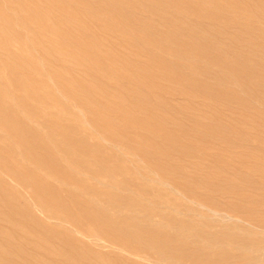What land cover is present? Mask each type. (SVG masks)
<instances>
[{
    "label": "rangeland",
    "instance_id": "374dc122",
    "mask_svg": "<svg viewBox=\"0 0 264 264\" xmlns=\"http://www.w3.org/2000/svg\"><path fill=\"white\" fill-rule=\"evenodd\" d=\"M4 2H5V6H6V8H8V9H16V10H19V9H17V8H20V7H22V5H24L27 1L30 3V4H33V6H35V7H37V8H39V9H41V13H42V15L41 16H44V18L46 17L47 18V20L48 21H45L46 23H38L40 26H38V27H36V25H35V27L34 26H30V28L28 27V28H22L24 31L26 30L27 32H24L22 29H20V28H17L18 26H14V27H5V26H2V20H1V18L2 17H0V89H1V87H2V90L4 91V92H1L0 93V100H1V103H0V109L2 110V111H0V122L2 121V123H0V135H1V137L0 138H3L2 137V135L4 136V138H5V136H6V139H2L3 141H5L6 143L4 144L3 143V141H1V139H0V162H2L1 163V165H0V182L2 183H0V191L2 192H0V194H3V193H7L6 195L5 194H3L4 196H6V197H3V195H0V199H2L1 201L3 202H0V229H1V231L2 232H0V239H2V238H7V239H9V240H4V239H2V240H0L1 242H0V259L2 260V262H1V260H0V264H73V262H74V264H109L108 262H110L111 264H156V256H155V254L154 255H152V252H151V255L149 254V252H150V250H147L146 249V247H140V246H143V244H141V245H137L136 247L134 246V249H132V248H129V246H128V248L127 249H129L130 250V252L131 251H135V253L136 252H138V249L140 248V250H139V253H136V255L135 254H132L133 256H134V258H132L131 257V255H130V252H128L127 253V250H126V247L127 246H124V245H122V244H120V243H118L119 245H117V244H115V246H118L117 248V250H116V248L113 246V247H111L112 246V244L111 243H113L112 241H111V239H115V236H113L114 234H115V232H116V238H117V235L119 236V238H117V241H121V240H123L122 238H126L125 239V241H128L129 242V239L130 238H128L126 235H124V234H121V230H120V233L119 232H117V230L119 229V228H116V230L115 229H113V228H111V227H109L108 228V230H107V228H102V226L100 227V226H98L99 225V222H100V220H96V221H93L94 219H96L95 217H96V215L95 214H97V213H101V210L103 209L104 211H106V210H109V209H111V208H108L107 209V207L105 208V206L104 205H98L97 207L96 206H93L94 208H93V212H97V213H93L91 210H92V206L90 207L91 208V210H90V208L88 209V204L86 205V203H85V206L87 207V208H84V200L85 199H83L82 197H81V195L82 194H86L87 196H88V194H89V196H91L90 198H93L92 200H94V201H102L101 199H103L104 197V195L103 194H101L102 193V191L103 192H105V193H107V191H111L112 193H114V194H118V195H122V196H134V197H137V198H142V200L144 199V197L142 196V195H144L145 196V203H147V208L148 209H152V212L153 211H155L156 213L155 214H157L158 213V217H160V215L162 214V217H166L165 215H167L168 217H171L172 218V216H173V218H176V219H179V220H181V219H183V220H185V221H187V220H190V218L192 219V218H194V216L193 215H195L196 214V212L194 213V211L193 210H197V208H198V206L196 205V204H190V203H188V202H185L183 199H182V197H189V198H191V199H195L197 202H200V203H203V204H205V205H213L212 203H211V201H212V197L215 199V200H217L219 203H222L221 205H222V207L223 208H227V209H231L230 211H231V213H233V212H236V213H233V214H235V216H237V217H239V216H241V217H239V218H241V220L242 221H244V222H246L245 220H250V219H252V220H250L251 222H254L253 221V219H257V218H262V219H264V217H261V216H264V215H262V214H264V212H262V211H264V185H262V184H260L261 182H264V179H262V178H264V177H260V174L259 175H255V177H257V176H259V177H257V178H259V179H256V178H254V174L253 173H255L254 172V170H257V169H259V170H261L262 169V167H264V146H261V143H262V145H264V141H260V142H258L259 140H262V139H264V137H261V136H264V134H259V133H264V127H262L261 125V127L259 126V125H257V124H260V122H262V123H264V120H262V119H264V117H262V116H264V102H261L262 100H264V97H262L261 95H264V92H262V91H264V90H261L262 88L261 87H264V86H262V85H264V83H262V82H264V80H262V78H264V76H262V75H264V74H262V72H264V71H261V70H264V69H262V68H264V65H262V64H264V62H262L261 60H260V57H259V55L261 56V55H264V50H261L260 51V49H264V47H262V46H264V44H262V42L261 41H264V39H262V40H260L261 38H264V33H260V31L262 30V32H264V28H262V27H264V26H262V25H264V23H262V22H264V21H261L260 19L261 18H264V15H261L260 16V14H264V11H262V10H264V9H262V8H264V4H262V3H260L261 1H259V0H251V1H253L252 3H251V1L250 0H245V1H249L248 3H246L245 1H243V0H237V2H235L236 0H234V2H232L233 0H218V1H216V0H213V1H215V2H211V0H204V2L202 1V0H184V2H183V5H186V6H183L184 8L182 9V1H181V5H178L177 6V4H180V2H179V0H178V2L179 3H177V0H173L174 1V3L176 2L177 4L175 5V6H177V7H180L179 9L181 10L180 12H179V10H175V8H174V10H172L173 8L171 7H169V9H168V7L167 6H165V4H166V2H170L169 0H167L166 2H165V0L163 1H160V3H162V5L161 6H163V7H165L166 9H164L163 7H159L158 9L161 11L162 10V12L165 14V15H167L168 14V12H167V10L169 11V17H171V15L173 14L172 12L174 11V14H175V16L176 15H178V18L176 17V20H174L175 19V16H174V18L173 17H171L170 18V20H171V22H170V20L168 19L169 17H168V15L166 16V20H165V18H164V21H166V22H163L162 21V19H161V22H160V20L158 19V17H157V15H153L152 16V14H147V12H145V13H142L139 9H135V10H128V12H127V10L126 9H124V8H120V9H123V11L122 10H120V12H118L119 10H118V6H116V5H114L113 4V2H112V0H14V1H16V2H14V1H12L13 3L11 4L10 3V0H7V1H9V2H7L6 0H3ZM45 1V2H44ZM49 1H50V3H49ZM57 1V2H56ZM80 3H79V2ZM91 1V2H90ZM135 1H137V2H139V3H137L138 4V6L139 5H141V6H149V7H147V8H149L150 9V7H152L151 9H150V12L151 11H153L154 9H156L157 10V7H158V5H160V3H158V4H155V7H154V3H156V2H153L152 3V1H150L149 3L148 2H144L143 0H135ZM154 1H156V0H154ZM159 1V0H158ZM172 1V0H171ZM173 1L171 2L172 4H174L173 3ZM209 1V2H208ZM219 1H220V3H219ZM229 1V3H227ZM240 1V2H239ZM60 2V3H59ZM165 2V3H164ZM193 2V3H192ZM196 2V3H195ZM201 4H200V3ZM216 2H217V5H218V3H219V6L221 5V2L225 5V6H222V10H223V12H222V10H220V8H219V10L220 11H218V7L219 6H217V5H215L216 4ZM239 2V3H238ZM242 2V3H241ZM245 2V3H244ZM256 2H259V3H256ZM262 2H264V1H262ZM49 3V4H48ZM57 3V4H56ZM107 3V4H106ZM164 3V4H163ZM170 3V4H171ZM188 3V4H187ZM211 3H215L214 4V6H212V4ZM255 5V7L256 8H254V7H252V5ZM52 4V5H51ZM104 4H106V5H104ZM152 4H153V6H152ZM169 3H167L166 5H168ZM209 4V5H208ZM231 4H235L234 6L233 5H231ZM239 4V5H238ZM241 4H243V5H245V6H243V8L245 7V9L246 8H248V6H249V9L250 8H253V9H250V10H248V9H246V10H248V12L250 13V12H252L251 10H253V11H255L256 9H258L257 11H255L254 12V14L252 13V15L250 14V17H248V18H246V17H242L243 16V13H242V11L240 10L239 11V7L240 8H242L241 6ZM257 4H260V5H257ZM10 5V6H9ZM50 5V6H49ZM157 5V6H156ZM188 5H190V6H188ZM201 5H203V6H206L205 7V9H204V7L203 6H201ZM251 5V6H250ZM0 6L2 7V6H4V3L2 2V0H0ZM45 6V7H44ZM49 6V7H48ZM93 6V7H92ZM102 6V7H101ZM114 6V7H113ZM198 6H201V7H198ZM237 7L236 9H234V7ZM262 6V7H261ZM154 7V8H153ZM212 7V8H211ZM223 7H225V10H226V12H230L231 10V14L229 13V14H227L226 12H225V10L223 9ZM116 10H115V9ZM162 8V9H161ZM200 8V9H199ZM204 9V11H203V9ZM208 8H209V10L210 9H213V11H209L208 10ZM8 9L5 11V9H3L2 11L4 12V14L3 15H1V16H6V14L8 15L9 14V12H8ZM47 9V10H46ZM75 9V10H74ZM262 9V10H261ZM103 10V11H102ZM105 10V11H104ZM115 10V11H114ZM164 10V11H163ZM166 10V11H165ZM199 10V11H198ZM201 10H202V12L203 13H201ZM216 10V11H215ZM237 12H235V11ZM125 11V12H124ZM132 11H133V15L131 14L132 13ZM172 11V12H171ZM207 11H209L208 13H204V12H207ZM216 13H215V12ZM8 12V13H7ZM68 13V15H67V13ZM135 12V13H134ZM139 12H141V13H139ZM211 12V13H210ZM217 12H219V14L221 15V14H224V16L223 15H221L222 17H219L218 15V13ZM225 12V13H224ZM260 12V13H259ZM56 13V14H55ZM83 13V14H82ZM138 13V14H137ZM167 13V14H166ZM172 13V14H171ZM200 13H201V15H203V14H206V15H203L202 16V18H201V15H200ZM240 13H242V14H240ZM257 15H259V16H257ZM259 13V14H258ZM52 15V17H51V15ZM112 14L114 15V16H112ZM128 14V15H127ZM134 14H135V16H134ZM190 14V15H189ZM195 16H194V15ZM207 14H208V16H209V18H207ZM211 14H212V17L213 16H216V17H213V18H216L215 20H213V19H211L212 17H210L211 16ZM237 14H240V15H236ZM58 15V16H57ZM67 15V16H66ZM92 15H94V17L92 16ZM127 15V16H126ZM149 16V18H150V23H151V25H153V26H142V28H140L141 27V25H140V23L138 24V22L140 21V19L139 20H137L139 17L141 18V16H142V18H141V20L143 19V17L144 18H146L147 16ZM151 15V16H150ZM193 15V16H192ZM255 15V16H254ZM23 16H25L26 17V15H25V13H23V14H21L20 16H18V20H17V22H20V21H22L21 19H22V17ZM137 16V17H136ZM182 16V17H181ZM228 16V17H227ZM244 16H246V15H244ZM253 16V17H252ZM64 17V18H63ZM133 17H135V18H137V19H134ZM184 17H186V18H184ZM255 17H256V20H254L255 19ZM258 17H260V18H258ZM88 18H90V19H88ZM148 17H147V19H149ZM153 18V19H152ZM160 18V17H159ZM195 18H197V19H195ZM206 20H205V19ZM222 18H224V19H222ZM230 18V19H229ZM252 20V22H254L255 24L253 25V23H250L251 22V20ZM252 18H254V19H252ZM67 19V20H66ZM121 19V20H120ZM146 19V20H147ZM156 19H158V20H156ZM190 21L191 20V22H189L188 20ZM220 20L221 21V23H223L224 24V22H222L223 20L224 21H226V22H228V20H225V19H229V22H231V21H233V20H231V19H234L235 20V23L233 22V24H230L229 23V25H226V24H224V25H226L225 27H224V25L223 24H221L219 21L217 22V20ZM244 19V20H243ZM249 19V20H248ZM51 22H50V21ZM72 20H75V21H78V24L79 25H71L70 23L72 22ZM116 20V21H115ZM143 20H145V19H143ZM154 22V20H156L155 22L158 24L157 26L159 27V24H164V23H166L165 24V26L164 27H166V25L167 26H169V28L168 29H165L164 27H162V26H160V28L162 27V28H164V29H162V31L164 30V31H167V32H162L161 33V31H158V34H159V36L160 37H163L161 40H160V37L159 36H157V34L156 35H154V32L153 31H155V32H157V30H161L160 28H158V27H156L154 24H153V22ZM169 20V21H168ZM179 20V22L180 23H183V21H184V23L183 24H185V27L182 29V28H179L176 24H175V22H177ZM185 20H187V21H185ZM195 20V21H194ZM208 20H210V22L208 21ZM262 20H264V19H262ZM114 21V22H113ZM135 21H137L136 23H137V25H135L136 23H135ZM172 21H173V25H171L172 24ZM182 21V22H181ZM195 23V25H194V23ZM248 21H250V22H248ZM258 21H260V23L258 22ZM16 22V21H15ZM113 22V23H112ZM134 24H133V23ZM197 22V23H196ZM198 22H201V23H204V25L203 24H200L199 23V25H198ZM237 22V23H236ZM170 23V24H169ZM239 23V24H238ZM262 23V24H261ZM16 24V23H15ZM53 24V25H52ZM191 24H193V26L192 27H190V25ZM206 24L208 25V26H206ZM213 25V26H211V25ZM238 24V25H237ZM244 24H247V25H244ZM257 24V25H256ZM259 24V25H258ZM110 25V26H109ZM114 25V26H113ZM171 25V26H170ZM217 25H218V27L220 28L221 27V29H219L218 30V28H217V30L221 33V35H220V33L218 32V31H216V29H214V28H216L217 27ZM233 25V26H232ZM260 25H261V27H260ZM79 26V27H78ZM82 26L84 27V28H82ZM173 26H175V28H174V30L173 31H175L176 30V28H178L176 31H177V34H175V32L173 33V31H171L172 30V28H173ZM199 26V27H198ZM206 26V27H205ZM210 26V27H209ZM214 26H216V27H214ZM229 26V27H228ZM232 26V27H231ZM244 26V27H243ZM245 26H246V28H245ZM250 26V27H249ZM255 26V27H254ZM259 28H257V27ZM107 27V28H106ZM188 27V28H187ZM194 27H196V28H194ZM200 29V30H204V27H205V30L206 31H204L203 32V30L202 31H200L198 28ZM201 27V28H200ZM212 27V28H211ZM227 27V28H226ZM102 28V29H101ZM150 28H152V29H150ZM154 28H155V30H154ZM156 28H158L157 30H156ZM167 28V27H166ZM193 28V29H192ZM226 29V31H228V32H230V33H228V34H226V35H228V36H230L229 34H231V36L233 37V34H234V36L235 37H242V36H239V35H243L244 36V39H246L245 37L247 36L246 34H251V35H248V37H247V39L246 40H248V39H251V40H249V42H250V46L252 47H250L249 46V48L247 47L246 48V46L247 45H245V44H242V45H244L243 46V48L242 47H240L239 48V46L237 45L238 43L236 42V41H233L232 43H235L236 42V44H231V43H229V45L227 44L228 42H226V44L225 45H223L224 43H221V41L223 42L224 41V39H221V38H224V35H225V33H227V32H225L224 30H222V29ZM231 28H232V30H231ZM260 28H261V30H260ZM31 29V30H30ZM35 29V30H34ZM110 29V30H109ZM129 29V30H128ZM145 29H146V31H145ZM182 29V30H181ZM191 29V30H190ZM211 29H213V32H212V30ZM228 29V30H227ZM230 29V30H229ZM235 29H237V30H235ZM255 31H254V30ZM1 30H2V32H1ZM97 30H99V31H97ZM131 30V31H130ZM249 30V31H248ZM30 33H29V32ZM45 31V32H44ZM127 31V32H126ZM132 31H134V32H132ZM142 31V32H141ZM179 31V32H178ZM215 31H216V34H215ZM222 31V32H221ZM234 31H235V33H234ZM236 31H237V33H236ZM240 31H242V32H240ZM145 32V33H144ZM148 32H149V34H148ZM168 32H170V33H168ZM173 34H175V35H173ZM197 34H196V33ZM207 32V33H206ZM210 34H209V33ZM232 32V33H231ZM245 32V33H244ZM256 32H258V33H256ZM24 33H26V34H29L28 36H25V34ZM122 33V35H117V34H121ZM133 33H135V34H133ZM161 33V34H160ZM167 35H166V34ZM180 33H182L183 34V36H184V38H183V36L180 34ZM192 33V34H191ZM203 33V34H202ZM204 33H206V34H204ZM213 33V34H212ZM218 33V34H217ZM222 33H224V34H222ZM253 33H256L259 37L257 38V35L256 34H254L255 35V37L258 39V41L260 40V42H261V45H260V42H258L257 40H256V38H253L254 37V35H253ZM260 33V34H259ZM33 36H32V35ZM111 34H112V36H111ZM125 34H128V35H125ZM153 34V38L154 39H152L151 38V35ZM163 34H164V36H163ZM179 34V35H178ZM186 36H185V35ZM202 36V38L199 36ZM207 34H209L210 35V39H212V41H210V40H207V39H209V38H207ZM165 35L167 36V37H165ZM168 35H171V36H168ZM192 35V36H191ZM203 35H205V37H203ZM214 35H218V37H220V38H217L216 36H214ZM253 35V36H252ZM95 36V37H94ZM116 36H117V38H116ZM127 36V37H126ZM139 36V37H138ZM157 36V37H156ZM182 38H181V37ZM223 36V37H222ZM250 36H251V38H250ZM27 37H29V38H27ZM134 38L132 41H131V39L130 38ZM188 37V38H187ZM191 37H193V38H191ZM200 37V38H199ZM215 37V38H214ZM32 38V39H31ZM110 38V39H109ZM140 38H142V41H139V39ZM165 38V39H164ZM173 39V40H168V39ZM176 38V39H175ZM204 38L206 39V40H204ZM216 38H217V40H216ZM253 38V39H252ZM27 39H29V40H27ZM112 39V40H111ZM143 39L146 41V40H148L149 42H145V41H143ZM189 39V40H188ZM191 39H192V41H191ZM221 39V40H220ZM100 40V41H99ZM115 40V41H114ZM141 40V39H140ZM164 40V41H163ZM178 40V41H177ZM187 41V42H189V41H191L192 43H196V44H193L192 45V43L191 42H189V44H187V42H185V41ZM197 42H196V41ZM201 40V41H200ZM203 40L204 41H206L205 43L203 42ZM216 40V41H215ZM99 41V42H98ZM117 41V42H116ZM131 41V42H130ZM150 41H151V43H150ZM170 41H174L173 43L172 42H170ZM182 41V42H181ZM212 42V44L210 43V42ZM257 41V42H256ZM16 44H15V43ZM33 42V43H32ZM53 42V43H52ZM56 42V43H55ZM125 42V43H124ZM139 42H141V43H144L145 42V44L147 43V45H145V44H141V43H139ZM166 42H168V43H166ZM186 44H185V43ZM203 42V43H202ZM207 42L209 43V44H207ZM216 42H217V47L219 46V44H220V46L219 47H221V48H223V50L225 49L226 50V48L227 47H225L226 45L227 46H229L228 48H227V50H229L228 52L227 51H222L221 50V48L219 49V47H218V49H216L217 50V52H215L216 50H214L215 49V47L216 46H214L213 44H215L216 45ZM220 42V43H219ZM254 44H253V43ZM108 44V45H106V44ZM159 43V44H158ZM181 43V45H179ZM5 44H7L8 45V47H10V48H12V50L13 51H15V54H18L16 57H14V58H12V59H6L5 57H4V46H5ZM27 44V45H26ZM55 44L57 45V47L55 46ZM94 44V45H93ZM136 44H141L142 45V47H138ZM148 44H150V45H148ZM174 44H175V46L177 47H175L174 46ZM177 44V45H176ZM205 44H207V45H205ZM222 44V45H221ZM4 45V46H3ZM12 45H14V46H12ZM19 46V47H21V49H19V47H17V46ZM54 45V46H53ZM111 45V46H110ZM113 45V46H112ZM136 45V46H135ZM167 45V46H166ZM178 45H179V47H178ZM182 45H183V47H182ZM191 45V46H190ZM195 45H197V46H195ZM209 45V46H208ZM213 46L212 48L213 49H211V48H209V47H211V46ZM232 45V46H231ZM235 46V48H233L232 50H231V48L232 47H234ZM236 45L238 46V48L236 47ZM241 45V44H240ZM33 46V47H32ZM106 46V47H105ZM108 46V47H107ZM144 46V47H143ZM167 47L166 48V50H165V48L164 47ZM180 46L182 47V48H185L184 50H182V48L180 49ZM193 46H195V47H197V49L196 48H193ZM201 46V47H200ZM207 46V47H206ZM225 48H224V47ZM31 47V48H30ZM97 47V48H96ZM105 47V48H104ZM118 47H120V48H118ZM163 47V48H162ZM186 47H187V51H186ZM260 49H259V48ZM262 47V48H261ZM14 48H15V50H14ZM25 48H27V49H25ZM34 48V49H33ZM59 48V49H58ZM107 48H110L112 51H110L109 49L107 50ZM116 48H118V49H120V50H118V49H116ZM153 48V49H152ZM170 48V49H169ZM190 48H191V50L192 49H195V52L196 53H193V55H192V53H190L191 51H190ZM255 48H257V49H255L256 51H257V53H254V52H256L254 49ZM149 49V50H148ZM189 49V50H188ZM202 49V50H201ZM237 51L238 49H242L243 51L244 50H246L245 52H244V56H242V54L243 53H241V51H237L238 52V57H242L244 60H248L247 62H245L244 63V65L243 66H245V67H241L240 65H237L234 61H235V57H237V54L235 55V53H237L235 50ZM247 49L249 50L248 52H247ZM22 52H21V51ZM97 50H101V53L100 52H97ZM174 50V51H173ZM200 50L202 53H204L205 52V50H206V52L204 53V55H202L201 54V52L199 53L198 51ZM231 50V51H230ZM252 52H251V51ZM34 51V52H33ZM110 51V52H109ZM127 51V52H126ZM137 51V52H136ZM159 51V52H158ZM170 51V52H169ZM214 53H213V52ZM242 51V52H243ZM258 51H260V53L258 52ZM24 52V53H23ZM31 53L30 54V56H29V54L28 53ZM129 52V53H128ZM168 52V53H167ZM186 52V53H185ZM188 52V53H187ZM194 52V51H193ZM239 52L241 53V55L239 54ZM252 54H251V53ZM28 55H27V54ZM54 53V54H53ZM126 53V54H125ZM174 53V54H173ZM190 53V54H189ZM206 53H209V55H214V56H212V57H214V58H211V60L208 58V56H207V54ZM218 55H216V54ZM219 53V54H218ZM225 56V57H227V59L229 58V60H231V61H228V60H226V63L224 64V65H227V66H223L222 64V62H225L222 58H221V55L222 54ZM227 53H229V54H227ZM230 53H231V55H230ZM234 53V54H233ZM248 53V54H247ZM195 54L196 55H198L197 57L195 56ZM202 55V57H203V59H202V57H201V55ZM227 54V55H226ZM232 54L235 56H233V57H231L232 56ZM250 54H251V56H250ZM27 55V56H26ZM42 55V56H41ZM111 55V56H110ZM193 57H192V56ZM229 55H230V57H229ZM249 55V56H248ZM166 56V57H165ZM253 56H255V57H253ZM32 57V58H31ZM112 57V58H111ZM136 57V58H135ZM139 57V58H138ZM177 57V58H176ZM196 57V58H195ZM198 57H200L199 59H198ZM217 57H218V59H217ZM256 57H257V59H256ZM38 58H39V60L41 59V62H42V64L39 62V60H38ZM47 58V59H46ZM160 58V59H159ZM222 59V62H220V60ZM252 58H255V59H252ZM1 59H3V60H1ZM35 59H37V60H35ZM119 60L118 61V63H117V60ZM138 59V60H137ZM179 59H181V60H179ZM220 62V63H218L217 62V60ZM233 59V60H232ZM47 60V61H46ZM127 60V61H126ZM163 60V61H162ZM209 60L211 61V62H213L212 64H211V62H209ZM214 60V61H213ZM255 60V61H254ZM76 61V62H75ZM116 61V62H115ZM171 61V62H170ZM251 62V63H248V62ZM40 63L41 65H42V67H38L37 65H38V63ZM128 62V63H127ZM136 62V63H135ZM203 62H205L206 64H203ZM231 62L233 63V66H232V64H231ZM256 62V63H255ZM70 63V64H69ZM117 63V64H116ZM200 63L201 64H203L202 65V67L200 66ZM209 63V64H208ZM219 65H218V64ZM222 63V64H221ZM230 63V64H229ZM246 63H248V65L249 64H253L254 65V70L252 71V73L254 72L255 74H253L254 75V77L256 78V79H254V77H253V79L252 80H250L251 78H252V74H250V72H248V69H247V67L246 66H248ZM262 63V64H261ZM8 64V65H7ZM121 64V65H120ZM145 64V65H144ZM192 66H191V65ZM220 64L222 65V67L220 66ZM259 64H261V65H259ZM4 65V66H3ZM53 65H55V66H53ZM185 65V66H184ZM209 65V66H208ZM211 65H213L212 67H211ZM214 65H215V67H214ZM229 65H230V67H233V68H231V70H233V71H230L229 70V72H231V74H229V72H228V68H230L229 67ZM235 65V66H234ZM135 66V67H134ZM188 66H191V67H189V68H191L192 69V67L194 68V69H192V70H194V72H192L191 73V69H189L188 68ZM196 66H199V67H197L196 68ZM218 66H220V67H218ZM240 66V67H239ZM261 66H262V68H261ZM74 67V68H73ZM128 67V68H127ZM139 67V68H138ZM206 67V68H205ZM209 67L211 68V70H209ZM224 67H225V69H224ZM228 67V68H227ZM235 67V68H234ZM237 67H239V68H237ZM258 67V68H257ZM260 67V68H259ZM42 68L44 69L43 71H42ZM81 68V69H80ZM184 68V69H183ZM196 68V69H195ZM202 68V69H201ZM220 68H222V69H224V70H227V72L226 71H224L223 72V70L222 69H220ZM242 68V69H241ZM139 69V70H138ZM142 69V72L140 71ZM188 69V70H187ZM212 69H214V71L212 70ZM237 69V70H236ZM244 69H246V70H244ZM16 70V71H15ZM87 70V71H86ZM137 70V71H136ZM190 70V71H189ZM203 72H202V71ZM222 70V71H221ZM239 70V72H240V74L241 75H237L236 73H238L239 74V72H237ZM78 71V72H77ZM144 71V72H143ZM154 73H153V72ZM200 71V72H199ZM218 71H221V73H218L217 75L215 74V73H217ZM242 71V72H241ZM63 72V73H62ZM146 72V73H145ZM152 72V73H151ZM160 72H162V73H160ZM225 72H226V74H229L228 76L226 75V78H225V80H223L224 78H222L221 80H217L216 78H219V77H221L220 76V74H224L225 75ZM234 72V73H233ZM259 74H258V73ZM18 73V74H17ZM191 73V74H190ZM194 73H196V74H194ZM202 73V74H201ZM212 73V74H211ZM257 73V74H256ZM49 75V77H50V79L48 78V76L47 75ZM139 74V75H138ZM152 74V75H151ZM154 74H156V76L154 75ZM199 74L202 76V75H204V76H199ZM213 74H215V76H216V78H214V75ZM222 74V75H223ZM233 74H235L234 76H233ZM243 74V75H242ZM250 74V75H249ZM76 75H79L78 77L76 76ZM85 75H87V76H85ZM138 75V76H137ZM158 75V76H157ZM193 75V76H192ZM210 75H211V78L214 80H212V79H210ZM213 75V76H212ZM247 75H249V76H247ZM256 75V76H255ZM260 75H261V78H259L260 77ZM47 76V77H46ZM77 78H76V77ZM144 76V77H143ZM161 76V77H160ZM192 78H191V77ZM197 76H198V78L199 79H201V83H197ZM230 76H232V77H230ZM237 76V77H236ZM247 77V78H250V76H251V78L250 79H246V81L244 80V78L243 77ZM257 76H259V77H257ZM31 77V78H30ZM38 77V78H37ZM81 77V78H80ZM121 79H120V78ZM225 77V76H224ZM235 77V78H234ZM240 77H241V79H240ZM245 77V78H246ZM46 78H48V79H46ZM83 78V79H82ZM112 78V79H111ZM190 78H191V80H190ZM194 78V79H193ZM207 78H209L211 81L210 82H212L211 84H210V82H209V80L207 79ZM229 78H233L234 79V81L236 80V78H238L239 80H237V81H235V83H233V79H230V81H227V80H229ZM27 79V80H26ZM121 81H120V80ZM145 79V80H144ZM169 79V80H168ZM196 79V80H195ZM257 79H260V80H262V81H260V80H257ZM31 80H36V82L38 83V81L40 82V84L43 86H41V85H37V84H33V81H31ZM51 80H52V84H51ZM83 80V81H82ZM223 80V81H222ZM242 80L245 82L244 83V85H243V83H242ZM247 80H249L248 82L249 83H247ZM50 81V82H49ZM149 81H151V83L149 82ZM163 81V82H162ZM217 81V82H216ZM222 82V84H219L218 82ZM232 81V89H231V86L230 85H228V82H231ZM239 81H241V82H239ZM26 83V84H24V83ZM45 82V83H44ZM47 82V83H46ZM95 82V83H94ZM118 82V83H117ZM148 82V83H147ZM153 82V83H152ZM167 82V83H166ZM209 82V84H207ZM215 82H216V84H215ZM220 82V83H221ZM224 82H225V84H224ZM236 82H237V85H236ZM260 83V85L258 84V83ZM21 83H23V84H21ZM30 83V84H29ZM32 83V84H31ZM34 83H35V81H34ZM44 83V84H43ZM55 83V84H54ZM252 83V84H251ZM253 83L254 84H256V85H258V87H256L255 85H253ZM28 84V85H27ZM46 84V85H45ZM84 84V85H83ZM121 84H122V86H121ZM141 84V85H140ZM143 84V85H142ZM147 84V85H146ZM148 84H150V87H148ZM151 84L153 85V86H151ZM212 84H214V85H212ZM234 84V85H233ZM248 85V84H251L252 86H254L252 89L254 90V88H255V91H256V89H258L259 88V90H257L256 92V94H255V91H253L251 88H250V90H249V87H251L250 85H249V87L247 86L246 87V85ZM44 85H45V87H44ZM81 85V86H80ZM99 85V86H98ZM106 85V86H105ZM140 85V86H139ZM202 85H207V86H205V87H207L206 88V90L207 91H205L204 89H205V87L203 88V90H204V92H203V90H202ZM226 85H228L227 86V88H226ZM241 87H240V86ZM23 86V87H22ZM28 87V89H27V87ZM37 86V87H36ZM61 88H60V87ZM104 86V87H103ZM108 86V87H107ZM210 86V87H209ZM219 86V87H218ZM236 86H238L237 87V90L238 89H242L243 88V86H244V88L241 90V91H243L242 93H240L241 91H237L236 90ZM261 86V87H260ZM24 87H25V92L23 91V89H24ZM40 88V90H38L39 88ZM123 87V88H122ZM200 87V88H199ZM215 87V88H214ZM240 87V88H239ZM246 87V88H245ZM23 88V89H22ZM36 88V89H35ZM43 88V89H42ZM45 88V89H44ZM48 88L50 89V91L51 92H49V90H48ZM118 88V89H117ZM160 88V89H159ZM218 88V89H217ZM229 88V89H228ZM235 88V89H234ZM31 89H32V91H34L35 93V99H34V94L32 95V91H31ZM41 89H42V91H43V93L41 92ZM198 89V90H197ZM199 89H200V91H199ZM215 89L219 94H216V91H215V93H212V95H211V92H214L213 90ZM246 89H248V90H246ZM29 90H30V93L29 94H27L28 92H29ZM46 90V91H45ZM98 90V91H97ZM105 90V91H104ZM141 90V91H140ZM179 90V91H178ZM219 90V91H218ZM40 91V92H39ZM48 91V92H47ZM60 94H58L57 92ZM103 91L104 93H101V92ZM142 91L144 92V93H142ZM151 91V92H150ZM189 91H191V92H189ZM249 91V92H248ZM258 91H260V92H262V94L260 95L261 97H262V100H261V97H260V99H259V94H260V92H258ZM24 92V93H23ZM32 92V93H31ZM110 92V93H109ZM146 92V93H145ZM194 92V93H193ZM196 92V93H195ZM206 92V93H205ZM210 92V93H209ZM221 92H224V94L223 93H221ZM227 92H228V95H230V93L229 92H231V94L233 95V93H235L236 92V94H234L233 96L232 95H230V96H227L226 94H227ZM239 92V93H238ZM252 93L253 95H255V98L257 99H255L254 98V96L250 93L249 95L248 94H245V93ZM40 93V94H39ZM47 93H49V95H50V93H51V96H48L47 95ZM95 93V94H94ZM113 93H114V95H113ZM122 93V94H121ZM136 93V94H135ZM203 93H205V95L203 94ZM30 94L32 95V96H30ZM38 94V95H37ZM42 94H44V95H42ZM46 94V95H45ZM105 94V95H104ZM156 94H158V97H157V95ZM162 96H161V95ZM165 94V95H164ZM191 94V95H190ZM193 94H194V96L196 97H193ZM202 94H203V96H202ZM207 94V95H206ZM215 96H214V95ZM238 94V96H236V98H232V97H235V95H237ZM242 94L244 95V98H245V100L244 101H242V98H243V96H242ZM42 95V96H41ZM54 95H56V97L54 96ZM96 95V96H95ZM117 95H119L120 96V99H119V97L118 98H116V96ZM208 95L210 96L209 98H208ZM218 95H220V96H218ZM227 96V97H229V98H227V97H224V96ZM239 95H241V97L242 98H240L239 97ZM247 95V96H246ZM253 96L252 98L251 97H248V96ZM57 96L59 97V99L57 98ZM126 96H128V98L126 97ZM133 96V97H132ZM155 96V97H154ZM159 96H160V98H159ZM213 96V97H212ZM218 96V100L216 99V97ZM221 96H223L222 98H221ZM31 97V98H30ZM33 97V98H32ZM51 97V98H50ZM53 97V98H52ZM82 97V98H81ZM126 97V98H125ZM144 97V98H143ZM203 97V98H202ZM219 97H220V99H219ZM239 97V98H238ZM37 98V99H36ZM49 98V99H48ZM125 98V99H124ZM164 98V99H163ZM188 98V99H187ZM198 98V99H197ZM207 98V99H206ZM225 98L226 99H228V100H225ZM232 98V99H231ZM238 98V99H237ZM51 99V100H50ZM65 99V100H64ZM129 99V100H128ZM141 99V100H140ZM205 99V100H204ZM236 99V100H235ZM258 99L260 100L259 102H260V104L262 103V105H260L259 104V102H257L258 101ZM81 100V101H80ZM85 100V101H84ZM107 100L109 101V102H107ZM136 100H137V102H136ZM144 100V101H143ZM225 100V101H224ZM239 100H241V101H239ZM114 101L116 102L115 104H114ZM122 101V102H121ZM188 101V102H187ZM194 101H195V103H194ZM199 101L201 102V103H199ZM205 101V102H204ZM207 101H209V102H207ZM213 101H214V103L216 104L217 102V104H216V106H214L215 107V109L213 108V105H215L214 103H213ZM226 102V101H228L227 103H229V101H230V103H232L233 104V106L231 107V106H229L228 105V109L229 108H233L234 106L236 107V106H238L239 105V107H242V105H244V107H245V105H246V107H245V109L244 110H246V108H248V110L247 111H245V112H243L242 110V108H244V107H242V108H239V107H237V108H239L238 110H237V108H233L234 110L232 111L233 113H231V110L232 109H229V110H227L226 108H227V103H225V105L226 106H223L224 104L222 103V102ZM233 101H236V102H233ZM237 101H239L240 103H238ZM255 101V102H254ZM54 102V103H53ZM60 102V103H59ZM62 102H64V103H62ZM74 103V105H73V103ZM111 102H113V103H111ZM120 102V103H119ZM131 102V103H130ZM136 102V103H135ZM253 102V103H252ZM62 103V104H61ZM67 103V104H66ZM110 103V104H109ZM123 103V104H122ZM130 103V104H129ZM135 103V104H134ZM147 103V104H146ZM164 103H168V104H165V105H163ZM177 104V106H176V104ZM187 105H186V104ZM189 103H190V105H189ZM199 103V104H198ZM212 103H213V105H212ZM234 103H237L236 105L234 104ZM242 103V104H241ZM18 104H20V105H18ZM108 104V105H107ZM119 104L121 105V107H123V106H127L128 108H132V109H128L126 106L124 107V109H122L120 106H119ZM138 104V105H137ZM197 104H198V107H197ZM207 104V105H206ZM209 104H211L210 106H209ZM223 104V105H222ZM30 105H32V106H30ZM65 105V106H64ZM69 105V106H68ZM113 105V106H112ZM116 105H117V108H116ZM133 105V106H132ZM223 106L222 108H224V107H226L224 110L223 109H221V107H219L218 108V106ZM241 105V106H240ZM7 106V107H6ZM76 106L78 107V109L76 108ZM110 106H112V108L113 107H115V108H111ZM135 106H139L138 108L137 107H135ZM172 106V107H171ZM174 106H175V109L173 110L172 108H174ZM195 106V107H194ZM70 107V108H69ZM144 107V108H143ZM171 108V110H170V108ZM206 107V108H205ZM208 107V108H207ZM8 108H9V111H8ZM41 108H42V110H41ZM110 108V109H109ZM129 110V112H128V114H127V109ZM134 108V109H133ZM136 108V109H135ZM142 108V109H141ZM180 108V109H179ZM210 108V109H209ZM212 108V109H211ZM252 109V112L254 111L255 113L258 111V110H260V111H258L256 114H254V112L252 113V115H253V117H254V120L255 121H250V118H248V117H250V115H247V113H249V110L250 109ZM261 108V109H260ZM10 109H12V110H14V112L15 113H9V112H11V110ZM24 109V110H23ZM38 110V112L39 111H43L42 113L41 112H39V113H41V114H37L38 112H37V110ZM82 110L81 111V113L83 114L82 116L83 117H80V112L78 111V110ZM115 109H117V111L115 110ZM121 111H119V110ZM139 109V110H138ZM195 109V110H194ZM203 109H205V110H203ZM217 109H219L218 110V112L219 111H221V112H219V113H217L218 115H215V116H217V117H215L214 116V114H216L215 112H217ZM241 109V110H240ZM254 109V110H253ZM74 112L73 114L71 113L72 111ZM124 110H126V111H124ZM145 110V111H144ZM164 110V111H163ZM189 111L188 113H186L187 111ZM193 110V112H191ZM211 110V111H210ZM45 111V112H44ZM46 111H48V112H50V115L52 116V118H51V116H48L49 115V113L48 112H46ZM55 113H54V112ZM70 111V112H69ZM77 111H78V113H77ZM115 111V112H114ZM146 111H148V112H146ZM166 111V112H165ZM176 111V112H175ZM198 112V113H196V112ZM230 112L231 113V115H230V113L228 114V113H226L227 114V116H228V118H231V120L232 119H234L235 117V120H232V122H231V120H230V122H231V124H230V122H229V120H227V116H226V114H225V112ZM240 111V112H239ZM13 112V111H12ZM53 112V113H52ZM67 112V113H66ZM113 112L114 113H116V114H113ZM119 113V115H118V113ZM170 112H173V113H170ZM184 112V113H183ZM199 112L201 113V114H199ZM203 112V113H202ZM208 113V117H210V120H211V122H209L210 120H209V118L207 117V115H206V113ZM242 112L244 113V114H242ZM29 113V114H28ZM100 113V114H99ZM122 113V114H121ZM154 113V114H153ZM220 113H221V115L223 116V114H224V116L222 117L221 115H220ZM235 113V114H234ZM241 113V114H240ZM260 113H261V115H260ZM27 114L28 115H30V114H34L33 116H27ZM35 114H37L38 116H36ZM43 114V115H42ZM44 114H45V116H44ZM48 114V115H47ZM55 116V114H57V116H59L58 118H60L59 120H58V118L57 119H54L53 118V115ZM165 114V115H164ZM189 114H191V115H193V116H195V114H197L196 116H198V119H197V117H193V116H191V115H189ZM245 114H246V117H245ZM41 115H42V117L44 118H42L41 117ZM89 115V116H88ZM106 115H108V116H106ZM199 115H201V118L199 117ZM204 115H206V117L208 118V120L209 121H204L203 119H205V116ZM210 115V116H209ZM239 117H238V116ZM242 115H244V118L246 119V121H245V119H242L243 117H242ZM252 115H251V120H253L252 119ZM258 115H260V116H258ZM13 116V118H14V120L16 119V121H17V123H13L12 124V122H11V124L8 122L7 123V120L9 119V117H12ZM48 118H47V117ZM63 116V117H62ZM64 116H65V118H64ZM77 116V117H76ZM110 116H111V118H110ZM118 117V119L116 118L115 119V117ZM135 116V118H134V120H132L133 119V117ZM170 116V117H169ZM191 118H190V117ZM212 116H214V117H212ZM226 116V117H225ZM257 118H260V117H262L260 120H256V117ZM30 117H33L32 119L30 118ZM61 117H62V119H63V122L65 121L67 124H69L68 123V120H69V122H71L72 123V120H74L75 121V123H76V125L78 124L79 126H83L84 128H86V130L83 132L84 133V135L85 134H87V135H85V136H83L82 135V132L80 133V132H78L77 130H75L76 129V125H72V124H75L74 123V121H73V123L72 124H70V129H69V127H68V125H66L65 124V122L62 124V125H64L65 126V128H64V126H62L60 123H62L61 121H62V119H61ZM86 117V118H85ZM89 117V118H88ZM113 117V118H112ZM124 117H127V122L126 123H128V127H126L127 125H125L124 123H125V121H123L125 118ZM128 117H130V119L132 120V122L131 121H128L129 119H128ZM139 117V118H138ZM144 118V119H142V118ZM173 119H172V118ZM186 117V118H185ZM219 117H220V120H221V124H223L222 122H224L223 120L224 119H226V122H229V124L231 125H229V124H223V129H226V130H228V131H226V132H223V131H225V130H223L222 131V127L220 126V128H219V125H221L220 124V122H216L215 120H217V119H219ZM241 117V118H240ZM5 118V119H4ZM29 118V119H28ZM56 118V117H55ZM83 118V119H82ZM122 118V119H121ZM182 118V119H181ZM215 118V119H214ZM222 118V119H221ZM22 119H23V123H22ZM31 119V120H30ZM33 119H34V121H33ZM111 119V120H110ZM142 119V120H141ZM147 119L149 120V121H147ZM162 119V120H161ZM38 120V121H37ZM39 120H40V123H39ZM42 120L44 121V123L42 122ZM58 120V121H57ZM88 120V121H87ZM91 120V121H90ZM102 120V121H101ZM136 120H139V121H142L141 123H143V124H140L139 123V121L138 122H136ZM144 120V121H143ZM168 120V121H167ZM174 120V121H173ZM27 121V122H26ZM46 121H49L48 123L46 122ZM85 121V122H84ZM89 122V123H87V122ZM94 121H96V122H98V123H100L98 126H97V124H96V122H94ZM111 121V122H110ZM115 121V122H114ZM119 121H121V123H122V121H123V125L125 126V128H124V126L119 122ZM133 121H135V122H133ZM145 121H147V123L145 122ZM219 121V120H218ZM233 121H234V123H233ZM250 121V122H249ZM26 122V123H25ZM36 122V123H35ZM41 122H42V124H41ZM52 122V123H51ZM112 122H114V123H112ZM145 122V123H144ZM168 122V123H167ZM171 122V123H170ZM194 123V125L192 124V123ZM198 122V123H197ZM226 122H224V123H226ZM237 122V123H236ZM243 122V125H244V128H243V126L242 127H238V126H240V124ZM244 122H245V124H244ZM248 122V126H247V123ZM259 122V123H258ZM22 123V124H21ZM24 123L25 124H28L29 126H31V128L33 129V130H37L36 132H38V134H40L39 132H42V134H40L39 136H41L42 138H44V140L47 142L46 144H48V146L46 145V148L47 147H51V149L50 150H52L53 152H51L48 148V150L50 151V153H51V155H53V153H54V155L53 156H51L48 152H45V151H48L46 148L44 149V148H42L43 150H45V151H43L42 149H38V148H36L35 149V147L32 145V143L30 142V140H28L27 138H24L25 140L27 139V141H25V140H23V137L21 138V133L23 132H25V129L23 128V126L22 125H24ZM39 123V124H38ZM50 123V124H49ZM86 123H87V125H86ZM94 123V124H93ZM101 123H102V125H101ZM116 123V124H115ZM120 125H119V124ZM129 123L131 124L132 123V125H135V128L137 129V131H136V133L134 132L136 129L133 127V129H132V127L131 126H129ZM134 123V124H133ZM138 123V124H137ZM184 123H186L187 125H185L184 126ZM196 123H197V125H196ZM200 123L203 125V127L204 126H206V127H204V129L205 130H203L204 131V135L206 136H204L203 134H201L202 135V137H201V135L199 136V138H198V140H197V138H195L197 135H199L200 133H202V132H200V131H202L201 129H203L202 127L199 129V125H200ZM218 123V124H217ZM233 123V124H232ZM252 124V127H253V129H251L250 128V132L248 131V130H245L246 129V127L245 126H247V127H250L251 126V124ZM257 123V124H256ZM4 124H6V128L4 127ZM46 124L48 125H50V127H49V125L47 126V127H49L48 128V130H47V127H46ZM53 124H55V125H53ZM57 124V125H56ZM88 124H89V127H88ZM108 124V125H107ZM112 124H113V126H112ZM149 124V125H148ZM158 124H159V126H158ZM161 124V125H160ZM168 124V125H167ZM176 124H178V125H176ZM191 124V125H190ZM238 125V126H235V125ZM12 125V126H11ZM32 125H33V127H32ZM44 127H43V126ZM52 125V126H51ZM61 125V126H60ZM94 125V126H93ZM105 125H107V127L106 128H104L105 127ZM139 125L141 126V127H139ZM155 125V126H154ZM174 125V126H173ZM193 125V126H192ZM201 125V126H202ZM217 125H218V128H217ZM225 125H226V128H225ZM15 126H16V128H15ZM40 126H41V128H40ZM54 126V129L53 128H51V127H53ZM55 126H58L59 128H61V127H63V128H61V129H56V131H55V128H58V127H55ZM147 126V127H146ZM152 126V128L150 129V127ZM155 128H154V127ZM156 126H158V127H161L160 128V130H159V128H158V132L157 133H155L157 130H155L156 129ZM162 126H164V127H162ZM169 126V127H168ZM190 129H188L187 127ZM191 126V127H190ZM199 126V127H198ZM209 126H210V128H209ZM211 126H212V129H214V132L212 133V131L213 130H211ZM258 126V127H257ZM13 127V128H12ZM18 127V128H17ZM20 127V128H19ZM43 127V128H42ZM114 128V129H112V128ZM147 128V129H145V128ZM215 127V128H214ZM230 127V129H228ZM231 127H234L233 129H231ZM237 127V128H236ZM31 128H30V130H31ZM67 128V129H66ZM75 128V129H74ZM78 128V127H77ZM99 128V129H98ZM109 128V132L106 130V129H108ZM154 128V133H153V131H152V129ZM180 128V129H179ZM185 128V129H184ZM193 128V129H192ZM240 128H241V130H242V128H243V131L241 132V130H240ZM257 128L259 129V130H257ZM16 129V130H15ZM43 129V130H42ZM47 130V133L46 132H44V131H46ZM51 129V131L50 132H52L53 131V133H51L50 134V132H49V130ZM92 129V130H91ZM120 130L121 132H118V131H116V130ZM127 129H129V130H127ZM130 129H132V130H130ZM150 129V130H149ZM187 129V130H186ZM193 130V132L196 134V133H198L197 135H195L193 132H192V130ZM211 130V132H209V131H207V130ZM215 129H216V131H215ZM217 129L219 130L220 129V131H217ZM249 129V128H248ZM255 129H256V131H255ZM10 131V132H8V131ZM22 132H21V131ZM59 130H60V133H59ZM111 130H113V132L111 131ZM125 130V131H124ZM134 130V131H133ZM163 131V133H164V136L162 135L163 133H162V131ZM194 130H196V131H194ZM200 130V131H199ZM229 130H231V131H233L232 132V135L233 134H237L238 136H231V134H230V132L231 131H229ZM234 130H236L235 131V133H234ZM255 131L254 133H255V135H253L254 133H253V131ZM3 131H5V133L3 132ZM64 131H66V133L64 132ZM134 132L135 134H139V136H138V134H137V136L135 135V137H134V134H131L132 132ZM145 131V132H144ZM152 131V132H151ZM259 131V132H258ZM62 132V133H61ZM68 132V133H67ZM76 132L78 133L77 135H76ZM100 132V133H99ZM105 132H107V133H105ZM127 132V133H126ZM161 132V133H160ZM167 132V133H166ZM172 132V133H171ZM174 132H175V134H174ZM188 132H189V134H188ZM223 132V133H222ZM7 133V134H6ZM22 133V134H23ZM63 133H65V134H63ZM126 133V134H125ZM129 133V134H128ZM151 133V134H150ZM153 133V134H152ZM183 133V134H182ZM226 133V134H225ZM230 135H229V134ZM240 133H242L241 135H239ZM245 133H248V134H252L251 135V137H250V135H248V134H245ZM55 134H57V135H55ZM68 135V136H71V138H75V137H77L78 139H79V141L81 140L82 141V146H80L79 144L78 145H75V146H73V147H71V150H70V148H65V145H64V148L63 147H60L59 146V149H58V147H56L57 145H60V144H57V140L58 139H60L61 137H63V136H59V135ZM114 134H115V136H114ZM119 134V135H118ZM121 134H122V136H121ZM124 134V135H123ZM158 134V135H157ZM161 134V136H159ZM208 134H212L211 136H213V137H211L210 135H208ZM215 136H214V135ZM217 134H219V135H217ZM248 135V136H244V135ZM257 134H259V138L258 137H256L257 136ZM13 135V136H12ZM19 135V136H18ZM52 137V140H54V139H56V138H54L53 139V136H56L57 137V140L55 141V142H52V140L50 139V137ZM74 135V136H73ZM133 135V136H132ZM143 135V136H142ZM155 135H157V136H155ZM172 135H174V136H172ZM187 135V136H186ZM194 135V136H193ZM223 135L225 136V137H223ZM83 137V138H81V137ZM92 136V137H91ZM127 136V137H126ZM146 137V139H145V137ZM208 136L210 137V138H208ZM240 136L242 137L241 139H240ZM244 136V137H243ZM17 137V138H16ZM60 137V138H59ZM85 137H86V139H85ZM87 137H89V138H91V139H88ZM102 137V138H101ZM110 137H112L113 139L114 138H116V137H118V140H111L112 138H110ZM133 137V138H132ZM160 137H165V138H160ZM175 137V138H174ZM218 137L221 139H223V140H226V144L224 143V142H222L221 140H219L218 139ZM236 137H238L239 138V140L236 138ZM41 138V139H42ZM50 140H49V139ZM100 138V139H99ZM122 140H121V139ZM128 140H127V139ZM158 138H160V139H158ZM259 140H258V139ZM103 139V141H101ZM119 139L122 141H119ZM139 139H143V140H139ZM158 139V140H157ZM167 139V140H166ZM171 139H173V140H171ZM181 139H184V140H182V142H181ZM213 139H214V141H213ZM235 139H237V140H235ZM252 139V140H251ZM254 139H256V140H254ZM15 141V143H14V141ZM19 140V141H18ZM20 140H21V142H20ZM113 141V143L111 142V141ZM126 140V141H125ZM131 140H135V142L133 141V143L134 144H132V142H131ZM199 140H200V142H199ZM206 140V141H205ZM241 140H243V141H241ZM258 140V141H257ZM7 141H10L9 143L11 144H8L7 143ZM22 141H23V143H22ZM44 141V142H45ZM85 143H84V142ZM89 141H91V142H89ZM95 141H98L99 143H100V146L99 145H95V144H99V143H96ZM104 141H106V143H104ZM116 141V142H115ZM130 141V142H129ZM158 141V142H157ZM160 141H162V142H160ZM165 143H164V142ZM188 143H187V142ZM231 142V145H233V148H231L232 146L230 145V143L229 142ZM253 141H255V143L253 142ZM29 142V143H28ZM118 142H120L119 144H118ZM160 142V143H159ZM168 142V143H167ZM209 142V144L207 145L206 143H208ZM216 142H219V143H216ZM237 142H238V144H237ZM251 142V143H250ZM258 144H257V143ZM13 143V144H12ZM26 144V146H25V144ZM52 143V144H51ZM89 145H88V144ZM90 143H92V144H90ZM95 143V144H94ZM111 145H110V144ZM126 143H128L126 146H125V144ZM136 143V144H135ZM140 143V144H139ZM183 145H181V144ZM214 143V144H213ZM223 143V144H222ZM259 143H260V145H259ZM55 144H57L56 146H55ZM86 144H87V147H86ZM103 144H104V146H103ZM131 144V145H130ZM142 144V145H141ZM159 144V145H158ZM167 144H169V145H167ZM210 144H212V145H210ZM217 145L218 146V150L216 149V147L217 146H213V145ZM225 144V145H224ZM234 144H235V146H234ZM9 145H10V147H9ZM18 145V146H17ZM21 145V146H20ZM54 145V146H53ZM95 145V146H94ZM107 145V146H106ZM109 145V146H108ZM118 145V146H117ZM119 145H120V147H119ZM130 145V146H129ZM133 145V147L134 146H136V147H134L133 149H134V151L132 152V148H129V147H131ZM139 145V146H138ZM144 145L145 146H147V147H144ZM153 145L155 146L156 145V148L157 147H159V148H157V150H156V148L155 147H153ZM163 145H165V146H163ZM169 146V147H167V146ZM171 145V146H170ZM246 145V147L244 148V146ZM251 145V146H250ZM5 146V147H4ZM14 146H15V148H14ZM24 146H25V148H24ZM98 146V147H97ZM103 146V147H102ZM137 146H138V151H137ZM140 146H142L144 149H142V147H140ZM213 146V147H212ZM226 146V147H225ZM236 146H239L240 148H242V150L238 147H236ZM7 147V148H6ZM9 147V148H8ZM55 147L57 148V149H55ZM86 149H84V148ZM116 147V148H115ZM166 147V148H165ZM170 147H171V150H174L175 151V149H176V153H177V150L179 151V154H181L182 153V155H179V154H175V152H173V151H171L170 150ZM179 147V148H178ZM228 147H230V149L228 148ZM249 147V149L248 150H251V151H248V150H246L247 148ZM254 148V149H251V148ZM259 149H258V148ZM4 148H6V150L4 149ZM17 148V149H16ZM34 148V149H33ZM53 148V149H52ZM60 148H61V150H60ZM62 148H63V152H64V149H68L67 151L65 150V154H63V152H62ZM72 148H75V151H73L74 149H72ZM129 148V149H128ZM153 148V149H152ZM182 148H184V149H186V151L184 150V149H182ZM191 148H193L192 150H191ZM199 148V149H198ZM211 148V149H210ZM228 148V149H227ZM236 148L237 149H240V151H238L237 152V150H236ZM257 148V149H256ZM2 149V150H1ZM9 149V150H8ZM20 149V150H19ZM28 149H29V151H28ZM37 149L39 150V154H37L36 152H37ZM76 149H78V150H82V151H85V153L84 152H82V151H78V150H76ZM88 149H93L92 151L94 152H92V151H90V150H88ZM95 149V150H94ZM117 149V150H116ZM146 149H147V152H146ZM199 150V155L197 156L196 154H194L193 155V153L192 152H194V153H197V152H195V151H197V150ZM205 150V151H203V150ZM13 152H12V151ZM16 150V151H15ZM101 150V151H100ZM120 150V151H119ZM142 150V151H141ZM148 150H149V152H148ZM170 152H169V151ZM227 150V151H226ZM236 150V151H235ZM254 150V151H253ZM258 150V151H257ZM261 150V152H259ZM5 153H4V152ZM9 151V152H8ZM17 151H19V152H17ZM30 151H31V153H30ZM36 151V152H35ZM100 151V152H99ZM108 152V153H106V152ZM188 151L190 152V153H188ZM201 151H203V153H201ZM223 151H224V153H223ZM248 151V152H247ZM41 152V153H40ZM44 152L46 153V154H44ZM68 152V153H67ZM69 152H72L73 154H72V156L74 155V157H75V154H76V157L78 158H74V157H72V156H70L69 155ZM93 154V156H96L95 158H97V156H98V158L100 159V161L102 162V164H101V162L100 161H98V160H96L95 158H93V156L90 154ZM97 152V154H95ZM134 152H135V154L137 155H135L134 154ZM142 152H144V153H142ZM155 152V153H154ZM187 153V154H185V153ZM219 152H221V153H219ZM229 153V152H231V153H229L228 155H226L225 153ZM240 152V153H239ZM244 152H246V153H248V156H247V154L246 153H244ZM252 152H254V153H252ZM22 155H21V154ZM29 153L31 154V155H29ZM47 153L49 154V156H48V158L46 157L47 156ZM80 155L81 154V157H79L78 156V154ZM99 153V154H98ZM103 153V155L105 156V157H103V155H101ZM110 153L112 154V156H110ZM116 153L117 154H119V155H116ZM127 153V154H126ZM152 153V154H151ZM156 153H158L157 154V156H156ZM185 155H184V154ZM235 153H237V154H235ZM256 153H258V154H256ZM15 154L16 155H18L19 154V157H18V159H16L17 157L15 156ZM35 154V155H34ZM41 154V155H40ZM57 156H56V155ZM63 154V155H62ZM67 154V155H66ZM86 154H89V155H86ZM139 154H140V156H139ZM142 154V155H141ZM169 154H171V156L169 155ZM173 154V155H172ZM192 155V156H194L195 158H193L192 156L191 157H189V155ZM206 154V156H205V158H207V157H210V158H208V159H205V158H203L204 157V155ZM214 156H213V155ZM231 154H233V156L231 155ZM255 155L256 157H254L253 155ZM4 155H5V157H4ZM8 155H9V157H8ZM33 155H34V157H33ZM36 155H38L39 156V158H38V161L40 162V163H38L37 162V157H36ZM45 155V156H44ZM65 155V156H64ZM136 157H134V156ZM164 155V156H163ZM166 155V156H165ZM188 155V156H187ZM216 155H218V156H216ZM239 155H241L240 157L242 158H244L245 160H247V161H244L243 159L242 160H240L241 158L240 157H238ZM252 155V156H251ZM259 155V158H260V155L262 156V158H258L257 156ZM8 158H7V157ZM11 156H12V158H11ZM60 156H62V157H60ZM69 156V157H68ZM99 156H101V157H99ZM113 156H115V157H113ZM177 157V159H175V157ZM178 156H179V160H181L182 162H178ZM201 156H203L202 158H201ZM216 156V157H215ZM221 156H227L228 158H230L229 160H228V158L226 157V159H225V157H221ZM237 156V157H236ZM249 156L252 158H258V160H257V162L260 160L261 162H256L255 164L254 163H252V162H254V161H256V159L254 160V159H249ZM14 157H16V158H14ZM22 157V158H21ZM40 157H41V160H40ZM54 158V157H57V158H54V159H52V158ZM67 157L69 158V159H67ZM87 159H89V160H87ZM106 157H108V159L106 158ZM119 157V158H118ZM137 157H139V158H137ZM185 157H187V158H185ZM199 157H200V159H199ZM235 157V158H234ZM47 158V159H46ZM51 158V159H50ZM61 158V159H60ZM71 158V159H70ZM81 158H83L82 160H81ZM127 158V159H126ZM131 159L130 161L128 160V159ZM144 158V159H143ZM188 158H190V159H195V160H197V158H198V161L200 162V161H206L207 163L211 160V158H212V160L209 162V165H207V166H204V164H202V166L199 164V162H198V164L197 165H199V167H197V168H199L197 171H196V169L197 168H194V166L196 167V165L194 164V163H197V162H194L195 160H189ZM213 158H215V161H214V159ZM216 158L218 159V161L216 160ZM220 158V159H219ZM10 159V160H9ZM12 159H15L16 161H18L17 163H19V161L21 162V160L20 159H22V162L20 163V165L19 164H17L16 163V161H13ZM24 159L26 160V161H24ZM46 159V160H45ZM48 159H49V161L51 160V162H49L48 161ZM59 160V161H57V162H55V160ZM74 159V160H73ZM90 159H92V160H90ZM170 159H172V160H170ZM189 160L188 161V163H186L187 162V160ZM222 159V160H221ZM31 160V162H29ZM34 160H36V162L34 161ZM63 160V162H61ZM69 160H71V165L69 166ZM77 160V161H76ZM96 160V161H95ZM104 160H107L108 162H105ZM111 160H114V161H111ZM119 160V161H118ZM123 160H126L127 161V165H125L124 167L123 166H121L122 164L124 165L125 163H121V162H123ZM150 160H151V162H150ZM173 160H174V163H176V164H174V163H172L173 162ZM209 160V161H208ZM240 160V161H239ZM251 161V163H249L248 161ZM24 161V162H23ZM32 161H34V164L35 165H33V162ZM49 163H48V162ZM89 161V162H88ZM116 161H118V163L120 164H117V162ZM135 161V162H134ZM184 161H185V163H184ZM222 161H223V166L221 165V163H222ZM10 162H11V164H10ZM27 162V163H26ZM44 162H46V165H45V163ZM54 162V163H53ZM65 162V163H64ZM75 162H77V163H75ZM96 162V164H94ZM114 164H113V163ZM125 162V161H124ZM130 162H131V165L129 166V164H130ZM205 162V163H206ZM217 162H218V164H217ZM232 162H236V163H232ZM25 165V163H26V165H27V167H26V165L24 166L23 164ZM30 163H32V164H29ZM38 163V164H37ZM56 163H57V165L59 164V166H61V165H63L64 167H62L61 166V168H63L65 171H66V176L69 178H66L65 180H64V178H65V176L63 177L62 176V178L60 177V176H57V175H55V174H53L54 172L53 171H55L56 172V170H57V168L59 169V167H57L56 166ZM82 163V165H84V164H86V166H84V167H81L80 168V164ZM88 163H90V164H88ZM100 164L102 167H104V166H109V167H112L113 165L116 167V168H114V167H112V169L110 168V169H106V167L103 169L101 166L99 167L98 166V164ZM105 163V164H104ZM129 163V164H128ZM143 163V164H142ZM151 165H149V164ZM219 163H220V165H219ZM232 163V164H231ZM237 163H239L238 164V166L236 167V165H237ZM243 163V165H245V164H249V165H246L245 167L247 168L246 169V173H247V175H248V177L250 178V179H253L252 181H254V182H256V180H257V182H258V180L260 181V182H258L257 184L258 185H260L259 187H260V189H259V191H256V190H254V189H251V188H247V192H245L246 191V189L244 190V191H241V190H237V192H235V191H233V189L232 188H228V186H225V187H223V188H220L219 189V193H220V195L221 194H223V192H224V194H225V190L227 191V193H226V196L228 195V196H231V197H229L230 199L228 200H224V199H220L219 198V194L217 193V195L218 196H216V194L215 193H213V192H209V191H206V188H204V186L205 187H210L211 185L213 186V184H216V180H215V178L216 177H214L215 175H213L212 174V176H213V179H210V178H212V176H211V173H215V174H217V173H219L221 170V172L220 173H222L223 172V170H224V173H225V171H226V173H227V176L228 175H230V173H233L234 175L233 176H236L237 174V177H239V176H241L242 174H244V170H245V168L243 169V167L241 168L240 167V165ZM43 164H44V166H43ZM48 164H49V166H48ZM73 164H75V166L77 167H79V168H76V169H74V165ZM78 164V165H77ZM88 164V165H87ZM92 164H94V166L95 165H97V166H95L96 168H94V166L92 165ZM108 164H110V165H108ZM153 164L157 167V168H155V167H153ZM157 164V165H156ZM162 164V165H161ZM180 164V165H179ZM191 164V165H190ZM193 164V165H192ZM210 164L212 165H215V167H213V165L211 166L212 168H213V170L212 169H210V167H208V166H210ZM224 164H227V165H224ZM234 164H236V165H234ZM255 165L256 166V168H254L255 166H253V165ZM258 164V165H257ZM262 164V165H261ZM2 165H3V168H4V170H5V168L7 169V172L9 173V176H10V180L11 179H14V181L16 182L15 184H13L12 182H14L13 180H11V182H10V180H7L8 178H9V176L7 175V172H6V175H5V172H4V170L2 169ZM13 165V166H12ZM22 165V166H21ZM37 165H38V167H40L39 169H38V167H37ZM40 165V166H39ZM55 165V166H54ZM81 165V166H82ZM135 165V166H134ZM176 168V169H174V167ZM190 165V166H189ZM206 165V164H205ZM253 166V167H251V166ZM47 166V167H46ZM54 167V168H52V167ZM91 166H93V168L94 169H91ZM161 166V167H160ZM177 166H180V167H183L182 169H185V170H183V172H182V170H180L179 169V167L177 168ZM193 166V167H192ZM217 166V167H216ZM228 168H233L231 171L229 170V172H228V170H226L227 169V167ZM230 166V167H229ZM260 166V167H259ZM33 168L34 167V169L36 170V172H35V170H29V168ZM50 167V168H49ZM56 167V168H55ZM118 167H119V169L121 168V170H120V172H118ZM131 168V171H133V172H129V170L128 169H130ZM136 169H134V168ZM186 167V168H185ZM204 167H208V169H210V170H208L207 168H204ZM218 167H220V168H222L221 170H220V168L218 169ZM9 168V169H8ZM28 168V169H27ZM31 168V169H32ZM85 168V169H84ZM99 168V169H98ZM103 169L102 171L100 170V169ZM114 168V169H113ZM127 169L126 171L124 170V169ZM137 168H139V169H137ZM144 168V169H143ZM158 168H160L161 170H164L163 172H160V171H157L158 170ZM194 170L195 169V171L197 172H194L192 169ZM203 169V170H200V169ZM217 168V169H216ZM230 168V169H231ZM239 168V169H238ZM248 168H251V169H249V170H252L253 171V175L252 174H250V172L249 171H247L248 170ZM17 169V170H16ZM41 169H42V174L40 173V171H41ZM50 169V170H49ZM56 169V170H55ZM70 172H72V173H70L69 174V171ZM84 169V170H83ZM118 169V170H117ZM154 169V170H153ZM172 169H174V170H172ZM189 169H190V171L193 173L192 175H189L191 172L189 171ZM207 169V170H206ZM243 169V170H242ZM254 169V170H253ZM53 170V171H52ZM77 170V171H76ZM82 170V171H81ZM105 170H107V172L105 171ZM111 170H114L116 173L118 172V173H120L119 174V177H117L118 176V174H116V173H114V171H113V173L115 174V175H113V173H111L112 171ZM117 170V171H116ZM122 170H124V172L125 173H123V171ZM141 170H142V172H141ZM166 170H168V171H166ZM172 170V171H171ZM175 170H177V171H181V172H176ZM201 171V173H205V174H202L203 176V178L202 177H200V175H201V173H200V171ZM235 170H238L239 172L241 171H243L242 172V174H241V172L239 173L238 171H236L235 172ZM17 171V172H16ZM79 171V172H78ZM81 171V172H80ZM145 173H144V172ZM154 171V172H153ZM188 171L190 172L189 174H188ZM198 171H199V176H198ZM203 171V172H202ZM251 171V172H252ZM258 171V170H257ZM35 172V173H34ZM38 172H39V174L40 175H38ZM83 172H86V173H83ZM106 172V173H105ZM109 172V173H108ZM167 172H169V173H167ZM176 172V173H175ZM185 172V173H184ZM187 172V173H186ZM207 172V173H206ZM210 172V173H209ZM2 173H3V175H2ZM46 173V174H45ZM94 173V174H93ZM103 173V175H100V174H102ZM132 175H131V174ZM153 174V176H152V174ZM167 173V174H166ZM172 173V174H171ZM176 175H180V177H178V176H176ZM229 173V174H228ZM256 173H259V172H256ZM16 174V175H15ZM24 174H26L27 175V179H26V175L24 176ZM45 174V175H44ZM74 174L76 175V176H74ZM81 174V175H80ZM90 174V175H89ZM110 174H111V176H110ZM197 174V175H196ZM207 174V176H205ZM208 174L211 176H208ZM236 174V175H235ZM4 175H5V177H4ZM44 175V176H43ZM47 175L48 176H50L51 177V179H50V177H47ZM70 175H72L71 177H70ZM84 175V176H83ZM92 175H95V176H92ZM97 175V176H96ZM136 175V177H134ZM157 175V176H156ZM168 175V176H167ZM185 176V177H187L186 179L183 177V176ZM196 175V176H195ZM232 175V174H231ZM252 175V176H251ZM82 176V178H80ZM103 176V177H102ZM129 176H130V178L131 179H129ZM140 178H139V177ZM149 176H152V177H149ZM159 176V177H158ZM182 176V177H181ZM189 176L191 177V178H189ZM205 176V177H204ZM252 178H251V177ZM261 176H264V175H261ZM8 177V178H7ZM45 177H47L45 180H44V178ZM59 177V178H58ZM78 177V178H77ZM98 177H100V178H98ZM101 177L103 178V179H101ZM147 177H149V179H146ZM170 177V178H169ZM3 178V179H2ZM5 178H6V180L7 181H5ZM25 178V179H24ZM29 178H30V180H29ZM49 178V179H48ZM55 178H58V182H56L57 180H54ZM74 178H76V181L74 180ZM86 180H88V181H86ZM91 180H90V179ZM94 178H96V179H94ZM127 178V179H126ZM135 180H133V179ZM152 178H154V179H152ZM161 178L163 179V180H161ZM169 178V180H167ZM171 178H173V179H171ZM175 178L176 179H178L177 181L179 182V180H183V179H185L184 181H180L179 183H175L176 181H175ZM188 178H189V180H188ZM200 179V180H202V182L201 181H198V180H196V179ZM204 178L206 179L207 178V180H204ZM21 179V180H20ZM40 180L41 182V184L39 183V181L38 180ZM62 179V180H61ZM68 179V180H67ZM79 179H81V180H84V181H86V183H88V184H92L93 186H94V190H84L82 187H81V183H78L77 184V181L79 180ZM98 179V180H97ZM138 179V180H137ZM165 179V180H164ZM190 179L192 180V181H190ZM196 181H195V180ZM256 179V180H255ZM27 180H29V182L27 181ZM53 180V181H52ZM63 180L65 181L63 184H62V186H61V183L63 182ZM69 182V184H67L68 182ZM122 180H127V182H123ZM129 180H130V182H129ZM150 180H151V182H150ZM214 180V181H213ZM8 181H9V184H7L8 183ZM48 181H49V183H48ZM52 181V182H51ZM70 181H72L73 183H71ZM91 183H90V182ZM122 181V182H121ZM132 181V182H131ZM155 181V182H154ZM169 181H173V183L172 182H169ZM189 183H191V182H193V183H191V184H189ZM195 181V182H194ZM199 182V183H196V182ZM31 182V183H30ZM67 182V183H66ZM76 182V183H75ZM93 182V183H92ZM166 182H168V183H166ZM181 182H183L184 184L183 185H179V184H181ZM204 182V183H203ZM205 182H207V183H205ZM11 183V184H10ZM44 183V184H43ZM129 183H131V184H129ZM134 183V184H133ZM188 183V184H187ZM208 183H212L211 185L209 184L208 185ZM16 184H17V186H19V187H17L16 186ZM32 184V185H31ZM51 184V185H50ZM52 184H54V185H52ZM59 184V185H58ZM75 184H77V185H79L78 187L77 186H75ZM95 184H96V187H95ZM139 184V185H138ZM142 184L144 185V187L146 186V187H148V189L150 190V192H149V190L146 188V189H144V187H142ZM176 184V185H175ZM197 184H198V186H199V184H200V187L199 188H196L194 185H196L197 186ZM4 185V186H3ZM9 185H11L12 187H14L15 189H13L12 187H10ZM24 185V186H23ZM34 185V186H33ZM44 185V186H43ZM50 185V186H49ZM65 185H66V187H65ZM128 185V186H127ZM155 185V186H154ZM161 186V187H159V186ZM166 187H165V186ZM170 185V188H171V190H170V188L168 187ZM175 187H174V186ZM185 185L187 186V187H185ZM202 185V186H201ZM56 186H58V187H56ZM116 186V187H115ZM132 186V187H131ZM140 186V188H138ZM173 186V187H172ZM181 186H184V187H181ZM6 187H7V189H6ZM50 187V188H49ZM68 187V189H69V191L70 190H74L72 187H75V189H76V187H77V189H76V191H78V188L80 189V191H79V197L78 196H76L77 195V193L78 192H76L75 193V195H73L72 196V194L70 195L69 194V192H68V189H63V188H67ZM84 187V186H83ZM135 187L136 188H138V189H144V190H140V193L142 192L143 194H141V195H139L140 193H138L139 192V190H136L135 189ZM151 187H155V189L154 190H152V188ZM201 187H203L205 190H203V188H201ZM18 188V189H17ZM33 188V189H32ZM56 188H57V190H56ZM96 188V189H95ZM133 188H134V190H135V192L134 191H132L133 190ZM160 188H162L163 190L164 189H168V190H165V191H162ZM177 188V189H176ZM183 188V189H182ZM185 188V189H184ZM187 188H190V190L189 189H187ZM23 191V193L24 194H26V195H24L23 193H22V191ZM25 189V190H24ZM37 189V190H36ZM102 189V191H100ZM193 189V190H192ZM250 189H251V192H248V191H250ZM31 190H33L32 192H31ZM36 190V191H35ZM62 190H63V193H61L62 192ZM65 190V191H64ZM67 190V191H66ZM99 190V192H97ZM122 190V191H121ZM220 190L221 191H223V192H220ZM233 191V192H231V191ZM5 191V192H4ZM8 191H11V192H8ZM15 191H17V192H15ZM21 192V195H19L20 193L19 192ZM25 191V192H24ZM38 191H40V194H38L39 192ZM55 191V192H54ZM81 191H83V192H81ZM84 191H85V193H84ZM136 191H138V192H136ZM154 191H158V192H154ZM167 191V192H166ZM178 193H177V192ZM228 191H229V194H228ZM254 191H256V192H254ZM13 192H15V195H13L14 193ZM37 192V193H36ZM66 192V193H65ZM89 192V193H88ZM145 192H147L148 194H149V197L148 198H146L148 195L145 193ZM152 192V193H151ZM190 192H192V193H194V194H192V193H190ZM258 192V193H257ZM31 193V194H30ZM68 194L67 196L68 197H65L66 195H64V197H63V194ZM99 194L98 196L97 195H95V194ZM151 193V194H150ZM156 194L154 197H153V194ZM159 193L161 194V195H159ZM162 193L165 195V196H167V199L170 201V204H167V205H162L161 203H159V198H161V197H164V198H166L164 195H162ZM167 193H169V195H167ZM230 193H231V195H230ZM232 193H234V194H232ZM242 193V194H241ZM245 193H247V194H249V195H246ZM255 194V195H252V194ZM28 194V195H27ZM34 196H33V195ZM236 194V195H235ZM238 194V195H237ZM17 195V196H16ZM23 195V196H22ZM43 195V196H42ZM45 195V196H44ZM55 195V196H54ZM62 195V198L60 197ZM101 195V196H100ZM103 195V196H102ZM183 195V196H182ZM252 195V196H251ZM10 196V197H9ZM16 196V197H15ZM27 196H29V197H27ZM36 197V198H38V199H36V198H33V197ZM42 196V197H41ZM100 196V197H99ZM151 196V197H150ZM157 196V197H156ZM161 196V197H160ZM173 196V197H172ZM193 196H195L194 198H193ZM232 196H233V198H232ZM234 196H236V197H234ZM250 196V197H249ZM253 196H258V199L257 200H259V201H255L254 200V202L257 204V205H260V207H258V206H253V205H256V204H252V206H251V204L250 203H245V202H250L249 200H251L252 199V197ZM3 197V198H2ZM243 197H245V198H247V197H249V199L246 201L245 200V198H243ZM10 198V199H9ZM22 198H25V199H22ZM29 200V199H31V200H27V199ZM45 198V199H44ZM66 198H68V199H66ZM81 198H82V200H81ZM150 198H152V199H150ZM237 198H239L240 200L241 199H243V200H241V201H239V199H237ZM253 198H255V197H253ZM34 199H36V202H37V204H39V203H42V204H39V205H37L36 204V202H34L33 200ZM65 199V200H64ZM74 199H76V201L77 200H79V201H75ZM139 199V200H140ZM148 199V200H147ZM156 199H158L157 201V203L156 204H158L159 203V205H155V203H153V202H156ZM235 199V201L236 202H240V204L241 203H243L242 205H243V207L245 208V209H248L249 211V213H247V210L245 211V209H244V212L242 211L243 210V208H242V210L241 209H237V208H235V209H237L238 210V212H237V210H235V209H233V205H235L236 203H234V204H232V200H234ZM256 199V198H255ZM260 199H261V202H260ZM7 200V201H6ZM10 202H9V201ZM41 202H40V201ZM70 200V201H69ZM74 201V203L72 202V203H70L71 201ZM151 201V202H149V203H151V205L148 203V201ZM152 200H154V201H152ZM172 200V201H171ZM245 200V201H244ZM253 200V199H252ZM27 203H26V202ZM51 201V202H50ZM66 201V202H65ZM83 203H81V202ZM207 201V202H206ZM209 201V202H208ZM234 201V202H235ZM244 201V202H243ZM48 202H50V203H48ZM68 202V203H67ZM80 203V205L79 204H77V203ZM173 202V203H172ZM229 202H231L230 203V205H232V206H230L229 205ZM1 203H2V205H1ZM26 203V204H25ZM47 203V204H46ZM52 203H55L54 204V206H53V204ZM101 203H103V201L101 202ZM176 203V206H174V204ZM177 203H179L180 205H182V206H180V205H177ZM183 203V204H182ZM228 203V204H227ZM258 203H260V204H258ZM5 206H4V205ZM9 204H10V206H9ZM12 204H16L15 206L14 205H12ZM64 204V205H63ZM81 204L83 205L82 206V208H84L83 210H82V208L80 207L81 206ZM192 206L191 207V209H188L186 206ZM247 205V206H244V205ZM249 204V205H248ZM31 205V206H30ZM35 206V208L34 207H32V206ZM62 205H63V208H62ZM75 205V207L73 208V206ZM195 205V206H194ZM226 205V207H224ZM238 205H239V203H238ZM30 207V208H27V207ZM41 206H42V208H41ZM67 207V209H66V207ZM70 206V207H69ZM78 206V207H77ZM159 206V207H158ZM185 206V207H184ZM8 208L9 210H6L5 208ZM10 207V208H9ZM16 207H19V208H16ZM31 207H32V209H31ZM36 207H39L38 209L36 208ZM51 207V208H50ZM55 207H56V209H55ZM155 207H157V209L155 208ZM181 207V208H180ZM182 207H184V208H182ZM195 209H194V208ZM235 207V206H234ZM252 207V208H251ZM257 209H256V208ZM262 207V208H261ZM4 208V209H3ZM15 208L16 210H13V209ZM23 208V209H22ZM47 208H48V210H49V212L47 211ZM54 208V209H53ZM62 208V209H61ZM71 208V209H70ZM97 208H99V210L97 209ZM159 208V209H158ZM192 208H193V210H192ZM258 208H261V209H258ZM6 210V211H8V214H6L7 212L6 211H4L5 213H3V210ZM18 209H21L20 211L18 210ZM25 209H30L29 211L31 212L32 210H34V211H32V213H31V218H33L31 221H27L26 219V217H27V214H26V212H25ZM39 209H42L43 210V212H44V214H45V216L42 214L43 212H42V210L40 211ZM52 209V210H51ZM76 209V210H75ZM87 209V210H86ZM95 209V210H94ZM106 209V210H105ZM154 209V210H153ZM162 209H164V210H162ZM179 209H181L180 211H182V212H180L179 211ZM23 210V211H22ZM63 210V211H62ZM85 210V211H84ZM102 210V211H103ZM166 210V211H165ZM169 210H170V213L171 212H173L172 214H170L169 213ZM172 210V211H171ZM183 210H185V211H183ZM233 210V211H232ZM243 212H241V211ZM253 210H254V212H253ZM256 210H258L257 212H259V214H252V213H257L256 212ZM10 211V212H9ZM11 211H13V215H12V213H11ZM22 211V212H21ZM51 211H53V212H51ZM56 211V212H55ZM57 211H58V213H57ZM68 213H67V212ZM71 211V212H70ZM79 211H81V212H79ZM14 212H16V213H14ZM23 212H25V213H23ZM42 212V213H41ZM62 212H64V213H62ZM69 212H70V214H69ZM87 212V213H86ZM89 212H90V214H92L93 213V215L92 216H94V219L92 220V218H91V215L89 214ZM110 212H111V210H109V211H106V213L107 214H110ZM180 212V213H179ZM184 212V213H183ZM185 212H187L186 214H185ZM248 214V216H250L251 215V217H248L247 218V214ZM262 212V213H261ZM12 215H10V214ZM23 213V214H22ZM36 213V214H35ZM48 213H49V215H48ZM53 213V214H52ZM61 213V214H60ZM78 213V217H77V221L75 220V218H76V216H75V214H77ZM112 213H113V211H112ZM112 213H111V215H112ZM183 213V214H182ZM238 213H239V216H238ZM245 213V214H244ZM261 213V214H260ZM30 214V213H29ZM35 214V215H34ZM52 214V215H51ZM58 214H60V215H62V216H59ZM89 214V215H88ZM241 214H244V215H241ZM6 215H8V216H10L9 217V219H8V217L6 216ZM19 216V218H20V216H21V220L22 221H20V219L18 218V216ZM43 215V216H42ZM50 215L51 216H55L56 215V217L58 218V219H56L55 217H50ZM68 215V216H67ZM170 215H172V216H170ZM190 215V216H189ZM255 216V217H253V216ZM256 215H258V217L256 216ZM260 215V216H259ZM16 216V217H15ZM42 216V217H41ZM47 216H49L50 218H48ZM87 216V217H86ZM175 216V217H174ZM187 218H186V217ZM244 216H246L245 218H243ZM41 217V218H40ZM43 217H45V218H47L46 220H45V218H43ZM65 217V218H64ZM74 217V218H73ZM83 219H81V218ZM94 222V224L93 223H91V224H89V222L91 221L89 218ZM162 217H160V218H162ZM182 217V218H181ZM189 217V218H188ZM196 217V216H195ZM3 219V221H1L2 219ZM16 218H18V220H16ZM197 218V217H196ZM11 219H13L12 221H11ZM15 219V220H14ZM42 219V220H41ZM79 219H80V221H79ZM244 219V220H243ZM7 220V221H6ZM10 220V221H9ZM24 220V221H23ZM49 220H51L50 222H48ZM54 220H56V222L54 221ZM260 220V219H259ZM13 221H15V222H18L19 224H23L22 226H19V224L17 225L15 222H13ZM27 221V222H26ZM33 221V222H32ZM41 221H43L44 223H42ZM46 221V222H45ZM65 221V222H64ZM247 221V222H248ZM32 222V223H31ZM48 222V224L49 225H47V224H45V223H47ZM87 222V223H86ZM196 222H198V221H196ZM204 222H206L207 223V225H209V223H211L209 226L212 228V227H214L215 226V224H217L216 222H214V221H204ZM244 222H239V223H236V222H233V221H229V222H222L220 225H222V228H225L226 226L227 227H229V226H231L232 224H234L235 223V225L237 224L238 226L239 225H241V227L243 228V226H245L244 227V229H249L250 231L252 230H254V228H251L250 226L252 225L250 222H246L245 224H244ZM15 223V224H14ZM62 223V224H61ZM74 223H76V224H74ZM85 224V227H86V229H87V231L85 232V227L83 226V228L81 227L82 226V224ZM198 223H201V222H198ZM203 223V222H202ZM206 223H203V225L204 224H206ZM34 225V227H33V225ZM63 224H65V225H63ZM81 226H80V225ZM91 225V226H88V225ZM93 224V225H92ZM97 224V225H96ZM101 224V223H100ZM247 224H250V226H248ZM30 225V226H29ZM68 225V226H67ZM74 225V230H73V228H72V226ZM76 225V226H75ZM77 225H79V227L77 226ZM211 225H213V226H211ZM219 225V224H218ZM218 225H216L215 227H216V229H212L214 232V234H218V233H216V232H218L219 231V234L220 233H222V229H220L221 227L220 226H218ZM225 225V226H224ZM247 225V226H246ZM19 226V227H18ZM92 226H94V227H92ZM137 226V225H136ZM141 226H142V224H141ZM173 226H175V227H170L168 230H170V234H175V233H177V227H176V225H173ZM218 226V227H217ZM224 226V227H223ZM3 229H2V228ZM8 227V228H7ZM96 227V228H95ZM135 227V226H134ZM143 227H145V226H142V228ZM220 227V228H219ZM247 227V228H246ZM249 227V228H248ZM253 227V226H252ZM82 228V229H81ZM93 228L97 231V232H94L93 231ZM97 228H98V230H97ZM102 228V229H101ZM140 226L138 225L137 226V229L138 230H140ZM175 228V229H174ZM11 229V230H10ZM85 229V230H84ZM99 229H101V232H100V230ZM107 231H106V230ZM111 229H113V231H111ZM136 229V228H135ZM135 229H133V230H135ZM136 229V230H137ZM20 230V231H19ZM24 230H26V231H24ZM36 230V231H35ZM39 230V231H38ZM84 230V231H83ZM92 230V231H91ZM102 230H104V233L105 232H107L108 233V235L107 234H104V233H102ZM135 230V231H136ZM168 230H166L168 233H169V231ZM23 231V232H22ZM28 231H30V232H28ZM43 231V234H44V232L46 233V235L44 236L41 232ZM52 231V232H51ZM83 231V232H82ZM109 231H111L110 232V234H109ZM141 231H142V229H141ZM230 231H232V230H230ZM229 231V232H230ZM14 232V233H13ZM19 232V233H18ZM24 232H26V233H24ZM39 232V233H38ZM54 232V233H53ZM76 232V233H75ZM85 232V234L87 233H89L87 236L85 235V234H83ZM136 232H140V231H136ZM97 233V234H96ZM100 233H101V236H102V238H101V236H100ZM123 233V232H122ZM141 233V232H140ZM11 234V235H10ZM18 234V235H17ZM112 234V235H111ZM230 234L233 236V238H231L230 237ZM230 234L228 233L227 235V237L226 238H224V237H222V235L220 234L219 235V240H221V242H223V244L221 243V244H219V242L220 241H216L215 243H212V245H211V248H212V250L213 251H215V252H219V251H217V250H220V252H223V251H225V248H226V250L227 251H230L232 248H233V252H235L234 250V248L236 247V250L238 249V248H240V247H242V248H240V249H238V252H253L254 251V249H251V247L252 248H254V244H256L257 242V240H255L256 239V237L255 236H251L250 235V237H248V236H245L244 237V235L243 234H239L237 231H235V230H233V232H230ZM239 236H238V235ZM23 235L26 237V239H25V237H23ZM49 235V236H48ZM78 235V236H77ZM82 235H83V237H82ZM89 235H90V237H89ZM94 235H99L100 236V238L102 239V241H104V242H101V241H99V242H94V240L92 239L93 237H94ZM237 235V236H236ZM241 235V236H240ZM14 236V237H13ZM48 237V239L50 240H46L47 239V237ZM50 236H52V237H50ZM81 236V237H80ZM110 236V237H109ZM123 236V237H122ZM221 236V237H220ZM243 236V237H242ZM88 237V238H87ZM122 237V238H121ZM246 237H248V238H246ZM253 237H255V238H253ZM14 238V239H13ZM19 238V239H18ZM32 238V239H31ZM53 239V241H51L52 239ZM80 238H82V240L80 239ZM86 238V239H85ZM91 238V239H90ZM110 238V239H109ZM230 238V239H229ZM246 238V239H245ZM16 239H18V240H16ZM25 239V240H24ZM119 239H121V240H119ZM239 239V240H238ZM253 239L255 240V241H253ZM16 240V241H15ZM22 240V241H21ZM29 240V241H28ZM30 240L32 241V242H30ZM36 241V243H35V241ZM69 240V241H68ZM91 242H90V241ZM108 240H110V241H108ZM230 240H232L231 242L234 244V242H235V240H236V242H235V244H234V246L232 245V243H230ZM237 240L239 241L238 243L241 245H238L237 244ZM240 240H242V242L240 241ZM245 240H247V241H250L251 242V240L254 242V244H252V245H254V246H252L251 244H246L245 242L243 243V241H245ZM63 241L65 242V243H63ZM89 241V242H88ZM106 241H108V242H110L109 244H107L106 243ZM116 241V239H115V241L114 242H117ZM226 241H229L228 243L226 242ZM4 242H6V244L4 243ZM10 242V243H9ZM13 242V243H12ZM21 242H23V243H21ZM55 242V243H54ZM122 242H124V240L122 241ZM11 245H9V244ZM38 243V244H37ZM103 243V244H102ZM104 243H106V244H104ZM218 243V244H217ZM226 243V244H225ZM9 245L8 247H6V246H4V247H2V245ZM14 244H16L15 246H16V248L17 247H19L18 248V250L15 248V250L13 251V246H14ZM22 244V245H21ZM91 244H94V245H91ZM111 244V245H110ZM114 244V243H113ZM228 244H230V245H228ZM246 244V245H245ZM13 245V246H12ZM26 247H24V246ZM56 245H58V246H56ZM98 245H102V246H100V247H98ZM109 245V246H108ZM214 245V247H212ZM247 245L249 246V247H247ZM251 245V246H250ZM83 246V247H82ZM92 246V247H91ZM145 246V245H144ZM229 246H231V247H229ZM240 246V247H239ZM5 247H6V249H5ZM23 247V248H22ZM63 247V248H62ZM101 247H103L104 249H101ZM219 247V248H218ZM95 248H96V250H98V251H96L95 250ZM107 248V249H106ZM109 248V249H108ZM125 248V249H124ZM142 248H143V250H142ZM218 248V249H217ZM21 249V250H20ZM35 249V250H34ZM76 249V250H75ZM101 249V250H100ZM115 249V250H114ZM119 249H121V250H119ZM146 249V250H145ZM223 249V250H222ZM247 249V250H246ZM248 249H249V251H248ZM117 253H115L114 251ZM128 250V251H129ZM222 250V251H221ZM68 251V252H67ZM124 251V252H123ZM30 252H31V254H30ZM82 252H86V253H83V254H81ZM122 252V253H121ZM126 252V253H125ZM144 252H146V253H144ZM237 252V251H236ZM33 253V254H32ZM39 253V254H38ZM80 253V254H79ZM124 253V254H123ZM36 254V255H35ZM71 254V255H70ZM85 254V255H84ZM108 254V255H107ZM119 254V255H118ZM127 254H128V256H127ZM19 255V256H18ZM75 255V256H74ZM118 255V257H116ZM147 255V256H146ZM150 255V256H149ZM73 256V257H72ZM153 256V257H152ZM2 257V258H1ZM21 257V258H20ZM88 257H89V259H88ZM99 259H97V258ZM125 257H126V260H125ZM148 257V258H147ZM150 257V258H149ZM46 260H45V259ZM91 258V259H90ZM110 258H112V259H110ZM121 258V259H120ZM138 258V259H137ZM153 258V259H152ZM11 261H10V260ZM93 259V260H92ZM102 259V260H101ZM108 259V260H107ZM131 261L132 263H130L129 261ZM131 259H133V261L131 260ZM145 261H144V260ZM31 260V261H30ZM87 262H86V261ZM90 260V261H89ZM98 260V261H97ZM115 260V261H114ZM142 260V261H141ZM150 261V263H148V261ZM153 262H152V261ZM29 261L30 262H32V263H29ZM46 261V262H45ZM120 263H119V262ZM8 262V263H7ZM146 262V263H145Z\"/></svg>",
    "mask_w": 264,
    "mask_h": 264
},
{
    "label": "bare ground",
    "instance_id": "6f19581e",
    "mask_svg": "<svg viewBox=\"0 0 264 264\" xmlns=\"http://www.w3.org/2000/svg\"><path fill=\"white\" fill-rule=\"evenodd\" d=\"M6 1H7V0H6ZM12 1H14V0H10V3H11V4L13 3ZM25 1H26V0H25ZM81 1H82V0H81ZM81 1H80V2H81ZM83 1H84V0H83ZM143 1L149 3V2L152 1V0H143ZM160 1H162V0H159V1H158V0L154 1V0H153L152 3H153V2H156V3H154V7H155V4L160 3ZM163 1H164V0H163ZM166 1H167V0H165V2H166ZM169 1H170V2H166V4H167V3H169V4H168V5L165 4V6H167V7L169 6L170 8L172 7V8H173L172 10H174V8H175V10L177 9V10H179V12H180V11H181V10H180L181 8H180V7H177V6H178V5H181V1H182V9L184 8L183 6H186V5H183L184 0H179L180 4H177V3H179L178 0H177V3H176V2L174 3V1L172 0L174 4L171 3V2H172L171 0H169ZM189 1H190V0H189ZM197 1H198V0H197ZM202 1L204 2V0H202ZM216 1H218V0H216ZM243 1H245V0H243ZM250 1H251V0H250ZM255 1H256V0H255ZM259 1H261L260 3L264 4V2H262V1H264V0H259ZM2 2L4 3V6H2V7L0 6V17H2V18H1V20H2V26H5V27L8 28V27H14V26L16 25V26H18L17 28L22 29V28H28V27L30 28V26H34V27H35V25H36V27H38V26H40L38 23L41 24L43 21H44L43 23H46L45 21H48L46 17L44 18V16H41V15H42V13H41V9H39V8H37V7H35V6H33V4H30L28 1H27L24 5H22V7L17 8V9H19V10H16V9H11V10H10V9L6 8V6H5V2H4L3 0H2ZM7 2H9V1H7ZM14 2H16V1H14ZM44 2H45V1H44ZM56 2H57V1H56ZM78 2H79V1H78ZM80 2H79V3H80ZM90 2H91V1H90ZM112 2H113L114 5L118 6V7H117L118 10H119L118 12H120V10L123 11V9H120V8H124V9H126L127 12H128V10L139 9L142 13L147 12V14H148V13H149V14H152V16H153V15H154V16L157 15V17L159 16L160 18L158 17V19L160 20V22H161V19H162L163 22H166V21H164V18H165V20H166V19L169 17V11H168V10H167L168 14L166 13V14L168 15V17L166 18L167 15H165V14L162 12V10L160 11V10L158 9V8L162 5V3H160V5H158L157 10L154 9L153 11L150 12V9H151L152 7H150V9H149V8H147V7H149V6H147V7H146V6L144 7V6H141V5L138 6L137 3H139V2H137V1H135V0H112ZM136 2H137V3H136ZM165 2H164V3H165ZM208 2H209V1H208ZM211 2H215V1L211 0ZM232 2H234V0H233ZM235 2H237V0H236ZM239 2H240V1H239ZM239 2H238V3H239ZM245 2L248 3L249 1H245ZM245 2H244V3H245ZM252 2H253V1H251V3H252ZM49 3H50V1H49ZM49 3H48V4H49ZM59 3H60V2H59ZM164 3H163V4H164ZM170 3H171V4H170ZM192 3H193V2H192ZM195 3H196V2H195ZM199 3H200V2H199ZM219 3H220V1H219ZM219 3H218V5H217V2H216V4H215V3H211V4H212V6H214V4L217 5V6H219ZM227 3H229V1H228ZM241 3H242V2H241ZM251 3H250V4H251ZM256 3H259V2H256ZM56 4H57V3H56ZM106 4H107V3H106ZM106 4H104V5H106ZM139 4H140V3H139ZM176 4H177V6H175ZM187 4H188V3H187ZM200 4H201V3H200ZM248 4H249V3H248ZM252 4H253V3H252ZM252 4H251V5H252ZM51 5H52V4H51ZM208 5H209V4H208ZM231 5H233V4H231ZM234 5H235V4H234ZM234 5H233V6H234ZM238 5H239V4H238ZM241 5H242V6H241L242 8L239 7V11L241 10L242 13H243V16H242V17H246V18L250 17V14H251V15H252V13L254 14V12L257 11V10L259 9V8H258V9H256L255 11H253L254 9H253V8H250V9H253V10H251L252 12L249 13V12H248V10H250V9H249V6H248V8H246V9H248V10H246L245 7L243 8V6H245L246 4H245V5L241 4ZM251 5H250V6H251ZM257 5H260V4H257ZM9 6H10V5H9ZM49 6H50V5H49ZM49 6H48V7H49ZM120 6H121V7H120ZM152 6H153V4H152ZM156 6H157V5H156ZM188 6H190V5H188ZM201 6H203V5H201ZM201 6H198V7H201ZM222 6H225V5L221 2V5L218 7V11L222 10V9H221ZM44 7H45V6H44ZM92 7H93V6H92ZM101 7H102V6H101ZM113 7H114V6H113ZM119 7H120V8H119ZM154 7H153V8H154ZM161 7H163V6H161ZM169 7H168V9H169ZM203 7H204V9H205L206 6H203ZM220 7H221V8H220ZM252 7L256 8L255 5H252ZM261 7H262V6H261ZM117 8H116V9H117ZM163 8L166 9L165 7H163ZM179 8H180V9H179ZM211 8H212V7H211ZM219 8H220V10H219ZM236 8H237V7L235 6L234 9H236ZM3 9H5V11L8 9L9 14H8V15L6 14V16H1V15L4 14V12L2 11ZM114 9H115V8H114ZM116 9H115V10H116ZM161 9H162V8H161ZM199 9H200V8H199ZM202 9H203V8H202ZM204 9H203V11H204ZM223 9L225 10V7H223ZM262 9H264V8H262ZM262 9H261V10H262ZM46 10H47V9H46ZM74 10H75V9H74ZM115 10H114V11H115ZM175 10H174V11H175ZM208 10H209V8H208ZM210 10L213 11V9H210ZM210 10H209V11H210ZM259 10H260V9H259ZM102 11H103V10H102ZM104 11H105V10H104ZM163 11H164V10H163ZM165 11H166V10H165ZM174 11H173V12L171 11V12L173 13V14L171 13V14H172L171 17H173V18H174V16H175ZM198 11H199V10H198ZM209 11L204 12V13H208ZM215 11H216V10H215ZM215 11H214V12H215ZM231 11H232V10H231ZM231 11H230V12H229V11L226 12V10H225V12H226L227 14H229V13L231 14ZM234 11H235V10H234ZM236 11H237V10H236ZM236 11H235V12H236ZM262 11H264V10H262ZM8 12H7V13H8ZM124 12H125V11H124ZM141 12H139V13H141ZM222 12H223V10H222ZM225 12H224V13H225ZM237 12H238V11H237ZM237 12H236V13H237ZM23 13H25L26 17L23 16L22 19H21L22 21L17 22V20H18V16H20V15L23 14ZM66 13H67V12H66ZM128 13H129V12H128ZM134 13H135V12H134ZM201 13H203L202 10H201ZM201 13H200V15H201ZM210 13H211V12H210ZM215 13H216V12H215ZM217 13L219 14V12H217ZM242 13H240V14H242ZM259 13H260V12H259ZM259 13H258V14H259ZM55 14H56V13H55ZM82 14H83V13H82ZM131 14L133 15V11H132ZM137 14H138V13H137ZM240 14H237V15H240ZM255 14H256V13H255ZM50 15H51V14H50ZM67 15H68V13H67ZM67 15H66V16H67ZM127 15H128V14H127ZM127 15H126V16H127ZM173 15H174V16H173ZM178 15H179V14H178ZM178 15L175 16V19H174V20H176V17L178 18ZM189 15H190V14H189ZM193 15H194V14H193ZM193 15H192V16H193ZM203 15H206V14H203ZM203 15H201V18H202ZM221 15L224 16V14H221ZM221 15L219 14L218 16H219V17H222ZM235 15H236V14H235ZM237 15H236V16H237ZM244 15H246V16H244ZM256 15H257V14H256ZM261 15H264V14H260V16H261ZM57 16H58V15H57ZM92 16L94 17V15H92ZM112 16H114V15L112 14ZM134 16H135V14H134ZM146 16H147V15H146ZM150 16H151V15H150ZM194 16H195V15H194ZM240 16H241V15H240ZM247 16H248V17H247ZM254 16H255V15H254ZM257 16H259V15H257ZM51 17H52V15H51ZM136 17H137V16H136ZM144 17H145V16H144ZM144 17H143V19H145V20H143V19L141 20L142 16H141V18L139 17L138 19L135 18V17H133V18H134V19H137V20L140 19V21L138 22V24L140 23V25H141L140 28H142V26H147V27H148V26H153V25H151V23H150V18H149V16H147L149 19H147V17H146V18H144ZM155 17H156V16H155ZM157 17H156V18H157ZM171 17H169L168 19L170 20ZM181 17H182V16H181ZM210 17H212V14H211ZM213 17H216V16H213ZM213 17H212L211 19L215 20L216 18H213ZM227 17H228V16H227ZM252 17H253V16H252ZM63 18H64V17H63ZM184 18H186V17H184ZM207 18H209L208 14H207ZM250 18H251V17H250ZM250 18H249V19H250ZM258 18H260V17H258ZM88 19H90V18H88ZM146 19H147V20H146ZM152 19H153V18H152ZM158 19H156V20H158ZM195 19H197V18H195ZM204 19H205V18H204ZM209 19H210V18H209ZM222 19H224V18H222ZM229 19H230V18H229ZM229 19H225V20H228V22H226V21H224V20H223L222 22H224V24H226V25H229V23H230V24H233V22L235 23V20H234V19H231V20H233V21H231V22H229ZM249 19H248V20H249ZM252 19H254V18H252ZM262 19H264V18H261L260 20H261V21H264V20H262ZM66 20H67V19H66ZM120 20H121V19H120ZM156 20H154V22H153L152 20H151V21L153 22V24L155 23L154 25H155L156 27H158V26H157V25H158V24H157L158 22H157V23L155 22ZM169 20H168V21H169ZM187 20H188V19H187ZM187 20H185V21H187ZM205 20H206V19H205ZM243 20H244V19H243ZM250 20H251V19H250ZM254 20H256V17H255ZM15 21H16V22H15ZM49 21H50V20H49ZM115 21H116V20H115ZM188 21H189V20H188ZM194 21H195V20H194ZM208 21L210 22V20H208ZM215 21H216V20H215ZM218 21L221 23V21H220L219 19L217 20V22H218ZM256 21H257V20H256ZM50 22H51V21H50ZM113 22H114V21H113ZM113 22H112V23H113ZM136 22H137V21H135V23H136ZM170 22H171V20H170ZM181 22H182V21H181ZM189 22H191V20H190ZM192 22H193V21H192ZM248 22H250V21H248ZM258 22L260 23V21H258ZM15 23H16V24H15ZM43 23H42V24H43ZM132 23H133V22H132ZM183 23H184V21H183ZM183 23H180L179 20H178L177 22H175V24H176L179 28H182V29L185 27V24H183ZM193 23H194V22H193ZM196 23H197V22H196ZM199 23L204 25V23H201V22H198V25H199ZM236 23H237V22H236ZM250 23H253V25L255 24L254 22H252V20H251ZM262 23H264V22H262ZM262 23H261V24H262ZM70 24L73 25V26H74V25H79V24H78V21H75V20H72V22H71ZM133 24H134V23H133ZM165 24H166V23H164L163 25H162V24H159V27H158V28H160V26L164 27ZM169 24H170V23H169ZM221 24H223V23H221ZM224 24H223V25H224ZM238 24H239V23H238ZM238 24H237V25H238ZM52 25H53V24H52ZM135 25H137V23H136ZM167 25H168V24H167ZM167 25H166L167 28L164 27L165 29H168V28H169V26H167ZM171 25H173V21H172V24H171ZM171 25H170V26H171ZM189 25H190V24H189ZM194 25H195V23H194ZM210 25H211V24H210ZM226 25H224V27H225ZM244 25H247V24H244ZM256 25H257V24H256ZM258 25H259V24H258ZM109 26H110V25H109ZM113 26H114V25H113ZM192 26H193V24L190 25V27H192ZM206 26H208V25L206 24ZM206 26H205V27H206ZM211 26H213V25H211ZM229 26H230V25H229ZM229 26H228V27H229ZM232 26H233V25H232ZM232 26H231V27H232ZM262 26H264V25H262ZM78 27H79V26H78ZM153 27H154V26H153ZM162 27L160 28L161 30H157L158 28H156L157 32L153 31V32H154V35L157 34V36H159L158 31H161V33L164 31V30L162 31V29H164V28H162ZM198 27H199V26H198ZM198 27H197V28H198ZM205 27H204V30L202 29L203 32L206 31V30H205ZM209 27H210V26H209ZM214 27H216V26H214ZM243 27H244V26H243ZM249 27H250V26H249ZM254 27H255V26H254ZM256 27H257V26H256ZM260 27H261V25H260ZM82 28H84V27L82 26ZM106 28H107V27H106ZM174 28H175V26H173V28H172L171 31H173ZM187 28H188V27H187ZM194 28H196V27H194ZM200 28H201V27H200ZM211 28H212V27H211ZM217 28H218V30L221 29V27L219 28L218 25H217V27L214 28V29H216V31H218ZM226 28H227V27H226ZM245 28H246V26H245ZM257 28H258V27H257ZM262 28H264V27H262ZM101 29H102V28H101ZM150 29H152V28H150ZM177 29H178V28H176V30H177ZM182 29H181V30H182ZM192 29H193V28H192ZM198 29H199V28H198ZM258 29H259V28H258ZM22 30H23V29H22ZM30 30H31V29H30ZM34 30H35V29H34ZM109 30H110V29H109ZM128 30H129V29H128ZM154 30H155V28H154ZM176 30H175V31H176ZM190 30H191V29H190ZM199 30H200V29H199ZM202 30H200V31H202ZM211 30H212V32H213V29H211ZM222 30H224L225 32H227V33H225L224 38H221V39H224L223 42L221 41V43H224L223 45H225L226 42H228V43H227L228 45H229V43H231V44H236V42H237V43H238L237 45L239 46V48H240V47L243 48L244 45H242V44L247 45L246 48H247V47L249 48V46H250V42H249V40H251V39H248V40H246V39H247L248 35H251L250 33H249V34H246V35H247V36L245 37L246 39H244V36H243V35H239V36H242V37H235L234 34H233V37H232L231 34H229L230 36L226 35V34H228V33H230V32L226 31L225 28L222 29ZM227 30H228V29H227ZM229 30H230V29H229ZM231 30H232V28H231ZM235 30H237V29H235ZM253 30H254V29H253ZM260 30H261V28H260ZM23 31H24V30H23ZM97 31H99V30H97ZM130 31H131V30H130ZM145 31H146V29H145ZM167 31H168V30H167ZM167 31H164V32H167ZM175 31H173V33H174ZM216 31H215V34H216ZM248 31H249V30H248ZM254 31H255V30H254ZM1 32H2V30H1ZM24 32H27V31L25 30ZM28 32H29V31H28ZM44 32H45V31H44ZM126 32H127V31H126ZM132 32H134V31H132ZM141 32H142V31H141ZM178 32H179V31H178ZM218 32H219V31H218ZM221 32H222V31H221ZM240 32H242V31H240ZM29 33H30V32H29ZM144 33H145V32H144ZM155 33H156V34H155ZM161 33H160V34H161ZM168 33H170V32H168ZM171 33H172V32H171ZM173 33H172V34H173ZM195 33H196V32H195ZM206 33H207V32H206ZM206 33H204V34H206ZM208 33H209V32H208ZM219 33H220V32H219ZM231 33H232V32H231ZM234 33H235V31H234ZM236 33H237V31H236ZM242 33H243V32H242ZM244 33H245V32H244ZM256 33H258V32H256ZM256 33H253V35L256 34ZM260 33L262 34V33H264V32H262V30H261ZM260 33H259V34H260ZM24 34H25V36H28V35H29V34H26V33H24ZM133 34H135V33H133ZM148 34H149V32H148ZM165 34H166V33H165ZM175 34H177V31L175 32ZM175 34H173V35H175ZM180 34L183 36L182 33H180ZM191 34H192V33H191ZM196 34H197V33H196ZM202 34H203V33H202ZM209 34H210V33H209ZM209 34L206 35L207 38L210 37ZM212 34H213V33H212ZM217 34H218V33H217ZM222 34H224V33H222ZM261 34H260V35H261ZM31 35H32V34H31ZM117 35H118V36H119V35H122V33H121V34H117ZM125 35H128V34H125ZM166 35H167V34H166ZM166 35H165V37H167ZM178 35H179V34H178ZM184 35H185V34H184ZM198 35H199V34H198ZM220 35H221V33H220ZM253 35H252V36H253ZM256 35H257V34H256ZM260 35H259V36H260ZM29 36H30V35H29ZM32 36H33V35H32ZM111 36H112V34H111ZM152 36H153V34L151 35V38L154 39L155 37L153 38ZM157 36H156V37H157ZM163 36H164V34H163ZM168 36H171V35H168ZM185 36H186V35H185ZM191 36H192V35H191ZM199 36H200V35H199ZM208 36H209V37H208ZM214 36H216V35H214ZM259 36L257 35V38H258ZM261 36H262V35H261ZM94 37H95V36H94ZM126 37H127V36H126ZM138 37H139V36H138ZM159 37H160V36H159ZM180 37H181V36H180ZM200 37L202 38V36H200ZM200 37H199V38H200ZM203 37H205V35H203ZM216 37H217V38H220V37H218V35H217ZM222 37H223V36H222ZM27 38H29V37H27ZM116 38H117V36H116ZM129 38H130V37H129ZM162 38H163V37H160V40H161ZM181 38H182V37H181ZM183 38H184V36H183ZM187 38H188V37H187ZM191 38H193V37H191ZM207 38H206V39H207ZM214 38H215V37H214ZM217 38H216V40H217ZM250 38H251V36H250ZM253 38H256L255 35H254ZM253 38H252V39H253ZM257 38H256V40L258 41ZM31 39H32V38H31ZM109 39H110V38H109ZM130 39H131V41H132L134 38H130ZM140 39H141V40H140ZM140 39H139V41H142V38H140ZM164 39H165V38H164ZM175 39H176V38H175ZM206 39L204 38V40H206ZM221 39H220V40H221ZM262 39H264V38H261L260 40H262ZM27 40H29V39H27ZM111 40H112V39H111ZM168 40H173V39H170V38H169ZM188 40H189V39H188ZM204 40H203V42L205 43L206 41H204ZM207 40L212 41V39H210V38L207 39ZM216 40H215V41H216ZM260 40H259L258 42H260ZM99 41H100V40H99ZM99 41H98V42H99ZM114 41H115V40H114ZM131 41H130V42H131ZM143 41H145V40L143 39ZM146 41L149 42L148 40H146ZM146 41H145V42H146ZM163 41H164V40H163ZM177 41H178V40H177ZM184 41H185V40H184ZM191 41H192V39H191ZM191 41H189V42H191ZM195 41H196V40H195ZM200 41H201V40H200ZM210 41H209V42H210ZM233 41H236V42H235V43H232ZM257 41H256V42H257ZM116 42H117V41H116ZM145 42H144V43L139 42V43H141V44H145ZM170 42L173 43L174 41H170ZM181 42H182V41H181ZM185 42H187V41H185ZM185 42H184V43H185ZM189 42H187V44H189ZM196 42H197V41H196ZM203 42H202V43H203ZM261 42H262V44H264V41H261ZM261 42H260V45H261ZM14 43H15V42H14ZM32 43H33V42H32ZM52 43H53V42H52ZM55 43H56V42H55ZM124 43H125V42H124ZM150 43H151V41H150ZM166 43H168V42H166ZM191 43H192V42H191ZM210 43L212 44V42H210ZM219 43H220V42H219ZM252 43H253V42H252ZM15 44H16V43H15ZM105 44H106V43H105ZM141 44H139V45L136 44V45H137L138 47H142ZM151 44H152V43H151ZM158 44H159V43H158ZM185 44H186V43H185ZM193 44H196V43H192V45H193ZM207 44H209V43L207 42ZM207 44H205V45H207ZM240 44H241V45H240ZM253 44H254V43H253ZM26 45H27V44H26ZM93 45H94V44H93ZM106 45H108V44H106ZM136 45H135V46H136ZM145 45H147V43H146ZM148 45H150V44H148ZM176 45H177V44H176ZM179 45H181V43H180ZM179 45H178V47H179ZM213 45L216 46L214 50L218 49V47L220 46V44H219V46L217 47V45H218L217 42H216V45H215V44H213ZM221 45H222V44H221ZM237 45H236V47L238 48ZM3 46H4V45H3ZM12 46H14V45H12ZM16 46H17V45H16ZM19 46H20V45H19ZM19 46H17V47H19ZM53 46H54V45H53ZM55 46L57 47L56 44H55ZM110 46H111V45H110ZM112 46H113V45H112ZM150 46H151V45H150ZM166 46H167V45H166ZM166 46L164 47L165 50H166V48H167ZM174 46H175V44H174ZM190 46H191V45H190ZM195 46H197V45H195ZM195 46H193V48H196V49H197V47H195ZM208 46H209V45H208ZM210 46H211V45H210ZM229 46H230V45H229ZM229 46L226 45L225 47L228 48ZM231 46H232V45H231ZM233 46H234V45H233ZM251 46H252V45H251ZM251 46H250V47H251ZM32 47H33V46H32ZM105 47H106V46H105ZM105 47H104V48H105ZM107 47H108V46H107ZM143 47H144V46H143ZM151 47H152V46H151ZM175 47H176V46H175ZM182 47H183V45H182ZM182 47L180 46V49H181ZM200 47H201V46H200ZM206 47H207V46H206ZM212 47H213V46H211V47H209V48L213 49ZM223 47H224V46H223ZM225 47H224V48H225ZM262 47H264V46H262ZM262 47H261V48H262ZM12 48H13V47H12ZM12 48L8 47V45L5 44V46H4V57H5L6 59H12V58H14V57H16V56L18 55V54H15V51H13ZM30 48H31V47H30ZM96 48H97V47H96ZM118 48H120V47H118ZM118 48H116V49H118ZM162 48H163V47H162ZM176 48H177V47H176ZM220 48H221V47H219V49H220ZM227 48H226V50H225V49L223 50V48H221V50H222V51H227V52H228L229 50H227ZM229 48H230V47H229ZM233 48H235V46L232 47L231 50H232ZM251 48H252V47H251ZM258 48H259V47H258ZM19 49H21V47H19ZM25 49H27V48H25ZM33 49H34V48H33ZM58 49H59V48H58ZM108 49H109L110 51H112L110 48H107V50H108ZM152 49H153V48H152ZM169 49H170V48H169ZM184 49H185V48H182V50H184ZM219 49H218V50H219ZM253 49H254V48H253ZM255 49H257V48H255ZM255 49H254V50H255ZM259 49H260V48H259ZM14 50H15V48H14ZM118 50H120V49H118ZM148 50H149V49H148ZM188 50H189V49H188ZM201 50H202V49H201ZM231 50H230V51H231ZM234 50H235V49H234ZM238 50L241 51V53H243L242 56H244V52H245L246 50H244V51H243L242 49H241V50L238 49ZM238 50H237V51H238ZM261 50H264V49H260V51H261ZM20 51H21V50H20ZM110 51H109V52H110ZM173 51H174V50H173ZM184 51H185V50H184ZM186 51H187V47H186ZM190 51H191L190 53H192V55H193V53H196V52H195V49H192V50H191V48H190ZM193 51H194V52H193ZM197 51H198V50H197ZM199 51H200V50H199ZM199 51H198V52H199ZM235 51H236V50H235ZM237 51H236V52H237ZM242 51H243V52H242ZM248 51H249V50L247 49V52H248ZM250 51H251V50H250ZM255 51H256V50H255ZM260 51H258V52L260 53ZM21 52H22V51H21ZM33 52H34V51H33ZM97 52H100V53H101V50H100V51L97 50ZM112 52H113V51H112ZM126 52H127V51H126ZM136 52H137V51H136ZM158 52H159V51H158ZM169 52H170V51H169ZM200 52H201V51H200ZM200 52H199V53H200ZM202 52H203V51H202ZM202 52H201V54L204 55V53L206 52V50H205L204 53H202ZM212 52H213V51H212ZM215 52H217V50H216ZM251 52H252V51H251ZM251 52H250V53H251ZM23 53H24V52H23ZM128 53H129V52H128ZM167 53H168V52H167ZM185 53H186V52H185ZM187 53H188V52H187ZM190 53H189V54H190ZM213 53H214V52H213ZM241 53L239 52L240 55H241ZM245 53H246V52H245ZM254 53H257V51L254 52ZM26 54H27V53H26ZM28 54H29V56H30L31 53L29 52ZM28 54H27V55H28ZM53 54H54V53H53ZM125 54H126V53H125ZM173 54H174V53H173ZM201 54H200V55H201ZM206 54H207V56L209 55V53H206ZM215 54H216V53H215ZM218 54H219V53H218ZM221 54H222V53H221ZM227 54H229V53H227ZM227 54H226V55H227ZM233 54H234V53H233ZM233 54H232L231 57L234 56ZM236 54H237V57L234 56V57H235V61H234V62H235L237 65H240V66L242 67V66L244 65V63L247 62L248 60H244L245 58L243 59L242 57H238V56H239V55H238V52L235 53V55H236ZM247 54H248V53H247ZM251 54H252V53H251ZM251 54H250V56H251ZM27 55H26V56H27ZM192 55H191V56H192ZM202 55H201V57H202ZM216 55H217V54H216ZM230 55H231V53H230ZM230 55H229V57H230ZM41 56H42V55H41ZM110 56H111V55H110ZM195 56L197 57L198 55L195 54ZM212 56H214V55H209L208 58L211 60V58H214V57H212ZM217 56H218V55H217ZM248 56H249V55H248ZM165 57H166V56H165ZM192 57H193V56H192ZM196 57H195V58H196ZM210 57H211V58H210ZM231 57H230V58H231ZM234 57H233V58H234ZM253 57H255V56H253ZM259 57H260V60H261L262 62H264V55H261V56L259 55ZM31 58H32V57H31ZM111 58H112V57H111ZM135 58H136V57H135ZM138 58H139V57H138ZM176 58H177V57H176ZM199 58H200V57H198V59H199ZM221 58H222L225 62H222V59H221ZM221 58H220V59H221L220 62L223 63V64L221 63L223 66H227V65H224V64L226 63V60L231 61V60H229V58L227 59V57H225L223 54L221 55ZM46 59H47V58H46ZM159 59H160V58H159ZM202 59H203V57H202ZM214 59H215V58H214ZM217 59H218V57H217ZM217 59H216V60H217ZM252 59H255V58H252ZM256 59H257V57H256ZM1 60H3V59H1ZM35 60H37V59H35ZM38 60H39V58H38ZM38 60H37V61H38ZM116 60H117V59H116ZM137 60H138V59H137ZM179 60H181V59H179ZM210 60H209V62H211ZM232 60H233V59H232ZM257 60H258V59H257ZM46 61H47V60H46ZM118 61H119V60H117V63H118ZM126 61H127V60H126ZM162 61H163V60H162ZM213 61H214V60H213ZM254 61H255V60H254ZM39 62L42 64L41 59L39 60ZM75 62H76V61H75ZM115 62H116V61H115ZM170 62H171V61H170ZM217 62L220 63L218 60H217ZM37 63H38V62H37ZM40 63H38V65H37L38 67H42V65H41ZM117 63H116V64H117ZM127 63H128V62H127ZM135 63H136V62H135ZM212 63H213V62H211V64H212ZM218 63H217V64H218ZM248 63H251V62L249 61ZM248 63H246V64L248 65ZM255 63H256V62H255ZM69 64H70V63H69ZM203 64H206V63L203 62ZM203 64L200 63V66L202 67ZM208 64H209V63H208ZM221 64H220V66L222 67ZM229 64H230V63H229ZM231 64H232V66H233V63H232V62H231ZM261 64H262V63H261ZM261 64H259V65H261ZM7 65H8V64H7ZM120 65H121V64H120ZM144 65H145V64H144ZM190 65H191V64H190ZM218 65H219V64H218ZM262 65H264V64H262ZM3 66H4V65H3ZM53 66H55V65H53ZM184 66H185V65H184ZM191 66H192V65H191ZM191 66H188V68L191 67ZM203 66H204V65H203ZM208 66H209V65H208ZM212 66H213V65H211V67H212ZM220 66H218V67H220ZM234 66H235V65H234ZM240 66H239V67H240ZM134 67H135V66H134ZM197 67H199V66H196V68H197ZM214 67H215V65H214ZM229 67H230V65H229ZM239 67H237V68H239ZM243 67H245V66H243ZM246 67H247V69H248V72H250V74H252V75L255 74L254 72L252 73V71L254 70V65H253V64H249V65L246 66ZM73 68H74V67H73ZM127 68H128V67H127ZM138 68H139V67H138ZM196 68H195V69H196ZM202 68H203V67H202ZM202 68H201V69H202ZM205 68H206V67H205ZM215 68H216V67H215ZM222 68H223V67H222ZM222 68H220V69H222ZM227 68H228V67H227ZM231 68H233V67L228 68V72H229V70H230V71H233V70H231ZM234 68H235V67H234ZM257 68H258V67H257ZM259 68H260V67H259ZM261 68H262V66H261ZM80 69H81V68H80ZM183 69H184V68H183ZM189 69H191V68H189ZM192 69H194V68L192 67ZM192 69H191V70H192ZM224 69H225V67H224ZM224 69H222L223 72H224V71L227 72V70H224ZM241 69H242V68H241ZM262 69H264V68H262ZM43 70H44V69L42 68V71H43ZM138 70H139V69H138ZM187 70H188V69H187ZM209 70H211L210 67H209ZM212 70L214 71V69H212ZM222 70H221V71H222ZM236 70H237V69H236ZM244 70H246V69H244ZM15 71H16V70H15ZM86 71H87V70H86ZM136 71H137V70H136ZM140 71L142 72V69H141ZM189 71H190V70H189ZM201 71H202V70H201ZM221 71H218V72L215 73V74L217 75L218 73H221ZM261 71H264V70H261ZM77 72H78V71H77ZM143 72H144V71H143ZM152 72H153V71H152ZM152 72H151V73H152ZM192 72H194V70H192L191 73H192ZM199 72H200V71H199ZM202 72H203V71H202ZM226 72H225V75H224L223 73H222L223 75L220 74L221 77H219V78H216L215 74H213V75H214V78H216L217 80H221L222 78H224L223 80H225L226 75L228 76L229 74H231V72H229V74H226ZM228 72H227V73H228ZM237 72H239V70H238ZM241 72H242V71H241ZM62 73H63V72H62ZM145 73H146V72H145ZM153 73H154V72H153ZM160 73H162V72H160ZM191 73H190V74H191ZM233 73H234V72H233ZM257 73H258V72H257ZM257 73H256V74H257ZM17 74H18V73H17ZM194 74H196V73H194ZM201 74H202V73H201ZM211 74H212V73H211ZM236 74H237V75H241L240 72H239V74H238V73H236ZM250 74H249V75H250ZM258 74H259V73H258ZM262 74H264V72H262ZM46 75H47V74H46ZM138 75H139V74H138ZM138 75H137V76H138ZM151 75H152V74H151ZM154 75L156 76V74H154ZM204 75H205V74H204ZM204 75H202V76H204ZM213 75H212V76H213ZM231 75H232V74H231ZM234 75H235V74H233V76H234ZM242 75H243V74H242ZM249 75H247V76H249ZM47 76H48V78L50 79L49 75H47ZM47 76H46V77H47ZM76 76L78 77L79 75H76ZM76 76H75V77H76ZM85 76H87V75H85ZM157 76H158V75H157ZM192 76H193V75H192ZM199 76H201V75L199 74ZM202 76H201V77H202ZM224 76H225V77H224ZM255 76H256V75H255ZM262 76H264V75H262ZM77 77H76V78H77ZM143 77H144V76H143ZM160 77H161V76H160ZM190 77H191V76H190ZM230 77H232V76H230ZM236 77H237V76H236ZM242 77H243V76H242ZM245 77H246V76H245ZM245 77H243L245 81H246V79H250V78H251V76H250V78H247V77L245 78ZM253 77H254V75L252 76V78H251L250 80H252ZM257 77H259V76H257ZM30 78H31V77H30ZM37 78H38V77H37ZM48 78H46V79H48ZM78 78H79V77H78ZM80 78H81V77H80ZM119 78H120V77H119ZM191 78H192V77H191ZM191 78H190V80H191ZM234 78H235V77H234ZM259 78H261V75H260ZM82 79H83V78H82ZM111 79H112V78H111ZM120 79H121V78H120ZM120 79H119V80H120ZM193 79H194V78H193ZM196 79H197V80H196ZM196 79H195V80L197 81L198 84L202 82L201 79L198 78V76H197ZM207 79H208L209 82H210V81H211L210 79H212V78H211V75H210V79H209V78H207ZM226 79H227V78H226ZM230 79H233V78H229V80H227V81H230ZM240 79H241V77H240ZM254 79H256V78L254 77ZM26 80H27V79H26ZM144 80H145V79H144ZM168 80H169V79H168ZM212 80H213V79H212ZM223 80H222V81H223ZM237 80H239V79L236 78L235 81H237ZM257 80H260V79H257ZM262 80H264V78H262ZM262 80H260V81H262ZM31 81H33V80H31ZM34 81H35V83H34ZM34 81H33V84H37V85L39 84V85H41L39 81H38V83L36 82V80H34ZM82 81H83V80H82ZM120 81H121V80H120ZM200 81H201V82H200ZM213 81H214V80H213ZM213 81H212V82H213ZM232 81H233V83H235L234 79H233ZM232 81H231V82H228V85L231 86V89H232V87H233V86L231 85V84H232ZM248 81H249V80H247V83H249ZM49 82H50V81H49ZM149 82L151 83V81H149ZM162 82H163V81H162ZM209 82H208L207 84H209ZM212 82H210V84H211ZM216 82H217V81H216ZM216 82H215V84H216ZM220 82H221V81H220ZM220 82H218V83H219V84H222V82H221V83H220ZM239 82H241V81H239ZM23 83H24V82H23ZM23 83H21V84H23ZM44 83H45V82H44ZM44 83H43V84H44ZM46 83H47V82H46ZM52 83H53V82H52V80H51V84H52ZM94 83H95V82H94ZM117 83H118V82H117ZM147 83H148V82H147ZM152 83H153V82H152ZM166 83H167V82H166ZM230 83H231V84H230ZM242 83H243V85H244L245 82L242 80ZM257 83H258V82H257ZM257 83H256V84H257ZM262 83H264V82H262ZM24 84H26V83H24ZM29 84H30V83H29ZM31 84H32V83H31ZM54 84H55V83H54ZM210 84H209V85H210ZM224 84H225V82H224ZM251 84H252V83H251ZM251 84H248V85L245 84L246 87H247V86L249 87V85L251 86V87H249V90H250V88L252 89V88L254 87V86H252ZM256 84L253 83V85H255L256 87H258V85H256ZM258 84L260 85V83H258ZM27 85H28V84H27ZM45 85H46V84H45ZM45 85H44V87H45ZM83 85H84V84H83ZM140 85H141V84H140ZM140 85H139V86H140ZM142 85H143V84H142ZM146 85H147V84H146ZM212 85H214V84H212ZM216 85H217V84H216ZM228 85H226V88H227ZM233 85H234V84H233ZM236 85H237V82H236ZM41 86H42V85H41ZM80 86H81V85H80ZM98 86H99V85H98ZM105 86H106V85H105ZM121 86H122V84H121ZM151 86H153V85L151 84ZM205 86H207V85H202V87H201L202 90H203V88H204ZM239 86H240V85H239ZM262 86H264V85H262ZM22 87H23V86H22ZM26 87H27V86H26ZM36 87H37V86H36ZM42 87H43V86H42ZM59 87H60V86H59ZM103 87H104V86H103ZM107 87H108V86H107ZM148 87H150V84H148ZM209 87H210V86H209ZM218 87H219V86H218ZM228 87H229V86H228ZM237 87H238V86L235 87L236 90H237ZM240 87H241V86H240ZM240 87H239V88H240ZM246 87H245V88H246ZM256 87H255V88H256ZM260 87H261V86H260ZM38 88H39V87H38ZM60 88H61V87H60ZM122 88H123V87H122ZM199 88H200V87H199ZM206 88H207V87H205V89H204L205 91H207ZM214 88H215V87H214ZM229 88H230V87H229ZM229 88H228V89H229ZM235 88H234V89H235ZM243 88H244V86H243ZM243 88H242V89H243ZM255 88H254V90H253V89H252V90L255 91ZM261 88H262L261 90H264V87H261ZM22 89H23V88H22ZM27 89H28V87H27ZM27 89H26V90H27ZM35 89H36V88H35ZM42 89H43V88H42ZM42 89H41V92L43 93L44 90L42 91ZM44 89H45V88H44ZM117 89H118V88H117ZM159 89H160V88H159ZM207 89H208V88H207ZM217 89H218V88H217ZM242 89H238V90L241 91ZM26 90H25V87H24L23 91L25 92ZM38 90H40V88H39ZM48 90H49V92H51L49 88H48ZM197 90H198V89H197ZM204 90H203V92H204ZM212 90H213V89H212ZM232 90H233V89H232ZM238 90H237V91H238ZM246 90H248V89H246ZM257 90H259V88L256 89V91H257ZM31 91H32V89H31ZM45 91H46V90H45ZM97 91H98V90H97ZM104 91H105V90H104ZM140 91H141V90H140ZM178 91H179V90H178ZM199 91H200V89H199ZM213 91H214V92H211V95H212V93H215L216 90L214 89ZM218 91H219V90H218ZM256 91H255V94L257 93ZM1 92H4V91L2 90V87H1V89H0V93H1ZM24 92H23V93H24ZM32 92H33V93H32ZM32 92H31V93H32V95H33L35 92H34V91H32ZM39 92H40V91H39ZM47 92H48V91H47ZM56 92H57V91H56ZM100 92H101V91H100ZM150 92H151V91H150ZM189 92H191V91H189ZM242 92H243V91H241L240 93H242ZM248 92H249V91H248ZM258 92H260V91H258ZM262 92H264V91H262ZM262 92H260V94L258 95V96H259V99H260L261 96L264 97V95H261ZM29 93H30V90H29V92H28L27 94H29ZM57 93H58V92H57ZM59 93H60V92H59ZM59 93H58V94H59ZM101 93H104V92L102 91ZM109 93H110V92H109ZM142 93H144V92L142 91ZM145 93H146V92H145ZM193 93H194V92H193ZM195 93H196V92H195ZM205 93H206V92H205ZM205 93H203V94L205 95ZM209 93H210V92H209ZM221 93L224 94V92H221ZM229 93H230V95H232L231 92H229ZM238 93H239V92H238ZM244 93H245V92H244ZM250 93H251V92H250ZM250 93H245V94H248V95H249ZM252 93H253V92H252ZM252 93H251V94H252ZM39 94H40V93H39ZM94 94H95V93H94ZM121 94H122V93H121ZM135 94H136V93H135ZM203 94H202V96H203ZM216 94H219V93L216 91ZM234 94H236V92L233 93V95H234ZM32 95L30 94V96H32ZM37 95H38V94H37ZM42 95H44V94H42ZM42 95H41V96H42ZM45 95H46V94H45ZM47 95H48V96H51V93H50V95H49V93H47ZM59 95H60V94H59ZM104 95H105V94H104ZM113 95H114V93H113ZM156 95H157V97H158V94H156ZM160 95H161V94H160ZM164 95H165V94H164ZM190 95H191V94H190ZM206 95H207V94H206ZM213 95H214V94H213ZM224 95H225V94H224ZM224 95H223V96H224ZM226 95H227V96H230V95H228V92H227ZM233 95H232V96H233ZM252 95H253V94H252ZM260 95H261V96H260ZM0 96H1V95H0ZM54 96L56 97V95H54ZM95 96H96V95H95ZM114 96H115V95H114ZM161 96H162V95H161ZM214 96H215V95H214ZM218 96H220V95H218ZM218 96L216 97V99L218 98ZM223 96H221V98H222ZM227 96H224V97H227ZM236 96H238V94L235 95V97H232V98H236ZM242 96H243V98L241 97V95H239V97L242 98V101H244V100H245L244 95L242 94ZM246 96H247V95H246ZM253 96H254V98H255V95H253ZM253 96L250 95V96H248V97H251V98H252ZM33 97H34V99H35V94H34ZM33 97H32V98H33ZM118 97H119V99H120V96H119V95L116 96V98H118ZM126 97L128 98V96H126ZM126 97H125V98H126ZM132 97H133V96H132ZM154 97H155V96H154ZM193 97H195L194 94H193ZM209 97H210V96L208 95V98H209ZM212 97H213V96H212ZM224 97H223V98H224ZM239 97H238V98H239ZM262 97H261V100H262ZM30 98H31V97H30ZM50 98H51V97H50ZM52 98H53V97H52ZM57 98L59 99L58 96H57ZM81 98H82V97H81ZM125 98H124V99H125ZM143 98H144V97H143ZM159 98H160V96H159ZM195 98H196V97H195ZM202 98H203V97H202ZM223 98H222V99H223ZM227 98H229V97H227ZM232 98H231V99H232ZM238 98H237V99H238ZM36 99H37V98H36ZM48 99H49V98H48ZM163 99H164V98H163ZM187 99H188V98H187ZM197 99H198V98H197ZM206 99H207V98H206ZM219 99H220V97H219ZM243 99H244V100H243ZM255 99H256V98H255ZM259 99H258L257 102L260 101ZM50 100H51V99H50ZM64 100H65V99H64ZM128 100H129V99H128ZM140 100H141V99H140ZM204 100H205V99H204ZM217 100H218V99H217ZM225 100H228V99L225 98ZM225 100H224V101H225ZM235 100H236V99H235ZM256 100H257V99H256ZM80 101H81V100H80ZM84 101H85V100H84ZM143 101H144V100H143ZM224 101L222 102L224 105H223V104H222V105H223V106H226L225 103H227L228 101H226V102H224ZM239 101H241V100H239ZM239 101H237V102L240 103ZM107 102H109V101L107 100ZM121 102H122V101H121ZM136 102H137V100H136ZM136 102H135V103H136ZM187 102H188V101H187ZM204 102H205V101H204ZM207 102H209V101H207ZM233 102H236V101H233ZM254 102H255V101H254ZM261 102H264V100H262ZM0 103H1V100H0ZM53 103H54V102H53ZM59 103H60V102H59ZM62 103H64V102H62ZM62 103H61V104H62ZM72 103H73V102H72ZM111 103H113V102H111ZM115 103H116V102L114 101V104H115ZM119 103H120V102H119ZM130 103H131V102H130ZM130 103H129V104H130ZM135 103H134V104H135ZM194 103H195V101H194ZM199 103H201V102L199 101ZM199 103H198V104H199ZM213 103H214V101H213ZM213 103H212V105H213ZM217 103H218V102H217ZM217 103H216V104H217ZM229 103H230V101H229ZM229 103H227V108H226V107L222 108V107H223L222 105H221V106H218V108L221 107V109H223V110H224L225 108H226L227 110L232 109V110H231V113H233V112H232V111L234 110L233 108H237V107H239V105H238V106H236V107L234 106L233 108H229V109H228V105H229V106H231V105L233 106L232 103H230L231 105H230ZM252 103H253V102H252ZM64 104H65V103H64ZM66 104H67V103H66ZM109 104H110V103H109ZM122 104H123V103H122ZM146 104H147V103H146ZM165 104H168V103H164L163 105H165ZM175 104H176V103H175ZM185 104H186V103H185ZM198 104H197V107H198ZM214 104H215V103H214ZM216 104L213 105V108H214V109H215L214 106H216ZM234 104L236 105L237 103H234ZM241 104H242V103H241ZM259 104H260V102H259ZM18 105H20V104H18ZM73 105H74V103H73ZM107 105H108V104H107ZM137 105H138V104H137ZM186 105H187V104H186ZM189 105H190V103H189ZM206 105H207V104H206ZM210 105H211V104H209V106H210ZM260 105H262V103H261ZM30 106H32V105H30ZM64 106H65V105H64ZM68 106H69V105H68ZM112 106H113V105H112ZM112 106H110V107L112 108ZM119 106L121 107L120 104H119ZM125 106H126V105H125ZM125 106H123V107H121V108L124 109ZM132 106H133V105H132ZM176 106H177V104H176ZM232 106H231V107H232ZM240 106H241V105H240ZM6 107H7V106H6ZM126 107H127V106H126ZM135 107H137V106H135ZM138 107H139V106H138ZM138 107H137V108H138ZM171 107H172V106H171ZM194 107H195V106H194ZM210 107H211V106H210ZM216 107H217V106H216ZM242 107H244V105H242ZM242 107H239V108H242ZM245 107H246V105H245ZM245 107L242 108V109H243V110H242L243 112H245V111L248 110V108H246V110H244ZM69 108H70V107H69ZM76 108L78 109L77 106H76ZM113 108H115V107H113ZM113 108H112V109H113ZM116 108H117V105H116ZM127 108H128V107H127ZM127 108H126V109H127ZM143 108H144V107H143ZM169 108H170V107H169ZM205 108H206V107H205ZM207 108H208V107H207ZM239 108H237V110H238ZM109 109H110V108H109ZM128 109L130 110V109H132V108H128ZM128 109H127V110H128ZM133 109H134V108H133ZM135 109H136V108H135ZM141 109H142V108H141ZM172 109L174 110V109H175V106H174V108H172ZM179 109H180V108H179ZM209 109H210V108H209ZM211 109H212V108H211ZM249 109H250V108H249ZM260 109H261V108H260ZM10 110H11V112H9L10 114H11V113H15L14 110H12V109H10ZM23 110H24V109H23ZM36 110H37V109H36ZM41 110H42V108H41ZM115 110L117 111V109H115ZM118 110H119V109H118ZM129 110L127 111V114H128V112H129ZM138 110H139V109H138ZM170 110H171V108H170ZM194 110H195V109H194ZM203 110H205V109H203ZM218 110H219V109H217V112H215L216 114H214V116H215V115H218L217 113L221 112V111L218 112ZM240 110H241V109H240ZM253 110H254V109H253ZM255 110H256V109H255ZM255 110H254V111H255ZM0 111H2V110L0 109ZM8 111H9V108H8ZM12 111H13V112H12ZM71 111H72V110H71ZM78 111L80 112V117H83V116H82V115H83V114H82L83 112L81 113L82 110L79 109ZM78 111H77V113H78ZM119 111H120V110H119ZM124 111H126V110H124ZM144 111H145V110H144ZM163 111H164V110H163ZM186 111H187V110H186ZM210 111H211V110H210ZM254 111H253V112H254ZM258 111H260V110H258ZM258 111H257V112H258ZM37 112H38V110H37ZM39 112H41V111H39ZM39 112H38L37 114H41L43 111H42L41 113H39ZM44 112H45V111H44ZM46 112H48V111H46ZM53 112H54V111H53ZM53 112H52V113H53ZM69 112H70V111H69ZM114 112H115V111H114ZM114 112H113V114H116V113H114ZM120 112H121V111H120ZM146 112H148V111H146ZM165 112H166V111H165ZM175 112H176V111H175ZM188 112H189V111H187L186 113H188ZM191 112H193V110H192ZM195 112H196V111H195ZM224 112H225V111H224ZM239 112H240V111H239ZM243 112H242V114H244ZM253 112H252V109H250V110H249V113H247V115H250V117H248V118H250V121H251V122H252V121H255V120H254V117H253V115H252ZM257 112H256V113H257ZM260 112H261V111H260ZM48 113H49V115H48V114H47V115H48V116H51V115H50V112H48ZM54 113H55V112H54ZM66 113H67V112H66ZM71 113L73 114L74 112L72 111ZM117 113H118V112H117ZM170 113H173V112H170ZM183 113H184V112H183ZM196 113H198V112H196ZM202 113H203V112H202ZM205 113H206V112H205ZM226 113H228V112H225V114H226ZM229 113H230V112H229ZM229 113H228V114H229ZM231 113H230V115H231ZM245 113H246V112H245ZM256 113L254 112V114H256ZM28 114H29V113H28ZM28 114H27V116H33V115H34V114H33V115H32V114L28 115ZM37 114H35V115L38 116ZM99 114H100V113H99ZM121 114H122V113H121ZM153 114H154V113H153ZM199 114H201V113L199 112ZM234 114H235V113H234ZM240 114H241V113H240ZM42 115H43V114H42ZM42 115H41V117H42ZM52 115H53V114H52ZM73 115H74V114H73ZM118 115H119V113H118ZM128 115H129V114H128ZM164 115H165V114H164ZM189 115H191V114H189ZM196 115H197V114H195V116H193V115H191V116H193V117H197V119H198V116H196ZM206 115H207V117H208V113H206ZM206 115H204V116H205V119H203V120H204V121H205V120H206V121H209V120H210V117H208V118H209V120H208V118L206 117ZM220 115H221V113H220ZM251 115H252V119H253V120H251ZM260 115H261V113H260ZM260 115H258V116H260ZM44 116H45V114H44ZM88 116H89V115H88ZM106 116H108V115H106ZM209 116H210V115H209ZM214 116H212V117H214ZM218 116H219V115H218ZM221 116H222V115H221ZM223 116H224V114H223ZM223 116H222V117H223ZM226 116H227V114H226ZM226 116H225V117H226ZM228 116H229V115H228ZM228 116H227V120H229V122H230L231 118H228ZM237 116H238V115H237ZM261 116H262V115H261ZM46 117H47V116H46ZM55 117H56V118H55ZM58 117H59V116H57V114H55V116L53 115V118H54V119H57ZM62 117H63V116H62ZM62 117H61V119H62ZM76 117H77V116H76ZM114 117H115V116H114ZM169 117H170V116H169ZM189 117H190V116H189ZM199 117L201 118V115H199ZM215 117H217V116H215ZM238 117H239V116H238ZM242 117H243L242 119H245V118H244V115H242ZM245 117H246V114H245ZM255 117H256V116H255ZM262 117H264V116H262ZM262 117H260V118H257V117H256V120H260ZM30 118L32 119L33 117H30ZM42 118H43V117H42ZM47 118H48V117H47ZM51 118H52V116H51ZM64 118H65V116H64ZM64 118H63V119H64ZM85 118H86V117H85ZM88 118H89V117H88ZM110 118H111V116H110ZM112 118H113V117H112ZM116 118L118 119V117H115V119H116ZM124 118H125V119H124L123 121L126 120L124 124L127 125L126 127H128V123H126V122H127V117H124ZM134 118H135V116L133 117L132 120H134ZM138 118H139V117H138ZM141 118H142V117H141ZM171 118H172V117H171ZM185 118H186V117H185ZM190 118H191V117H190ZM235 118H236V117H235ZM235 118L232 119V120H235ZM240 118H241V117H240ZM4 119H5V118H4ZM28 119H29V118H28ZM31 119H30V120H31ZM43 119H44V118H43ZM59 119H60V118H58V120H59ZM63 119H62V121H61L62 123H60L61 125L67 120V119H66V120L64 119L65 121L63 122ZM82 119H83V118H82ZM121 119H122V118H121ZM128 119H129L128 121H131V122H132V120L130 119V117H128ZM142 119H144V118H142ZM142 119H141V120H142ZM172 119H173V118H172ZM181 119H182V118H181ZM214 119H215V118H214ZM221 119H222V118H221ZM58 120H57V121H58ZM110 120H111V119H110ZM161 120H162V119H161ZM218 120H219V121H218ZM232 120H231V122H232ZM262 120H264V119H262ZM33 121H34V119H33ZM37 121H38V120H37ZM44 121H45V120H44ZM44 121L42 120L43 123H44ZM73 121H74V120H72V123H73ZM87 121H88V120H87ZM87 121H86V122H87ZM90 121H91V120H90ZM101 121H102V120H101ZM123 121H122V123H123ZM138 121H139V120H136V122H138ZM143 121H144V120H143ZM147 121H149V120L147 119ZM147 121H145V122L147 123ZM167 121H168V120H167ZM173 121H174V120H173ZM215 121H216V122H220V124H221L220 117H219V119H217V120H215ZM223 121L226 122V119H224ZM235 121H236V120H235ZM245 121H246V119H245ZM250 121H249V122H250ZM260 121H261V120H260ZM8 122H9L10 124H11V122H12V124H13V123H17L16 119L14 120L13 116H12V117H9V119L7 120V123H8ZM23 122H24V121H23V119H22V123H23ZM26 122H27V121H26ZM26 122H25V123H26ZM42 122H41V124H42ZM46 122L48 123L49 121H46ZM84 122H85V121H84ZM94 122H96V121H94ZM110 122H111V121H110ZM114 122H115V121H114ZM114 122H112V123H114ZM119 122L121 123V121H119ZM133 122H135V121H133ZM141 122H142V121H139L140 124H143V123H141ZM145 122H144V123H145ZM209 122H211V120H210ZM224 122H222V123H223V124H226V125L229 124V122H226V123H224ZM231 122H230V124H231ZM0 123H2V121H1ZM22 123H21V124H22ZM25 123H24V125H22L23 128L25 129V132L23 133V132L20 130V131L23 133V134L21 133V138L23 137V140H25L24 138H27L28 140H30V142H31L32 145L35 147V149H36V148H38V149H42V148H44V149H45V148H46V145L48 146V144H46L47 142L44 140V138L41 137L42 135L39 136L40 134H42V132H39L40 134H38V132H36L37 130H36V131L33 130V129L31 128V126H29L28 124H25ZM35 123H36V122H35ZM39 123H40V120H39ZM39 123H38V124H39ZM51 123H52V122H51ZM68 123H69V124H67V123L65 122V124L68 125V127H69L70 124H72V123L69 122V120H68ZM74 123H75V121H74ZM87 123H89V122H87ZM87 123H86V125H87ZM97 123H98V122H96V124H97ZM122 123H121V124H122ZM167 123H168V122H167ZM170 123H171V122H170ZM191 123H192V122H191ZM197 123H198V122H197ZM197 123H196V125H197ZM211 123H212V122H211ZM233 123H234V121H233ZM233 123H232V124H233ZM236 123H237V122H236ZM240 123H241V122H240ZM258 123H259V122H258ZM49 124H50V123H49ZM49 124H48V125H49ZM65 124H64V125H65ZM89 124H90V123H89ZM89 124H88V127H89ZM93 124H94V123H93ZM99 124H100V123H98L97 126H98ZM115 124H116V123H115ZM118 124H119V123H118ZM133 124H134V123H133ZM137 124H138V123H137ZM192 124L194 125V123H192ZM217 124H218V123H217ZM223 124L219 125V128H220V126L222 127ZM230 124H229V125H230ZM244 124H245V122H244ZM246 124H247V126H248V122H247ZM250 124H251V123H250ZM256 124H257V123H256ZM261 124H262V125H261ZM13 125H14V124H13ZM48 125L46 124V127H47ZM53 125H55V124H53ZM56 125H57V124H56ZM61 125H60V126H61ZM64 125H62V126H64ZM72 125H76V123H75V124H72ZM101 125H102V123H101ZM107 125H108V124H107ZM107 125H105L104 128H106ZM119 125H120V124H119ZM122 125H123V124H122ZM135 125H136V124H135ZM135 125H132V123H131V124L129 123V126H131L132 129H133V127L135 128ZM148 125H149V124H148ZM160 125H161V124H160ZM167 125H168V124H167ZM176 125H178V124H176ZM185 125H187V124L184 123V126H185ZM190 125H191V124H190ZM193 125H192V126H193ZM201 125H202V124L200 123V125H199L200 127H199V126H198V127H199V129H200L201 127H202L203 129H201L202 131L199 130L200 132H202V133H200L199 135H197L198 133L195 134V133L193 132V130H192L193 128L191 129L192 132H193L195 135H197L195 138H197V137L199 138V136H200L201 134L204 135V131H203V130H205L204 127H206V126L203 127V125H202V126H201ZM226 125H225V128H226ZM241 125H242L243 128H244L243 122L240 124V126H238L237 124H236L235 126L242 127ZM257 125H259V126L261 125L262 127H264V123H262V122H260V124H257ZM11 126H12V125H11ZM42 126H43V125H42ZM51 126H52V125H51ZM76 126H77L78 128H77V127H76V129L74 128L75 130H77V131L80 132V133L82 132V135H83V136L87 135V134L84 135V133H83V132L86 130V128H84L82 125L79 126L78 124H77ZM93 126H94V125H93ZM112 126H113V124H112ZM123 126H124V125H123ZM136 126H137V125H136ZM154 126H155V125H154ZM154 126H153V127H154ZM158 126H159V124H158ZM158 126H156V129H155V130H157V131H156L155 133H157V132L160 130V128H161V127H158ZM173 126H174V125H173ZM187 126H188V125H187ZM187 126H186V127H187ZM230 126H231V125H230ZM247 126H245V127H246L245 130H248V131H249L250 128L252 127V124H251L250 127H247ZM261 126H260V127H261ZM0 127H1V126H0ZM4 127L6 128V124H4ZM32 127H33V125H32ZM43 127H44V126H43ZM43 127H42V128H43ZM49 127H50V125H49ZM49 127H47V130H48ZM55 127H58V126H55ZM113 127H114V126H113ZM139 127H141V126L139 125ZM146 127H147V126H146ZM162 127H164V126H162ZM168 127H169V126H168ZM190 127H191V126H190ZM223 127H224V126H223ZM223 127H222V131L225 130V131H223V132L228 131V130H226V129H223ZM253 127H254V126H253ZM253 127H252L251 129H253ZM257 127H258V126H257ZM7 128H8V127H7ZM7 128H6V129H7ZM12 128H13V127H12ZM15 128H16V126H15ZM17 128H18V127H17ZM19 128H20V127H19ZM30 128H31V130H30ZM40 128H41V126H40ZM51 128L54 129V126L51 127ZM61 128H63V127H61ZM61 128H59V127H58V128H55V131H56V129H61ZM64 128H65V126H64ZM64 128H63V129H64ZM111 128H112V127H111ZM124 128H125V126H124ZM144 128H145V127H144ZM151 128H152V126L150 127V129H151ZM154 128H155V127H154ZM154 128L152 129V131L154 130ZM158 128H159V130H158ZM187 128H188V127H187ZM209 128H210V126H209ZM214 128H215V127H214ZM217 128H218V125H217ZM233 128H234V127H231V129H233ZM236 128H237V127H236ZM243 128H242V130H241V128H240L241 132L243 131ZM248 128H249V129H248ZM0 129H1V128H0ZM66 129H67V128H66ZM69 129H70V127H69ZM98 129H99V128H98ZM112 129H114V128H112ZM125 129H126V128H125ZM132 129H130V130H132ZM135 129H136V128H135ZM145 129H147V128H145ZM150 129H149V130H150ZM161 129H162V128H161ZM179 129H180V128H179ZM184 129H185V128H184ZM188 129H189V128H188ZM228 129H230V127H229ZM15 130H16V129H15ZM42 130H43V129H42ZM45 130H46V129H45ZM47 130L44 131V132L47 133ZM61 130H62V129H61ZM91 130H92V129H91ZM106 130L108 131L109 128L106 129ZM127 130H129V129H127ZM155 130H154V131H155ZM186 130H187V129H186ZM189 130H190V129H189ZM211 130H213V131H212V133H213V132H214V129H212V126H211ZM211 130L208 129L207 131L211 132ZM257 130H259V129L257 128ZM7 131H8V130H7ZM50 131H51V129L49 130V132H50ZM111 131L113 132V130H111ZM116 131L121 132L119 129L116 130ZM124 131H125V130H124ZM133 131H134V130H133ZM136 131H137V129H136L134 132L136 133ZM152 131H151V132H152ZM154 131H153V133H154ZM161 131H162V130H161ZM163 131H164V130H163ZM163 131H162V133H163ZM194 131H196V130H194ZM215 131H216V129H215ZM217 131H220V129H219V130L217 129ZM229 131H231V130H229ZM235 131H236V130H234V133H235ZM250 131H251V130H250ZM250 131H249V132H250ZM252 131H253V130H252ZM255 131H256V129H255ZM255 131H253V133H254ZM3 132L5 133V131H3ZM8 132H10V131H8ZM64 132L66 133V131H64ZM108 132H109V131H108ZM131 132H132V131H131ZM134 132H132L131 134H134V137H135V135L137 136L138 133L135 134ZM144 132H145V131H144ZM164 132H165V131H164ZM196 132H197V131H196ZM223 132H222V133H223ZM232 132H233V131L230 132L231 136H233V135H234V136H235V135L238 136V135H237L238 133H237V134L235 133V134L232 135ZM256 132H257V131H256ZM258 132H259V131H258ZM51 133H53V131L50 132V134H51ZM59 133H60V130H59ZM61 133H62V132H61ZM65 133H63V134H65ZM67 133H68V132H67ZM99 133H100V132H99ZM105 133H107V132H105ZM126 133H127V132H126ZM126 133H125V134H126ZM153 133H152V134H153ZM160 133H161V132H160ZM166 133H167V132H166ZM171 133H172V132H171ZM250 133H251V132H250ZM6 134H7V133H6ZM47 134H48V133H47ZM77 134H78V133L76 132V135H77ZM128 134H129V133H128ZM139 134H140V133H139ZM139 134H138V136H139ZM150 134H151V133H150ZM174 134H175V132H174ZM182 134H183V133H182ZM188 134H189V132H188ZM225 134H226V133H225ZM228 134H229V133H228ZM230 134H229V135H230ZM241 134H242V133H240L239 135H241ZM245 134H248V133H245ZM259 134H264V133H259ZM259 134H257L256 137H258ZM51 135H52V134H51ZM55 135H57V134H55ZM68 135H69V134H68ZM68 135L65 136V135H62V134H61V135H59V136H63V137H61V138L59 137L60 139H58V140H57V137H56V136H53V139L56 138V139H54V140H52V137H50L49 135H48V136L50 137V139L52 140V142H55V141L57 140V141H56L57 144H60V145L55 144V146L57 145L56 147H58V149H59V146L64 148V145H65V148L67 147V148H70V150H71V147H73V146H75V145H78L79 143L81 144V145L79 144L80 146L83 145V144H82V141H81V140L79 141V139L77 138L78 136L75 137V138L73 139V138H71V136H68ZM118 135H119V134H118ZM123 135H124V134H123ZM157 135H158V134H157ZM157 135H155V136H157ZM162 135L164 136V133H163ZM208 135L211 136L212 134H208ZM213 135H214V134H213ZM217 135H219V134H217ZM243 135H244V134H243ZM248 135H250V134H248ZM248 135H244V136H248ZM251 135H252V134H251ZM251 135H250V137H251ZM253 135H255V133H254ZM12 136H13V135H12ZM18 136H19V135H18ZM73 136H74V135H73ZM114 136H115V134H114ZM121 136H122V134H121ZM132 136H133V135H132ZM138 136H137V137H138ZM142 136H143V135H142ZM159 136H161V134H160ZM172 136H174V135H172ZM186 136H187V135H186ZM193 136H194V135H193ZM204 136H205V135H204ZM214 136H215V135H214ZM241 136H242V135H241ZM241 136H240V139L242 138ZM244 136H243V137H244ZM0 137H1V135H0ZM2 137H3V138H0L1 141H3L2 139H6V136H5V138H4V136L2 135ZM80 137H81V136H80ZM91 137H92V136H91ZM126 137H127V136H126ZM144 137H145V136H144ZM201 137H202V135H201ZM205 137H206V136H205ZM211 137H213V136H211ZM223 137H225V136L223 135ZM238 137H239V136H238ZM238 137H236V138L239 140ZM261 137H264V136H261ZM16 138H17V137H16ZM41 138H42V139H41ZM81 138H83V137H81ZM87 138H88V139H91V138H89V137H87ZM101 138H102V137H101ZM110 138H112V137H110ZM116 138H117V139H116ZM116 138H114V139L112 138L111 140H115V139L118 140V137H116ZM132 138H133V137H132ZM160 138H165V137H160ZM160 138H158V139H160ZM174 138H175V137H174ZM198 138H197V140H198ZM208 138H210V137L208 136ZM258 138H259V137H258ZM258 138H257V139H258ZM27 139H26L25 141H27ZM48 139H49V138H48ZM50 139H49V140H50ZM85 139H86V137H85ZM99 139H100V138H99ZM120 139H121V138H120ZM120 139H119V141L122 140V139H121V140H120ZM126 139H127V138H126ZM145 139H146V137H145ZM158 139H157V140H158ZM218 139L221 140L222 142H224V143L226 144V140H223L222 138L220 139L219 137H218ZM237 139H235V140H237ZM91 140H92V139H91ZM111 140H110V141H111ZM127 140H128V139H127ZM139 140L141 141V140H143V139H139ZM160 140H161V139H160ZM166 140H167V139H166ZM171 140H173V139H171ZM182 140H184V139H181V142H182ZM251 140H252V139H251ZM254 140H256V139H254ZM258 140H259V139H258ZM258 140H257V141H258ZM13 141H14V140H13ZM18 141H19V140H18ZM44 141H45V142H44ZM101 141H103V139H102ZM125 141H126V140H125ZM133 141L135 142V140H131L132 144H134ZM205 141H206V140H205ZM213 141H214V139H213ZM241 141H243V140H241ZM260 141L262 142V141H264V139L259 140L258 142H260ZM9 142H10V141H7L8 144H10ZM20 142H21V140H20ZM83 142H84V141H83ZM89 142H91V141H89ZM95 142H96V143H99L98 141H95ZM111 142L113 143V141H111ZM115 142H116V141H115ZM121 142H122V141H121ZM129 142H130V141H129ZM157 142H158V141H157ZM160 142H162V141H160ZM160 142H159V143H160ZM163 142H164V141H163ZM186 142H187V141H186ZM199 142H200V140H199ZM228 142H229V141H228ZM243 142H244V141H243ZM253 142L255 143V141H253ZM3 143L5 144L6 142L3 141ZM14 143H15V141H14ZM22 143H23V141H22ZM28 143H29V142H28ZM84 143H85V142H84ZM104 143H106V141H104ZM119 143H120V142H118V144H119ZM164 143H165V142H164ZM167 143H168V142H167ZM187 143H188V142H187ZM216 143H219V142H216ZM229 143H230V145H231V142H229ZM250 143H251V142H250ZM256 143H257V142H256ZM12 144H13V143H12ZM24 144H25V143H24ZM45 144H46V145H45ZM51 144H52V143H51ZM87 144H88V143H87ZM87 144H86V147H87ZM90 144H92V143H90ZM94 144H95V143H94ZM109 144H110V143H109ZM127 144H128V143H126L125 146H126ZM135 144H136V143H135ZM139 144H140V143H139ZM180 144H181V143H180ZM206 144L208 145L209 142L206 143ZM213 144H214V143H213ZM222 144H223V143H222ZM225 144H224V145H225ZM237 144H238V142H237ZM257 144H258V143H257ZM10 145H11V144H10ZM10 145H9V147H10ZM88 145H89V144H88ZM95 145H99V146H100V143H99V144H95ZM95 145H94V146H95ZM110 145H111V144H110ZM130 145H131V144H130ZM130 145H129V146H130ZM141 145H142V144H141ZM158 145H159V144H158ZM167 145H169V144H167ZM167 145H166V146H167ZM181 145H182V144H181ZM210 145H212V144H210ZM259 145H260V143H259ZM17 146H18V145H17ZM20 146H21V145H20ZM25 146H26V144H25ZM25 146H24V148H25ZM53 146H54V145H53ZM103 146H104V144H103ZM103 146H102V147H103ZM106 146H107V145H106ZM108 146H109V145H108ZM117 146H118V145H117ZM138 146H139V145H138ZM138 146H137V151L140 149V148L138 149ZM163 146H165V145H163ZM170 146H171V145H170ZM182 146H183V145H182ZM213 146H217V145L215 144V145H213ZM213 146H212V147H213ZM231 146H232L231 148H233V145H231ZM234 146H235V144H234ZM250 146H251V145H250ZM261 146H264V145H262V143H261ZM4 147H5V146H4ZM9 147H8V148H9ZM56 147H55V149H57ZM86 147H85V148H86ZM97 147H98V146H97ZM119 147H120V145H119ZM134 147H136V146H134ZM134 147H133V145H132V146L129 147V148H132V149H133ZM140 147H142V146H140ZM144 147H147V146L144 145ZM153 147L156 148V145H155V146L153 145ZM167 147H169V146H167ZM225 147H226V146H225ZM236 147L238 148L239 146H236ZM245 147H246V145L244 146V148H245ZM6 148H7V147H6ZM6 148H4V149L6 150ZM10 148H11V147H10ZM14 148H15V146H14ZM47 148H48V149H49V148L51 149V147H47ZM47 148H46V149H47ZM63 148H62V152H63ZM83 148H84V147H83ZM85 148H84V149H85ZM115 148H116V147H115ZM129 148H128V149H129ZM157 148H159V147H157ZM157 148H156V150H157ZM165 148H166V147H165ZM178 148H179V147H178ZM217 148H218V146L216 147V149H217ZM228 148L230 149V147H228ZM228 148H227V149H228ZM237 148H236L237 152L240 151V149L242 150V148H240V147H239L240 149H237ZM254 148H255V147H254ZM254 148L252 147L251 149H254ZM257 148H258V147H257ZM257 148H256V149H257ZM16 149H17V148H16ZM33 149H34V148H33ZM38 149H37V152L35 151L37 154H39V150H38ZM48 149H47V150H48ZM50 149H49V150H50ZM52 149H53V148H52ZM72 149H74L73 151H75V148H72ZM86 149H87V148H86ZM86 149H85V150H86ZM134 149H135V148H134ZM134 149L132 150V152L134 151ZM142 149H144V148L142 147ZM152 149H153V148H152ZM182 149H184V148H182ZM186 149H187V148H186ZM186 149H184V150L186 151ZM192 149H193V148H191V150H192ZM198 149H199V148H198ZM210 149H211V148H210ZM248 149H249V147H248L246 150H248ZM258 149H259V148H258ZM1 150H2V149H1ZM8 150H9V149H8ZM19 150H20V149H19ZM42 150H43V149H42ZM49 150H48V151L43 150V151L48 152V153L51 155L50 151H51V152H53V151H52V150L49 151ZM60 150H61V148H60ZM65 150H66V149H64V152H65ZM67 150H68V149H67ZM67 150H66V151H67ZM76 150H78V149H76ZM88 150L92 151L93 149H88ZM94 150H95V149H94ZM116 150H117V149H116ZM144 150H145V149H144ZM170 150H171V147H170ZM196 150H197V149H196ZM202 150H203V149H202ZM217 150H218V149H217ZM236 150H235V151H236ZM11 151H12V150H11ZM13 151H14V150H13ZM13 151H12V152H13ZM15 151H16V150H15ZM28 151H29V149H28ZM68 151H69V150H68ZM78 151H82V150H78ZM100 151H101V150H100ZM100 151H99V152H100ZM119 151H120V150H119ZM141 151H142V150H141ZM168 151H169V150H168ZM171 151L175 152V154H179V151H178V150H177V153H176V149H175V151H174V150H171ZM203 151H205V150H203ZM203 151H201V153H203ZM226 151H227V150H226ZM248 151H251V150H248ZM248 151H247V152H248ZM253 151H254V150H253ZM257 151H258V150H257ZM3 152H4V151H3ZM8 152H9V151H8ZM17 152H19V151H17ZM45 152H44V154H46ZM64 152H63V154H65ZM82 152L85 153V151H82ZM92 152H93V151H92ZM92 152H91V153H92ZM105 152H106V151H105ZM138 152H139V151H138ZM146 152H147V149H146ZM148 152H149V150H148ZM169 152H170V151H169ZM195 152H197V153L192 152L193 155H194V154H196V155L198 154V155H199V153H198L199 150H197V151H195ZM205 152H206V151H205ZM259 152H261V150H260ZM4 153H5V152H4ZM30 153H31V151H30ZM30 153H29V155H31ZM40 153H41V152H40ZM48 153H47V156H46L47 158H48V156H49ZM54 153H55V152H54ZM54 153H53V155H54ZM67 153H68V152H67ZM89 153H90V152H89ZM91 153H90V154H91ZM93 153H94V152H93ZM106 153H108V152H106ZM142 153H144V152H142ZM149 153H150V152H149ZM154 153H155V152H154ZM184 153H185V152H184ZM184 153H183V154H184ZM188 153H190V152L188 151ZM206 153H207V152H206ZM219 153H221V152H219ZM223 153H224V151H223ZM229 153H231V152H229ZM229 153L226 152L225 154L228 155ZM239 153H240V152H239ZM244 153H246V152H244ZM252 153H254V152H252ZM261 153H262V152H261ZM20 154H21V153H20ZM63 154H62V155H63ZM72 154H73L72 152H69V155H70V156H72ZM77 154H78V153H77ZM95 154H97V152H96ZM98 154H99V153H98ZM126 154H127V153H126ZM134 154H135V152H134ZM151 154H152V153H151ZM157 154H158V153H156V156H157ZM185 154H187V153H185ZM185 154H184V155H185ZM235 154H237V153H235ZM246 154H247V156H248V153H246ZM256 154H258V153H256ZM21 155H22V154H21ZM34 155H35V154H34ZM34 155H33V157H34ZM40 155H41V154H40ZM53 155H51V156H53ZM55 155H56V154H55ZM66 155H67V154H66ZM86 155H89V154H86ZM91 155L93 156V154H91ZM101 155H103V153H102ZM116 155H119V154L116 153ZM135 155H136V154H135ZM137 155H138V154H137ZM137 155H136V156H137ZM141 155H142V154H141ZM158 155H159V154H158ZM169 155L171 156V154H169ZM172 155H173V154H172ZM179 155H182V153L179 154ZM188 155H189V154H188ZM188 155H187V156H188ZM198 155H197V156H198ZM212 155H213V154H212ZM231 155L233 156V154H231ZM252 155H253V154H252ZM252 155H251V156H252ZM15 156H16V157H17V156L19 157V154H18V155L15 154ZM37 156H38V155H36V157H37ZM44 156H45V155H44ZM56 156H57V155H56ZM64 156H65V155H64ZM78 156L81 157V154H80V155L78 154ZM110 156H112L111 153H110ZM133 156H134V155H133ZM139 156H140V154H139ZM163 156H164V155H163ZM165 156H166V155H165ZM191 156H192V155H189V157H191ZM194 156H195V155H194ZM194 156H192V157L195 158ZM205 156H206V154L204 155V157L201 156V158H202V157L205 158ZM213 156H214V155H213ZM216 156H218V155H216ZM216 156H215V157H216ZM240 156H241V155H239L238 157H240ZM253 156L256 157L255 155H253ZM4 157H5V155H4ZM6 157H7V156H6ZM8 157H9V155H8ZM8 157H7V158H8ZM16 157H14V158H16ZM18 157H17L16 159H18ZM60 157H62V156H60ZM68 157H69V156H68ZM68 157H67V159H69ZM72 157H74V155H73ZM95 157H96V156H93V158H95ZM99 157H101V156H99ZM103 157H105V156L103 155ZM113 157H115V156H113ZM134 157H135V156H134ZM174 157H175V156H174ZM221 157H225V156H221ZM226 157H227V156H226ZM226 157H225V159H226ZM236 157H237V156H236ZM257 157L259 158V155H258ZM11 158H12V156H11ZM21 158H22V157H21ZM38 158H39V156L37 157V162L40 163V162L38 161ZM47 158H46V159H47ZM51 158H52V157H51ZM51 158H50V159H51ZM54 158H57V157H54ZM54 158H52V159H54ZM74 158H75V159L77 158V157H76V154H75V157H74ZM85 158H86V157H85ZM97 158H98V156H97ZM97 158H95V159L98 160L99 158H98V159H97ZM106 158L108 159V157H106ZM118 158H119V157H118ZM135 158H136V157H135ZM137 158H139V157H137ZM185 158H187V157H185ZM193 158H192V159L188 158V159H189V160H195V159H193ZM208 158H210V157H207V158H205V159H208ZM227 158H228V157H227ZM234 158H235V157H234ZM240 158H241V157H240ZM250 158H251V157L249 156V159H250ZM258 158H253V157H252L251 159H254V160L256 159V161H254V162H252V163L255 164V163L257 162ZM260 158H262L261 155H260ZM260 158H259V159H260ZM46 159H45V160H46ZM60 159H61V158H60ZM70 159H71V158H70ZM77 159H78V158H77ZM82 159H83V158H81V160H82ZM86 159H87V158H86ZM126 159H127V158H126ZM139 159H140V158H139ZM143 159H144V158H143ZM175 159H177V157H175ZM199 159H200V157H199ZM213 159H214V161H215V158H213ZM219 159H220V158H219ZM229 159H230V158H228V160H229ZM242 159H243L244 161H247V160H245L243 157H242L240 160H242ZM9 160H10V159H9ZM12 160H13V161H16L15 159H12ZM20 160H21V162H22V159H20ZM26 160H27V159H26ZM26 160L24 159V161H26ZM40 160H41V157H40ZM42 160H43V159H42ZM42 160H41V161H42ZM73 160H74V159H73ZM87 160H89V159H87ZM90 160H92V159H90ZM96 160H95V161H96ZM128 160L130 161L131 159L129 158ZM170 160H172V159H170ZM181 160H182V159H181ZM181 160H179V156H178V162H179V161L182 162ZM186 160H187V159H186ZM189 160H187L186 163H188ZM211 160H212V158H211ZM211 160H210V161H211ZM216 160L218 161L217 158H216ZM221 160H222V159H221ZM230 160H231V159H230ZM230 160H229V161H230ZM240 160H239V161H240ZM24 161H23V162H24ZM34 161L36 162V160H34ZM34 161H32V162H33V165H35V164H34ZM48 161H49V159H48ZM48 161H47V162H48ZM57 161H59V160L56 159L55 162H57ZM69 161H70V162H69V166H70V165H71V160H69ZM76 161H77V160H76ZM98 161H100V159H99ZM104 161H105V162H108L107 160H104ZM111 161H114V160H111ZM118 161H119V160H118ZM118 161H116L117 164H119ZM124 161H125V162H124ZM197 161H198V158H197V160H195L194 162H197ZM208 161H209V160H208ZM210 161H209V162H210ZM251 161H252V160H251ZM251 161L249 160L248 162L251 163ZM17 162H18V161H16V163H17ZM21 162L19 161V163H17V164L20 165ZM29 162H31V160H30ZM49 162H51V160H50ZM49 162H48V163H49ZM61 162H63V160H62ZM88 162H89V161H88ZM100 162H101V161H100ZM134 162H135V161H134ZM150 162H151V160H150ZM189 162H190V161H189ZM198 162H199V161H198ZM198 162H197V163H194V164L196 165V167L194 166V168L199 167V165H197ZM205 162H206V161H205ZM205 162H204V161H200L199 164H200L201 166H202V164H204V166L209 165V162H208V163H207V162L205 163ZM215 162H216V161H215ZM258 162H261V161L259 160ZM258 162H257V163H258ZM1 163H2V162H0V165H1ZM26 163H27V162H26ZM26 163H25V165H26ZM38 163H37V164H38ZM44 163H45V165H46V162H44ZM53 163H54V162H53ZM64 163H65V162H64ZM75 163H77V162H75ZM108 163H109V162H108ZM112 163H113V162H112ZM121 163H125L124 165H123V164L121 165V166H123V167H124L125 165H127V161H126V160H123V162H121ZM172 163H174V160H173ZM184 163H185V161H184ZM232 163H236V162H232ZM232 163H231V164H232ZM10 164H11V162H10ZM22 164H23V163H22ZM28 164H29V163H28ZM30 164H32V163H30ZM30 164H29V165H30ZM88 164H90V163H88ZM88 164H87V165H88ZM94 164H96V162H95ZM94 164H92V165L94 166ZM97 164H98V163H97ZM101 164H102V162H101ZM104 164H105V163H104ZM113 164H114V163H113ZM128 164H129V163H128ZM142 164H143V163H142ZM148 164H149V163H148ZM174 164H176V163H174ZM205 164H206V165H205ZM217 164H218V162H217ZM238 164H239V163H237V165H236V164H234V165H236V167H237ZM240 164H241V163H240ZM258 164H259V163H258ZM258 164H257V165H258ZM23 165H24V164H23ZM25 165H24V166H25ZM73 165H74V169L79 168L78 166L76 167L75 164H73ZM77 165H78V164H77ZM81 165H82V163L80 164V168L86 166V164H84V165H82V166H81ZM108 165H110V164H108ZM119 165H120V164H119ZM130 165H131V162H130L129 166H130ZM149 165H150V164H149ZM156 165H157V164H156ZM161 165H162V164H161ZM179 165H180V164H179ZM190 165H191V164H190ZM190 165H189V166H190ZM192 165H193V164H192ZM212 165H213V164H212ZM212 165L210 164V166H208V167H210V169L213 170V168L211 167ZM219 165H220V163H219ZM221 165L223 166V161H222ZM224 165H227V164H224ZM242 165H243V163L240 165V167H241ZM246 165H249V164H245V165H243L244 167L242 166L243 169L245 168V170H244V174H242L243 171H242V172L240 171L242 175L239 176V177H237L238 174H237V175L235 174L236 176H233V175H234L233 173H230V175L227 176V173H226V171H225V173H224V170H223L222 173H220V172L222 171L221 169H222L224 166H223L222 168L218 167V169L220 168V170H221L219 173H217V174H215V173H211V176H212V174H213V175H215L214 177H216V178H215V180H216V184H213V186H212V185H211L212 183H211V184L208 183V185L210 184L211 186L208 187V188L204 186V188H206V191H209V192H213V193H215L216 196H218V195H217V193H218V194H219V198H220L221 200L224 199L225 201H226L227 199L229 200V199H230L229 197H231V196H228V195L226 196V193H227L226 190H225V194H224L223 191L220 190V192H223V194L220 195V193H219V189H220V188H223V187H225V186H228V188H232L233 191L236 190L235 192H237V190H238V191H239V190L244 191L245 189H246L245 192H247V188H251V189H254V190H256V191H259V189H260L259 186H260V185H258L257 183L260 182V181L258 180V182H257L256 179H259L260 177H261V178L264 177V176H261V175H264V167H262L261 170L257 169L258 171L253 169L255 173H253L252 170H249V169H251V168H248L247 171H249L250 174L253 173V174H254V178H256V179H255L256 182H254V181H252L254 178H253V179H250V178L248 177V175H247L248 172H247V173L245 172L246 169H247V168L245 167ZM252 165H253V164H252ZM261 165H262V164H261ZM12 166H13V165H12ZM21 166H22V165H21ZM39 166H40V165H39ZM43 166H44V164H43ZM48 166H49V164H48ZM54 166H55V165H54ZM56 166L59 167V169H58V168H57V170L55 169L56 172L52 170V171L54 172L53 174H55V175H57V176H60L61 178H62V176H63V177L65 176L64 180H65L66 178H68V177L66 176V174H67L66 171H65L63 168H61V166H62V167H64V166H63V165L59 166V164L57 165V163H56ZM71 166H72V165H71ZM93 166H91V169L96 168L95 166H97V165H95L94 168H93ZM98 166L100 167L101 165L98 164ZM98 166H97V167H98ZM110 166H111V165H110ZM115 166H116V165H115ZM115 166L113 165L112 167L116 168ZM134 166H135V165H134ZM150 166H151V165H150ZM172 166H173V165H172ZM250 166H251V165H250ZM253 166H255V165H253ZM253 166H251V167H253ZM26 167H27V165H26ZM37 167H38V165H37ZM44 167H45V166H44ZM46 167H47V166H46ZM51 167H52V166H51ZM75 167H76V168H75ZM101 167H102V166H101ZM105 167H106V166H104V167H102V168L104 169ZM112 167L107 166L106 169H107V168H108V169H110V168L112 169ZM153 167L157 168L154 164H153ZM160 167H161V166H160ZM173 167H174V166H173ZM175 167H176V166H175ZM175 167H174V169H176ZM178 167H179L180 170H182V172H183V170H185V169H182L183 167L177 166V168H178ZM192 167H193V166H192ZM202 167H203V166H202ZM208 167H204V168H207V169H208ZM213 167H215V165H213ZM216 167H217V166H216ZM226 167H227V166H226ZM229 167H230V166H229ZM242 167H241V168H242ZM259 167H260V166H259ZM31 168H32V167H31ZM31 168H29V170H31V171H32V170H35L34 167H33L32 169H31ZM39 168H40V167H38V169H39ZM49 168H50V167H49ZM52 168H54V167H52ZM55 168H56V167H55ZM102 168L100 169L101 171L103 170ZM114 168H113V169H114ZM121 168H122V167H121ZM121 168L119 169V167H118V169H119V170L117 169L118 172H120ZM129 168H130V167H129ZM133 168H134V167H133ZM185 168H186V167H185ZM230 168H231V167H230ZM230 168L227 167L226 170L229 169V170L231 171V170L233 169V168H231V169H230ZM254 168H256V166H255ZM2 169L4 170L3 165H2ZM8 169H9V168H8ZM27 169H28V168H27ZM84 169H85V168H84ZM84 169H83V170H84ZM98 169H99V168H98ZM108 169H107V170H108ZM134 169H135V168H134ZM137 169H139V168H137ZM143 169H144V168H143ZM159 169H160V168H158L157 171H160V170H161V169H160V170H159ZM174 169H172V170H174ZM191 169H192V168H191ZM198 169H199V168H197L196 171H197ZM207 169H206V170H207ZM210 169H208V170H210ZM216 169H217V168H216ZM238 169H239V168H238ZM243 169H242V170H243ZM16 170H17V169H16ZM39 170H40V169H39ZM49 170H50V169H49ZM67 170H68V169H67ZM107 170H105V171L107 172ZM117 170H116V171H117ZM124 170L126 171L127 169L125 168ZM124 170H122L123 173H125ZM128 170H129V172H133V171H131V168L128 169ZM135 170H136V169H135ZM153 170H154V169H153ZM172 170H171V171H172ZM192 170H193V169H192ZM192 170H191V171H192ZM200 170H203V169L201 168ZM200 170H199V171H200ZM229 170H228V172H229ZM68 171H69V170H68ZM76 171H77V170H76ZM81 171H82V170H81ZM81 171H80V172H81ZM103 171H104V170H103ZM103 171H102V172H103ZM111 171H112L111 173H113L114 170H111ZM163 171H164V170H161L160 172H163ZM166 171H168V170H166ZM175 171H176V172H181V171H177V170H175ZM189 171H190V169H189ZM189 171H188V174L191 172V171H190V172H189ZM193 171L196 172L195 169H194ZM199 171H198V176H199V174L201 173V171H200V173H199ZM203 171H204V170H203ZM203 171H202V172H203ZM232 171H233V170H232ZM232 171H231V172H232ZM236 171H238V170H235V172H236ZM251 171H252V172H251ZM4 172H5V175H6V172H7V169H6V168H5ZM16 172H17V171H16ZM35 172H36V170H35ZM35 172H34V173H35ZM78 172H79V171H78ZM106 172H105V173H106ZM118 172L116 173V172L114 171V173L118 174L117 177H119V174H120V173H118ZM126 172H127V171H126ZM141 172H142V170H141ZM143 172H144V171H143ZM153 172H154V171H153ZM176 172H175V173H176ZM238 172H239V171H238ZM240 172H239V173H240ZM256 172H259V173H256ZM40 173H41V174L43 173V172H42V169H41ZM70 173H72V172L69 171V174H70ZM83 173H86V172H83ZM108 173H109V172H108ZM114 173H113V175H115ZM144 173H145V172H144ZM167 173H169V172H167ZM167 173H166V174H167ZM175 173H174V174H175ZM184 173H185V172H184ZM186 173H187V172H186ZM196 173H197V172H196ZM206 173H207V172H206ZM209 173H210V172H209ZM260 173H261V174H260ZM45 174H46V173H45ZM45 174H44V175H45ZM72 174H73V173H72ZM93 174H94V173H93ZM130 174H131V173H130ZM132 174H133V173H132ZM132 174H131V175H132ZM151 174H152V173H151ZM171 174H172V173H171ZM192 174H193V173L191 172L189 175H192ZM202 174H205V173H201L200 177L203 176ZM228 174H229V173H228ZM231 174H232V175H231ZM248 174H249V173H248ZM253 174H252V175H253ZM256 174H257V175L260 174V177H259V176H257V177H259V178L255 177ZM2 175H3V173H2ZM5 175H4V177H5ZM7 175L9 176V173H8V172H7ZM7 175H6V176H7ZM15 175H16V174H15ZM25 175H26V174H24V176H25ZM38 175H40L39 172H38ZM44 175H43V176H44ZM80 175H81V174H80ZM89 175H90V174H89ZM100 175H103V173L100 174ZM175 175H176V174H175ZM196 175H197V174H196ZM196 175H195V176H196ZM252 175H251V176H252ZM71 176H72V175H70V177H71ZM74 176H76V175L74 174ZM83 176H84V175H83ZM92 176H95V175H92ZM96 176H97V175H96ZM103 176H104V175H103ZM103 176H102V177H103ZM110 176H111V174H110ZM152 176H153V174H152ZM152 176H149V177H152ZM156 176H157V175H156ZM167 176H168V175H167ZM176 176H178V175H176ZM182 176H183V175H182ZM182 176H181V177H182ZM205 176H207V174H206ZM205 176H204V177H205ZM208 176H210V175L208 174ZM211 176H210V177H211ZM251 176H250V177H251ZM47 177H50V176L47 175ZM47 177H45V178L43 177L44 180H45ZM102 177H101V179H103ZM134 177H136V175H135ZM138 177H139V176H138ZM149 177H147L146 179H149ZM158 177H159V176H158ZM178 177H180V175H179ZM183 177H184L185 179L187 178V177H185V176H183ZM7 178H8V177H7ZM58 178H59V177H58ZM58 178H55L54 180H57L56 182H58ZM71 178H72V177H71ZM77 178H78V177H77ZM80 178H82V176H81ZM98 178H100V177H98ZM139 178H140V177H139ZM169 178H170V177H169ZM169 178H168L167 180H169ZM189 178H191V177L189 176ZM189 178H188V180H189ZM202 178H203V177H202ZM251 178H252V177H251ZM2 179H3V178H2ZM24 179H25V178H24ZM26 179H27V175H26ZM48 179H49V178H48ZM50 179H51V177H50ZM68 179H69V178H68ZM68 179H67V180H68ZM82 179H83V178H82ZM84 179H85V178H84ZM89 179H90V178H89ZM94 179H96V178H94ZM126 179H127V178H126ZM129 179H131L130 176H129ZM132 179H133V178H132ZM152 179H154V178H152ZM171 179H173V178H171ZM185 179H183V180L181 179V180H179V182H180V181H184ZM195 179H196V178H195ZM195 179H194V180H195ZM210 179H213V176H212V178H210ZM262 179H264V178H262ZM7 180H10V176H9V178H8ZM7 180H6V178H5V181H7ZM11 180L14 181V179H11ZM11 180H10V182H11ZM20 180H21V179H20ZM29 180H30V178H29ZM29 180H27V181L29 182ZM37 180H38V179H37ZM46 180H47V179H46ZM46 180H45V181H46ZM61 180H62V179H61ZM64 180H63V182L61 183V186H62V184L65 182ZM67 180H66V181H67ZM74 180L76 181V178H74ZM85 180H86V179H85ZM90 180H91V179H90ZM97 180H98V179H97ZM133 180H134V179H133ZM137 180H138V179H137ZM161 180H163V179L161 178ZM164 180H165V179H164ZM177 180H178V179L175 178V181H176L175 183H179ZM186 180H187V179H186ZM196 180L202 182V180H200V179H196ZM196 180H195V181H196ZM204 180H207V178H206V179L204 178ZM38 181H39V183L41 182L40 180H38ZM52 181H53V180H52ZM52 181H51V182H52ZM86 181H88V180H86ZM86 181L79 179V180L77 181V184H78V183H81V184H82L81 187H82L84 190H88V191H89V190H94V186H93L92 184H88V183H86ZM122 181H123V182H127V180H126V181H125V180H122ZM122 181H121V182H122ZM134 181H135V180H134ZM190 181H192V180L190 179ZM195 181H194V182H195ZM198 181H197L196 183H199ZM213 181H214V180H213ZM67 182H68V181H67ZM67 182H66V183H67ZM70 182L73 183L72 181H70ZM89 182H90V181H89ZM129 182H130V180H129ZM131 182H132V181H131ZM150 182H151V180H150ZM154 182H155V181H154ZM169 182H172V183H173V181H169ZM184 182H185V181H184ZM187 182H188V181H187ZM0 183H1V182H0ZM12 183L15 184L16 182L14 181V182H12ZM30 183H31V182H30ZM48 183H49V181H48ZM75 183H76V182H75ZM90 183H91V182H90ZM92 183H93V182H92ZM166 183H168V182H166ZM188 183H189V182H188ZM188 183H187V184H188ZM191 183H193V182H191ZM191 183H189V184H191ZM203 183H204V182H203ZM205 183H207V182H205ZM1 184H2V183H1ZM7 184H9V181H8ZM10 184H11V183H10ZM40 184H41V183H40ZM43 184H44V183H43ZM67 184H69V182H68ZM77 184H75V186L78 187L79 185H77ZM129 184H131V183H129ZM133 184H134V183H133ZM173 184H174V183H173ZM183 184H184V183L181 182V184H179V185H183ZM260 184L264 185V182H261ZM31 185H32V184H31ZM50 185H51V184H50ZM50 185H49V186H50ZM52 185H54V184H52ZM58 185H59V184H58ZM138 185H139V184H138ZM144 185H145V184H144ZM144 185L142 184V187H144ZM175 185H176V184H175ZM191 185H192V184H191ZM3 186H4V185H3ZM9 186L12 187L11 185H9ZM16 186H17V184H16ZM23 186H24V185H23ZM33 186H34V185H33ZM43 186H44V185H43ZM54 186H55V185H54ZM83 186H84V187H83ZM127 186H128V185H127ZM154 186H155V185H154ZM158 186H159V185H158ZM164 186H165V185H164ZM173 186H174V185H173ZM173 186H172V187H173ZM194 186H195L196 188H199V187H200V184H199V186H198V184H197V186H196V185H194ZM201 186H202V185H201ZM17 187H19V186H17ZM56 187H58V186H56ZM62 187H63V186H62ZM65 187H66V185H65ZM77 187H76V189H77ZM95 187H96V184H95ZM115 187H116V186H115ZM131 187H132V186H131ZM145 187H146V186H145ZM145 187H144V189H146V188L148 189V187H146V188H145ZM159 187H161V186H159ZM165 187H166V186H165ZM168 187L170 188V185H169ZM174 187H175V186H174ZM181 187H184V186H181ZM185 187H187V186L185 185ZM12 188L15 189L14 187H12ZM19 188H20V187H19ZM49 188H50V187H49ZM72 188H73L74 190H70V191H69L70 188L68 189V187H67V188H63V189H68L69 194H70V195L72 194V196L75 195L76 192H78L77 195H76V196H78V195H79V191H80V189L78 188V191H76L75 187H72ZM138 188H140V186H139ZM138 188L135 187L136 190H139V192H138V191H136V192L140 193V190H141L142 188H141V189H138ZM151 188H152V190L155 189V187H154V188L151 187ZM201 188H203V187H201ZM204 188H203V190H205ZM6 189H7V187H6ZM17 189H18V188H17ZM32 189H33V188H32ZM95 189H96V188H95ZM144 189H142V190H144ZM160 189H161L162 191L168 190V189H164V190H163L162 188H160ZM176 189H177V188H176ZM182 189H183V188H182ZM184 189H185V188H184ZM187 189L190 190V188H187ZM251 189H250V191H248V192H251ZM7 190H8V189H7ZM20 190H21V189H20ZM24 190H25V189H24ZM36 190H37V189H36ZM36 190H35V191H36ZM56 190H57V188H56ZM148 190H149V189H148ZM170 190H171V188H170ZM192 190H193V189H192ZM1 191H2V190H1ZM1 191H0V192H1ZM21 191H22V190H21ZM32 191H33V190H31V192H32ZM64 191H65V190H64ZM66 191H67V190H66ZM100 191H102V189H101ZM121 191H122V190H121ZM132 191L135 192L134 188H133ZM230 191H231V190H230ZM233 191H231V192H233ZM256 191H254V192H256ZM4 192H5V191H4ZM8 192H11V191H8ZM15 192H17V191H15ZM15 192H13V193H14L13 195H15ZM18 192H19V191H18ZM24 192H25V191H24ZM38 192H39L38 194H40V191H38ZM54 192H55V191H54ZM81 192H83V191H81ZM97 192H99V190H98ZM149 192H150V190H149ZM154 192L156 193V192H158V191H154ZM166 192H167V191H166ZM176 192H177V191H176ZM1 193H2V192H1ZM19 193H20L19 195H21V192H19ZM22 193H23V191H22ZM36 193H37V192H36ZM61 193H63V190H62ZM65 193H66V192H65ZM65 193L63 194V197H64V195H66ZM84 193H85V191H84ZM88 193H89V192H88ZM145 193L148 195L146 198H148V197H149V194H148L147 192H145ZM151 193H152V192H151ZM151 193H150V194H151ZM155 193L153 194V197L157 194V193H156V194H155ZM177 193H178V192H177ZM190 193H192V192H190ZM257 193H258V192H257ZM3 194H5V193H3ZM3 194H0V195H3ZM6 194H7V193H6ZM6 194H5V195H6ZM23 194H24V193H23ZM30 194H31V193H30ZM94 194H95V193H94ZM99 194H100V193H99ZM99 194L97 193V194H95V195L98 196ZM101 194L104 195V196L102 195L104 198L101 199V200L103 201V203H101L102 201L100 202L99 200H98V201H94V200H92L94 197H93V198H90L92 195L89 196V194H88V196H87L86 194H82L81 197H82L83 199H85L84 202L82 201L84 204H83L81 201H80V202L84 205V208H87V207L89 206V207H88V209H89V208L92 206V207H91L92 210H91V208H90V210H91L92 212H93V208H94L93 206H96V207H97L99 204H100L101 206L104 205L105 208L107 207V209H108V208H111V209H109V210H111L110 214H107V213H106V211H109V210H106V209H105L106 211H104L102 208H101V209H102L103 211L100 209V210H101V213H100V214L97 213L98 211H97V212H96V211L93 212V213H97V214H95V215H96V217H95L96 219H94V216H95V215L92 216L93 213L90 214V212H89V214L91 215V218L93 217V218H92V220L94 219L93 221L100 220L98 226L101 225L102 228H103V227H104V228H107V230H108L109 227H111V228H113V229H115V230H116V228H119V229L117 230V232L120 233V230H121V231L123 232V233L121 232V234H124V235H126L128 238H130V239H129V242H128V241H125L126 238L124 239V238H122V237H123V236H122L121 238L124 240V242H122L123 240H121V239H119V240H121V241H117V238H119L120 235L118 234L119 236L117 235V238H116V235H115L116 232H115V234H114L113 236H115V239H116L117 242H114L115 239H111V241L114 243V244L111 243V244H112L111 247L114 246V247L116 248V250H117L119 247H118V246H115V244L119 245L118 243H120V244H122V245H124V246H127V247H126L127 253L130 252V250L127 249L128 246H129V248L134 249V246L136 247L137 245L139 246V245L143 244V246H140V247H146L147 250H150V252H149L150 255H151V252H152V255L155 254L156 259H157V260H156V264H264V219H262V218H257L256 220L253 219L254 222H251V221H250V220H252V219H250L249 221H248V220H245L246 222L248 221V222H250V223L252 224L251 226H250V224H247V225L250 226L251 228H254L253 231H252V230L250 231L249 229H248V230H247V229H244L245 226H243V228H242L241 225L238 226L237 224L235 225V223L232 224V225L229 226V227L226 226L225 228H222V225H220L222 222L233 221V222L239 223V222H244V221L241 220L242 217L239 216V213H238V216L241 217V218H239V217L235 216V214H233V213H236V212L231 213V211H230L231 209L223 208V207H222L223 204H222V203H219V202H218L217 200H215L213 197H212V201H211V203H212L213 205H205V204H203V203L197 202L195 199H191V198H189V197H185V196L182 197V199H183L185 202H188V203H190V204H196V205L198 206L197 210L195 209L196 207H195V208L193 207L195 210H193V208H192V210L194 211V213L196 212V214L193 215L194 218H192V219L190 218V220L185 221V220H183V219L179 220V219L173 218L172 215H170V216H172V218H171V217H168L167 215H165L166 217H162V214L160 215V217H162V218L158 217V216H157L158 213L155 214V213H156L155 211L152 212V209H151V208H150V209L147 208V203L144 202V201H145V196H144V195H142V196L144 197V199H143L144 201H143L142 198L140 199V198H137V197H134V196H122V195L120 196V195H118V194H114V193H112L111 191H110V192L107 191V193H105V192L102 191ZM141 194H143V193L141 192L139 195H141ZM192 194H194V193H192ZM228 194H229V191H228ZM232 194H234V193H232ZM241 194H242V193H241ZM245 194H246V195H249V194H247V193H245ZM24 195H26V194H24ZM27 195H28V194H27ZM32 195H33V194H32ZM40 195H41V194H40ZM67 195H68V194H67ZM67 195H66L65 197H68ZM159 195H161V194L159 193ZM162 195H164V194L162 193ZM167 195H169V193H167ZM230 195H231V193H230ZM235 195H236V194H235ZM237 195H238V194H237ZM252 195H255V194L253 193ZM252 195H251V196H252ZM16 196H17V195H16ZM16 196H15V197H16ZM22 196H23V195H22ZM33 196H34V195H33ZM33 196H32V197H33ZM42 196H43V195H42ZM42 196H41V197H42ZM44 196H45V195H44ZM54 196H55V195H54ZM100 196H101V195H100ZM100 196H99V197H100ZM164 196H165V195H164ZM182 196H183V195H182ZM3 197H6V196L3 195ZM3 197H2V198H3ZM9 197H10V196H9ZM27 197H29V196H27ZM60 197L62 198V195H61ZM78 197H79V196H78ZM150 197H151V196H150ZM156 197H157V196H156ZM160 197H161V196H160ZM165 197H166V198H164V197L159 198V203H161L162 205L170 204V201L167 199V196H165ZM172 197H173V196H172ZM194 197H195V196H193V198H194ZM234 197H236V196H234ZM249 197H250V196H249ZM249 197H247V198L243 197V198H245V200L247 201V200L249 199ZM253 197H255L256 199L253 198ZM253 197H252L253 200L251 199V200H249L250 202H245V203H250L251 206H252V204H256V203L254 202V200H255V201H259V200H257V199H258V196H253ZM6 198H7V197H6ZM33 198H36V197H33ZM82 198H81V200H82ZM232 198H233V196H232ZM9 199H10V198H9ZM22 199H25V198H22ZM26 199H27V198H26ZM36 199H38V198H36ZM36 199H34L33 201L36 202ZM44 199H45V198H44ZM66 199H68V198H66ZM94 199H95V198H94ZM139 199H140V200H139ZM150 199H152V198H150ZM237 199H239V198H237ZM1 200H2V199H0V202H2ZM27 200H28V199H27ZM29 200H31V199H29ZM29 200H28V201H29ZM64 200H65V199H64ZM74 200L76 201V199H74ZM147 200H148V199H147ZM157 200H158V199H156V202H153V203H155V205H159V203L156 204V203L158 202ZM241 200H243V199H241ZM241 200L239 199V201H241ZM245 200H244V201H245ZM6 201H7V200H6ZM8 201H9V200H8ZM39 201H40V200H39ZM69 201H70V200H69ZM77 201H79V200H77ZM77 201H76V202H77ZM152 201H154V200H152ZM171 201H172V200H171ZM232 201H233L232 204L236 203L235 205L232 206V205H230L231 202H229V205L232 206L233 209L237 208V209H241V210H242V208H243L242 211L244 212V209H245L246 207H245V208L243 207V205H242L243 203L240 204V202H236L235 199L232 200ZM234 201H235V202H234ZM244 201H243V202H244ZM9 202H10V201H9ZM25 202H26V201H25ZM40 202H41V201H40ZM50 202H51V201H50ZM50 202H48V203H50ZM65 202H66V201H65ZM72 202L74 203L73 200H72L70 203H72ZM149 202H151V201L149 200L148 203H149ZM206 202H207V201H206ZM208 202H209V201H208ZM260 202H261V199H260ZM2 203H3V202H2ZM2 203H1V205H2ZM26 203H27V202H26ZM26 203H25V204H26ZM67 203H68V202H67ZM85 203H86V205L88 204L87 207L85 206ZM172 203H173V202H172ZM238 203H239V205H238ZM36 204H37V202H36ZM39 204H42V203H39ZM39 204H37V205H39ZM46 204H47V203H46ZM52 204H53V206H54L55 203H52ZM77 204L80 205L79 202H78ZM82 204H81V206H80L81 208H82V206H83ZM149 204L151 205V203H149ZM182 204H183V203H182ZM221 204H222V205H221ZM227 204H228V203H227ZM258 204H260V203H258ZM3 205H4V204H3ZM12 205H14V204H12ZM15 205H16V204H15ZM15 205H14V206H15ZM63 205H64V204H63ZM63 205H62V208H63ZM177 205H180V204L177 203ZM184 205H185V204H184ZM248 205H249V204H248ZM4 206H5V205H4ZM9 206H10V204H9ZM30 206H31V205H30ZM174 206H176V203L174 204ZM180 206H182V205H180ZM185 206H186V205H185ZM185 206H184V207H185ZM194 206H195V205H194ZM234 206H235V207H234ZM244 206H247V205L245 204ZM253 206H258V207H260V205H257V204H256V205H253ZM26 207H27V206H26ZM32 207L35 208L34 205H33ZM32 207H31V209H32ZM65 207H66V206H65ZM69 207H70V206H69ZM74 207H75V205L73 206V208H74ZM77 207H78V206H77ZM158 207H159V206H158ZM184 207H182V208H184ZM186 207H187L188 209H191L192 206H191V207H190V206H186ZM224 207H226V205H225ZM4 208H5V207H4ZM4 208H3V209H4ZM9 208H10V207H9ZM16 208H19V207H16ZM27 208H30V207H27ZM36 208L38 209L39 207H36ZM41 208H42V206H41ZM50 208H51V207H50ZM62 208H61V209H62ZM84 208H82V210H83ZM155 208L157 209V207H155ZM180 208H181V207H180ZM251 208H252V207H251ZM255 208H256V207H255ZM261 208H262V207H261ZM261 208H258V209H261ZM3 209H2V210H3ZM5 209H6V210H9L8 208H5ZM12 209H13V208H12ZM22 209H23V208H22ZM42 209H43V208H42ZM42 209H39V210L41 211ZM53 209H54V208H53ZM55 209H56V207H55ZM66 209H67V207H66ZM70 209H71V208H70ZM97 209L99 210V208H97ZM158 209H159V208H158ZM237 209H235V210H237ZM256 209H257V208H256ZM6 210H3V213H5L4 211H6ZM13 210H16V209L14 208ZM18 210L20 211L21 209H18ZM29 210H30V209H25V212H26V214H27V217H26V218H27V219H26L27 221H31V220L33 219V218H31V213H32V211H34V210H32L31 212H30ZM51 210H52V209H51ZM75 210H76V209H75ZM86 210H87V209H86ZM94 210H95V209H94ZM100 210H99V211H100ZM153 210H154V209H153ZM162 210H164V209H162ZM180 210H181V209H179V211H180ZM241 210H240V211H241ZM246 210H247V213L250 212L248 209H245V211H246ZM22 211H23V210H22ZM22 211H21V212H22ZM47 211L49 212L48 208H47ZM62 211H63V210H62ZM84 211H85V210H84ZM112 211H113V213H112ZM165 211H166V210H165ZM171 211H172V210H171ZM183 211H185V210H183ZM232 211H233V210H232ZM242 211H241V212H242ZM248 211H249V212H248ZM257 211H258V210H256V212H257ZM6 212H7L6 214H8V211H6ZM9 212H10V211H9ZM25 212H23V213H25ZM42 212H43V210H42ZM42 212H41V213H42ZM51 212H53V211H51ZM55 212H56V211H55ZM66 212H67V211H66ZM70 212H71V211H70ZM70 212H69V214H70ZM79 212H81V211H79ZM180 212H182V211H180ZM180 212H179V213H180ZM237 212H238V210H237ZM243 212H242V213H243ZM253 212H254V210H253ZM259 212H260V211H259ZM259 212H257V213H252V214H259ZM262 212H264V211H262ZM262 212H261V213H262ZM11 213H12V215H13V211H11ZM14 213H16V212H14ZM23 213H22V214H23ZM29 213H30V214H29ZM57 213H58V211H57ZM62 213H64V212H62ZM67 213H68V212H67ZM86 213H87V212H86ZM111 213H112V215H111ZM169 213H170V210H169ZM172 213H173V212H171L170 214H172ZM183 213H184V212H183ZM183 213H182V214H183ZM186 213H187V212H185V214H186ZM245 213H246V212H245ZM245 213H244V214H245ZM247 213H246V214H247ZM250 213H251V212H250ZM261 213H260V214H261ZM9 214H10V213H9ZM35 214H36V213H35ZM35 214H34V215H35ZM42 214L45 216L44 212H43ZM52 214H53V213H52ZM52 214H51V215H52ZM60 214H61V213H60ZM60 214H58V215H59V216H62V215H60ZM89 214H88V215H89ZM236 214H237V213H236ZM244 214H241V215H244ZM10 215H11V214H10ZM12 215H11V216H12ZM43 215H42V216H43ZM48 215H49V213H48ZM51 215H50V217H55L56 219H58V218L56 217V215H55V216H54V215L51 216ZM76 215H77V216H76ZM262 215H264V214H262ZM6 216H7L8 219H9L10 216H8V215H6ZM17 216H18V215H17ZM42 216H41V217H42ZM67 216H68V215H67ZM75 216H76L75 220L77 221L78 213L75 214ZM189 216H190V215H189ZM195 216H196L197 218H196ZM246 216H247V218H248V217H251V215L248 216V214H247ZM246 216H244L243 218H245ZM252 216H253V215H252ZM256 216L258 217V215H256ZM259 216H260V215H259ZM15 217H16V216H15ZM41 217H40V218H41ZM47 217L50 218L49 216H47ZM86 217H87V216H86ZM174 217H175V216H174ZM185 217H186V216H185ZM253 217H255V216H253ZM261 217H264V216H261ZM18 218H19V216H18ZM18 218H16V220H18ZM20 218H21V216H20ZM20 218H19V219H20ZM43 218H45V217H43ZM64 218H65V217H64ZM73 218H74V217H73ZM80 218H81V217H80ZM88 218H89V217H88ZM181 218H182V217H181ZM186 218H187V217H186ZM188 218H189V217H188ZM1 219H2V218H1ZM46 219H47V218H45V220H46ZM81 219H82V218H81ZM89 219H90V218H89ZM259 219H260V220H259ZM12 220H13V219H11V221H12ZM14 220H15V219H14ZM41 220H42V219H41ZM82 220H83V219H82ZM90 220H91V219H90ZM92 220L89 222V224H91V223L94 224V222H93ZM243 220H244V219H243ZM1 221H3V219H2ZM6 221H7V220H6ZM9 221H10V220H9ZM20 221H22V220L20 219ZM23 221H24V220H23ZM27 221H26V222H27ZM50 221H51V220H49L48 222H50ZM54 221L56 222V220H54ZM79 221H80V219H79ZM196 221L201 222V223H198V222H196ZM204 221H207V222H208V221H214V222L217 223V224H215V226L219 224L218 226L221 227V228H220V227H219V228L222 229V233H220V234L222 235V237L225 236L224 238H226V237L228 236V235H227L228 233L230 234V232H233V230L237 231L239 234H243L244 237H245V236L250 237V235H251V236H255V237H256L255 240H257V241H256V242H257L256 244H254V242H253V241H255L254 239H253V241L251 240V242H250V241H247V240L243 241V243L245 242L246 244H251V245L254 244L255 246L252 245V246H254V248L251 247V249H254V251H253V252H243V251H242V252H238V249H240V248L243 247V246L240 247L241 245L238 243V242H239V241H238L239 239L237 240V244L240 245V246H239L240 248H238V249L236 250V247H235V248H234V249H235V250H234L235 252L232 251L233 248H232L230 251H227V250H226L227 247L225 248V251H223V252H220V250H217V251H219V252H215V251H213L212 248H211L212 243H215L217 240L220 241L219 244H221V243L223 244V242H221V240H219V235H220V234H219V231L216 232V233H218V234H214V233H213L215 230L213 231L212 229H213L215 226L211 228V227L209 226L211 223L208 222L209 225H207V223L204 222ZM3 222H4V221H3ZM13 222H15V221H13ZM32 222H33V221H32ZM32 222H31V223H32ZM41 222L44 223L43 221H41ZM45 222H46V221H45ZM48 222L45 223V224L49 225ZM64 222H65V221H64ZM202 222H203V223H206V224L203 225ZM246 222H244V224H245ZM248 222H247V223H248ZM15 223H16L17 225L19 224L18 222H15ZM15 223H14V224H15ZM86 223H87V222H86ZM100 223H101V224H100ZM61 224H62V223H61ZM74 224H76V223H74ZM93 224H92V225H93ZM141 224H142V226H145V227L142 228ZM22 225H23V224H22ZM22 225L19 224V226H22ZM32 225H33V224H32ZM63 225H65V224H63ZM79 225H80V224H79ZM79 225H77V226L79 227ZM87 225H88V224H87ZM96 225H97V224H96ZM136 225H137V226L139 225V226L141 227L140 230L137 229V226H136ZM173 225H176V227H177V230H176L177 233H175V234H170V230H168V229H169L170 227H172V228L175 227V226H173ZM247 225H246V226H247ZM19 226H18V227H19ZM29 226H30V225H29ZM67 226H68V225H67ZM71 226H72V225H71ZM75 226H76V225H75ZM80 226H81V225H80ZM83 226L85 227V224H84V223L82 224L81 227L83 228ZM88 226H91V225H88ZM101 226H100V227H101ZM134 226H135V227H134ZM211 226H213V225H211ZM218 226H217V227H218ZM224 226H225V225H224ZM224 226H223V227H224ZM252 226H253V227H252ZM33 227H34V225H33ZM73 227H74V225L72 226V228H73ZM92 227H94V226H92ZM1 228H2V227H1ZM7 228H8V227H7ZM82 228H81V229H82ZM95 228H96V227H95ZM102 228H101V229H102ZM135 228H136L137 230H136ZM246 228H247V227H246ZM248 228H249V227H248ZM2 229H3V228H2ZM85 229H86V227H85ZM85 229H84V230H85ZM101 229H99L100 232H101ZM113 229H111V231H113ZM133 229H135L136 231H140L141 233H140V232L138 233V232H136V231L133 230ZM141 229H142V231H141ZM174 229H175V228H174ZM214 229H216V227H215ZM10 230H11V229H10ZM73 230H74V228H73ZM84 230H83V231H84ZM97 230H98V228H97ZM105 230H106V229H105ZM107 230H106V231H107ZM166 230H168L169 233H168ZM230 230H232V231H230ZM19 231H20V230H19ZM24 231H26V230H24ZM35 231H36V230H35ZM38 231H39V230H38ZM83 231H82V232H83ZM86 231H87V229L85 230V232H86ZM91 231H92V230H91ZM93 231H94V232H97L94 228H93ZM111 231H109V234H110ZM229 231H230V232H229ZM0 232H2L1 229H0ZM22 232H23V231H22ZM28 232H30V231H28ZM51 232H52V231H51ZM85 232H84L83 234H85ZM87 232H88V231H87ZM13 233H14V232H13ZM18 233H19V232H18ZM24 233H26V232H24ZM30 233H31V232H30ZM38 233H39V232H38ZM41 233L43 234V231H42ZM53 233H54V232H53ZM75 233H76V232H75ZM102 233H104V230H102ZM44 234L46 235L45 232H44ZM44 234H43V235H44ZM86 234H87V233H86ZM86 234H85V235H86ZM88 234H89V233H88ZM88 234H87V235H88ZM96 234H97V233H96ZM104 234H107V235H108L107 232H105ZM10 235H11V234H10ZM17 235H18V234H17ZM45 235H44V236H45ZM87 235H86V236H87ZM111 235H112V234H111ZM223 235H224V236H223ZM237 235H238V234H237ZM237 235H236V236H237ZM48 236H49V235H48ZM77 236H78V235H77ZM100 236H101V233H100ZM100 236H99V235H94V237H93L92 239H93L94 242H96V243L99 242V241L104 242V241H102V239H101L103 235L101 236V238H100ZM233 236H234V235H233ZM233 236L230 234V237H231V238H233ZM238 236H239V235H238ZM240 236H241V235H240ZM0 237H1V236H0ZM13 237H14V236H13ZM23 237H25V236L23 235ZM46 237H47V236H46ZM50 237H52V236H50ZM80 237H81V236H80ZM82 237H83V235H82ZM89 237H90V235H89ZM109 237H110V236H109ZM220 237H221V236H220ZM242 237H243V236H242ZM248 237H246V238H248ZM255 237H253V238H255ZM52 238H53V237H52ZM52 238H51V239H52ZM87 238H88V237H87ZM227 238H228V237H227ZM246 238H245V239H246ZM2 239L6 240L7 238H6V239H5V238H2ZM2 239H0V240H2ZM13 239H14V238H13ZM18 239H19V238H18ZM18 239H16V240H18ZM25 239H26V237H25ZM25 239H24V240H25ZM31 239H32V238H31ZM49 239H50V238H49ZM49 239H48V237H47L46 240H49ZM80 239L82 240V238H80ZM85 239H86V238H85ZM90 239H91V238H90ZM109 239H110V238H109ZM229 239H230V238H229ZM7 240H9V239H7ZM16 240H15V241H16ZM21 241H22V240H21ZM28 241H29V240H28ZM34 241H35V240H34ZM49 241H50V240H49ZM51 241H53V239H52ZM68 241H69V240H68ZM89 241H90V240H89ZM89 241H88V242H89ZM108 241H110V240H108ZM108 241H106V243H107ZM111 241H110V242H111ZM231 241H232V240H230V243H232ZM240 241L242 242V240H240ZM0 242H1V241H0ZM30 242H32V241L30 240ZM90 242H91V241H90ZM110 242H108L107 244H109ZM226 242L228 243L229 241H226ZM235 242H236V240H235ZM235 242H234V244H235ZM4 243L6 244V242H4ZM9 243H10V242H9ZM9 243H8V244H9ZM12 243H13V242H12ZM21 243H23V242H21ZM35 243H36V241H35ZM54 243H55V242H54ZM63 243H65V242L63 241ZM106 243H104V244H106ZM8 244H7V245H2V247H4V246L8 247V246L10 245V244H9V245H8ZM37 244H38V243H37ZM102 244H103V243H102ZM111 244H110V245H111ZM136 244H137V245H136ZM217 244H218V243H217ZM225 244H226V243H225ZM234 244L232 243L233 246H234ZM246 244H245V245H246ZM15 245H16V244H14V246L12 245V246H13V251H14L15 248H16ZM21 245H22V244H21ZM91 245H94V244H91ZM144 245H145V246H144ZM228 245H230V244H228ZM251 245H250V246H251ZM10 246H11V245H10ZM23 246H24V245H23ZM56 246H58V245H56ZM100 246H102V245H98V247H100ZM108 246H109V245H108ZM6 247H5V249H6ZM24 247H25V246H24ZM82 247H83V246H82ZM91 247H92V246H91ZM117 247H118V248H117ZM212 247H214V245H213ZM229 247H231V246H229ZM244 247H245V246H244ZM244 247H243V248H244ZM247 247H249V246L247 245ZM18 248H19V247H17L16 249L18 250ZM22 248H23V247H22ZM25 248H26V247H25ZM62 248H63V247H62ZM218 248H219V247H218ZM218 248H217V249H218ZM101 249H104V248L101 247ZM101 249H100V250H101ZM106 249H107V248H106ZM108 249H109V248H108ZM124 249H125V248H124ZM146 249H145V250H146ZM20 250H21V249H20ZM34 250H35V249H34ZM75 250H76V249H75ZM95 250H96V248H95ZM114 250H115V249H114ZM114 250H113V251H114ZM119 250H121V249H119ZM128 250H129V251H128ZM139 250H140V248L138 249V252H136V253H139ZM142 250H143V248H142ZM222 250H223V249H222ZM222 250H221V251H222ZM246 250H247V249H246ZM96 251H98V250H96ZM121 251H122V250H121ZM236 251H237V252H236ZM248 251H249V249H248ZM67 252H68V251H67ZM114 252H115V251H114ZM123 252H124V251H123ZM83 253H86V252H82L81 254H83ZM115 253H116V252H115ZM121 253H122V252H121ZM125 253H126V252H125ZM131 253L136 255L135 251H131V252H130L131 257L133 256ZM144 253H146V252H144ZM153 253H154V254H153ZM30 254H31V252H30ZM32 254H33V253H32ZM38 254H39V253H38ZM79 254H80V253H79ZM116 254H117V253H116ZM123 254H124V253H123ZM128 254H129V253H128ZM128 254H127V256H128ZM146 254H147V253H146ZM35 255H36V254H35ZM70 255H71V254H70ZM84 255H85V254H84ZM107 255H108V254H107ZM118 255H119V254H118ZM118 255H117L116 257H118ZM150 255H149V256H150ZM18 256H19V255H18ZM74 256H75V255H74ZM146 256H147V255H146ZM72 257H73V256H72ZM128 257H129V256H128ZM152 257H153V256H152ZM1 258H2V257H1ZM20 258H21V257H20ZM96 258H97V257H96ZM132 258H134V256H133ZM147 258H148V257H147ZM149 258H150V257H149ZM44 259H45V258H44ZM88 259H89V257H88ZM90 259H91V258H90ZM97 259H98V258H97ZM110 259H112V258H110ZM120 259H121V258H120ZM137 259H138V258H137ZM152 259H153V258H152ZM0 260H1V259H0ZM9 260H10V259H9ZM45 260H46V259H45ZM92 260H93V259H92ZM98 260H99V259H98ZM98 260H97V261H98ZM101 260H102V259H101ZM107 260H108V259H107ZM112 260H113V259H112ZM125 260H126V257H125ZM127 260H128V259H127ZM131 260L133 261V259H131ZM143 260H144V259H143ZM10 261H11V260H10ZM30 261H31V260H30ZM30 261H29V263H32V262H30ZM85 261H86V260H85ZM89 261H90V260H89ZM114 261H115V260H114ZM128 261H129V260H128ZM141 261H142V260H141ZM144 261H145V260H144ZM147 261H148V260H147ZM151 261H152V260H151ZM1 262H2V260H1ZM45 262H46V261H45ZM74 262H75V261H74ZM74 262H73V264H74ZM86 262H87V261H86ZM118 262H119V261H118ZM129 262L132 263L131 261H129ZM152 262H153V261H152ZM7 263H8V262H7ZM108 263L111 264L110 262H108ZM119 263H120V262H119ZM145 263H146V262H145ZM148 263H150V261H148ZM8 264H9V263H8ZM10 264H11V263H10ZM15 264H16V263H15ZM20 264H21V263H20ZM45 264H46V263H45ZM125 264H126V263H125ZM153 264H154V263H153Z\"/></svg>",
    "mask_w": 264,
    "mask_h": 264
}]
</instances>
